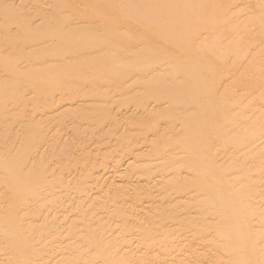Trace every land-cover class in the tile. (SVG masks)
Segmentation results:
<instances>
[{
    "label": "rangeland",
    "instance_id": "374dc122",
    "mask_svg": "<svg viewBox=\"0 0 264 264\" xmlns=\"http://www.w3.org/2000/svg\"><path fill=\"white\" fill-rule=\"evenodd\" d=\"M45 1H47V2H45ZM83 1L85 2V1H87V0H60V1H58V0H0V53H1V57H2V53H4L5 51H7V49H6V47L8 48V50L10 51V50H13V51H10V52H12L13 54H9L8 52H7V54H6V52H5V55L7 56L8 55V57H7V59L3 62V58L5 57L6 58V56L4 55V57H2V58H0V60H1V62H0V94H2V95H0V110L2 111H0V160H1V158H3V161H4V159L6 158V165H5V167H3L4 165H3V161L1 162L0 161V167L2 168H0V194H1V192H2V194L0 195V208L1 209H3V211L0 209V217L2 218V220H4V221H2L1 219H0V223H2L3 225L1 226L0 225V233H1V237L2 238H0V243L2 244H0L1 246H0V249L3 251V254L7 251V253H5L4 255L5 256H7V257H5V258H3L2 256H4V255H2V254H0V256L3 258H1L0 260V262L2 263V264H20L21 262L23 263V261H22V258H23V256H24V258H26L27 259V262H28V260L30 261V264H32L31 262H33L32 260L34 259L35 261H37V262H33V264L34 263H39V264H60L61 262H63V259H64V262H63V264H109V262L111 261V262H114V264L116 263V264H119L120 262V264H152V262H153V264H161L162 262H163V264H171V262L170 261H172V264H181V263H183V261H185V263L184 264H207V262H208V264L210 263V264H214L216 261V263L217 264H222L224 261H222L223 259V257H224V259H226V260H228V258H230V254H229V256H227L226 257V255L225 254H223L224 252V250L226 249L225 247H227L228 249H229V244H228V242H225V241H228V238L229 237H226V239L225 240H223V238H222V243H220V246L219 245H216V244H214L213 242L215 241L216 242V240H217V243L219 244V240L218 239H220L221 238V236L218 238V235H214V229H216V228H218V227H220L221 228V223H219L218 222V220H220L219 219V217L217 216V215H215L216 216V218H215V216H213V214L211 215L210 214V216H212V218H210V217H207L205 214L203 215V213L204 212H202V210L204 209V208H202V206H204V207H206V206H208V204L206 203V202H204V203H206L207 205L205 206V205H203V203H200V202H198L199 200L198 199H200L199 197L197 198V199H188V197L190 196V194L187 192L189 189L191 190V186H194L195 187V183H196V180L197 181H199L200 180V177H199V175H198V178H197V171H196V169H193V168H190V167H192V165L190 164L191 163V161H192V163H193V160H191V159H193V157H197L198 155H194L193 154V151L192 150H190V149H188V148H186V146L184 147L183 146V148L181 149L182 150V154L184 155V151H185V149H187V151H188V153L186 152L185 153V155H187L188 156V160H191L190 161V163H189V161H187V157L186 156H183L184 157V159H181L182 157L180 156V148L179 147H181L182 145H183V143H182V145H181V143L180 142H178L179 144H177V142H176V140H178L177 138H181V136L184 138V139H186V140H188V142H189V140H190V142H191V144L192 145H198L199 144V142L198 143H196L197 142V140H199V137H200V146L202 147V143L204 142V147L206 148V150L205 151H208V150H210V149H212V150H214V151H212L213 153H215V156H217L218 154V156H217V158L218 157H220V159L219 160H217V158L215 159V157H210V155L208 156V153H209V151H208V153H207V156L209 157V159L210 158H213V159H211V160H213V161H211V164H210V161L208 162L207 161V159H208V157H206V152L205 151H203V153L204 154H202V155H205V158H204V156H202L201 154V156H202V158H201V160L199 161L200 163L202 162V165H204L205 164V167H207V165L209 164L210 166L209 167H207V168H209V170L211 171V173L212 174H210V175H212L211 176V178H207L208 180H212V177H214V175L213 174H215L216 172H217V170H218V168L217 167H215V166H213L214 164H216L218 161V163H217V165L216 166H220L219 167V170H220V168L221 167H223V168H221V170H222V172H221V170L219 171V172H217V174H215L216 175V177L217 176H219L218 175V173L222 176V177H226V178H224V182H222V184L224 183L225 185H227V183H228V180H229V184L227 185V186H225V185H222L224 188H226V187H230V188H233L231 185H233L234 186V189H231L232 190V193H233V191H235V187H237V189L238 190H240L241 191V189L243 190V189H247V192L248 191H250V192H245V190H243V191H241V192H239L237 189V191H235L236 192V195L238 194V192L241 194V197H240V194H238V196H236L234 193H233V196H232V194H229V195H231V197L233 198H241L240 199V201L242 200V199H244L243 197H246V198H248L249 197V193H251L252 191V194H250V197H252L251 199L250 198H248L247 200H249L250 199V201L249 202H251L252 200L254 201V203H256V204H254V203H249V202H247V201H245L246 200V198L243 200V201H239V203L238 204H240V206H241V203H243L244 202V205L246 204L245 202H247V203H249L248 205H251V204H253V205H255V207L253 206V205H251V207L250 206H247V204L245 205V207H247L248 208V210L250 209V208H253V210L254 209H257L256 207H259L260 206V208H258L257 210H255L254 212H256V213H258V214H256L254 217H255V219L253 218V216H252V221H250L251 219V217H250V215L249 214H252V212H253V210L251 209V213L249 212L248 213V211L246 210V208L244 209L243 207H241L242 209H243V211H245L246 212V214H248L249 216V221L247 220L248 219V217L246 216V214H244L245 216H244V221H246V223H244V221H242L245 225H247V223H248V226H249V232L251 233H249L248 232V238H247V240L249 241V242H254L255 243V245H256V247H255V245H251L248 241H247V243L248 244H250V247H252V246H254L255 247V250H257V249H259L258 248V245H260L259 247H260V249L264 246V224L263 223H261V222H263L264 221V206H263V204H264V178H261V177H263L264 176V173H263V170H264V150H262V148H261V143L262 142H264V141H262V140H264L263 138H262V135L264 136V134H262L263 132H264V112L262 113V111H264V96H259V94L261 95V93H262V91L264 92V50H263V48H264V32H262V31H264V22H263V20H264V0H235V2H233L234 4H232V2H229L228 0L226 1V3H230V6H233V7H231V8H229V10L231 9V11H229L228 10V8H227V11H228V13L229 14H227L226 15V17H223L224 19H222V17H221V19H220V16H221V9L219 8V6H217L216 4H215V6L213 7L211 4H212V2H211V4L209 3V2H207L208 0H194V1H196V2H194V5L192 6L191 4H193V0H182V1H184V2H182L181 0H179V3L177 2L178 0H170V1H172L171 3H169L170 1L169 0H164V2H163V0H160V2L158 3V1L159 0H152V4H150L149 3V5H150V7L148 6V2H151V1H149V0H144V2L142 1L141 2V0L138 2L137 0H135L134 1V5H133V0H114V5L112 4L111 5V2H113V1H111V0H109L110 2V4L109 3H106V1L105 0H97L98 2H100V3H102V4H98V7H99V9H97L96 7V5L94 4V2H96V0H94V2L93 3H91V5H89V4H86V2L85 3H83ZM91 0H89V2H90ZM119 2V4L117 3L116 4V2ZM121 1H122V3H121ZM124 1V2H123ZM138 2L140 5H141V9L139 8L140 7V5H138V3H136L137 5H135V2ZM154 1V2H153ZM224 2H225V0H223ZM232 1V0H231ZM234 1V0H233ZM89 2H87V3H89ZM92 2V1H91ZM107 2H108V0H107ZM147 2V3H146ZM169 4H168V3ZM175 2V3H174ZM187 2V3H186ZM198 2V3H197ZM62 3V4H61ZM147 5H146V4ZM155 3H158V4H155ZM164 4V7H162L163 6V4ZM166 3V4H165ZM176 3H177V5H176ZM188 3H190V4H188ZM195 3H197L198 4V6L195 4ZM203 3V4H202ZM206 5H205V4ZM208 3H209V6L210 7H212V8H209V7H206L207 5H208ZM80 4H82V6H80ZM86 4V5H85ZM94 4V5H93ZM120 4H122L121 5V7H120ZM145 4V5H144ZM162 6H161V5ZM171 4H172V7H171ZM180 4H182V5H180ZM185 4V5H184ZM262 4V5H261ZM87 5H89V6H87ZM92 5H93V8H94V6H96L94 9L92 8ZM101 6V8L103 9H101L100 8V6ZM154 5H156L155 7H154ZM158 5H159V7H158ZM165 5H167L166 7H165ZM169 5V6H168ZM189 5H191V7L189 6ZM205 5V7H204V9H203V6ZM234 5H235V8H234ZM261 5V6H260ZM87 6V7H86ZM108 6H112V7H108ZM138 7V9H136V7ZM145 6V7H144ZM148 6V7H147ZM153 6V7H152ZM200 6V7H199ZM88 7H91V8H88ZM115 7V8H114ZM134 7V8H133ZM151 7H152V10H151ZM168 7H170V9L168 8ZM179 7V8H178ZM182 7V8H181ZM184 7V8H183ZM190 7V8H189ZM193 7H197V8H194L195 10H193L192 12H191V10L193 9ZM104 8H106V10H104ZM109 8H112L110 11H109ZM144 8V9H143ZM145 8H147V9H145ZM156 8V9H155ZM158 8V9H157ZM163 8V9H162ZM169 10H168V9ZM181 8V9H180ZM188 10H187V9ZM192 8V9H191ZM207 8H209V9H207ZM219 8V9H218ZM260 8V9H259ZM150 9V10H149ZM161 9V10H160ZM177 9V10H176ZM185 11H183V10ZM190 9V10H189ZM202 10L203 11V13L200 11V10ZM207 11H206V10ZM215 9V10H214ZM253 9H256L257 11H253ZM260 11H259V10ZM32 10V11H31ZM85 10H86V12H90V13H85ZM162 10H164V11H168V12H164V11H162ZM199 10V11H198ZM220 10V11H219ZM234 10V11H233ZM263 10V11H262ZM83 11H84V13L85 14H83ZM117 11V12H116ZM170 11V12H169ZM173 11V12H172ZM178 11H179V13H178ZM180 11H181V13H180ZM191 13H190V12ZM195 11V12H194ZM206 11V12H205ZM211 11V12H210ZM214 11V12H213ZM121 12V13H120ZM188 12V13H187ZM194 12V13H193ZM196 12H198V14H199V16H198V14L196 13ZM205 12V13H204ZM213 12V13H212ZM220 12V13H219ZM231 12V13H230ZM169 13V15L167 16V14ZM170 13H172V14H170ZM179 15H178V14ZM193 13V14H192ZM253 13H254V15H253ZM255 13H257V14H255ZM260 13V14H259ZM162 14H163V16H162ZM183 14H185V15H183ZM240 14V15H239ZM262 14V15H261ZM103 15L105 16V18L106 17H109V20H108V23H109V25H107V20H105V18H103ZM122 15V16H121ZM123 15H125V16H123ZM181 15L183 16V17H181ZM188 15V16H187ZM191 15V16H190ZM202 15V16H201ZM233 15H234V17H233ZM257 16V17H254L253 18V16ZM121 16V17H120ZM172 16V17H171ZM186 16V17H185ZM229 16H231V18L229 17ZM240 16V17H239ZM263 16V17H262ZM102 17V18H101ZM174 17H176V18H174ZM194 17V18H193ZM202 18V20H201V18L200 19H198V18ZM227 17H228V19H227ZM259 17V18H258ZM262 17V18H261ZM191 18V19H190ZM225 18H226V20H225ZM257 18V19H256ZM87 19V20H86ZM91 19V20H90ZM100 19V20H99ZM107 19V18H106ZM180 19H183V20H180ZM195 19H197V20H195ZM24 20V21H23ZM39 20V21H38ZM95 20V21H94ZM103 21V23H97V22H99V21ZM161 20V21H160ZM166 20V21H165ZM167 20H171V23H169ZM174 22H173V21ZM178 22H177V21ZM188 20V21H187ZM198 20H201V21H199V22H197L196 23V21H198ZM210 20V21H209ZM216 20V21H215ZM260 20V21H259ZM22 21V22H21ZM80 21V22H79ZM111 21V22H110ZM180 21H181V23H180ZM19 22V23H18ZM177 22V23H176ZM190 22H191V24H190ZM195 22V23H194ZM202 22V23H201ZM212 24H211V23ZM6 23V24H5ZM18 23V24H17ZM21 23V24H20ZM26 23V24H25ZM31 23H33V24H35V25H33V24H31ZM39 25H38V24ZM46 23V24H45ZM85 25H84V24ZM95 23V24H94ZM165 23H167V24H165ZM189 25H188V24ZM194 23V24H193ZM263 23V24H262ZM7 24H11V25H13V24H15V25H13L14 26V28H13V26H9V25H7ZM22 24H25V25H22ZM31 26H30V25ZM44 25L43 27L41 26V25ZM75 24V25H74ZM93 24V25H92ZM104 24H106V25H104ZM111 24V25H110ZM168 24L170 25V26H168ZM198 24V25H197ZM202 24V25H201ZM206 24H207V26H206ZM211 24V25H210ZM215 26H214V25ZM19 25V26H18ZM80 25H81V27H80ZM82 25L84 26V28L82 27ZM97 25V26H96ZM171 25H172V27H173V25L174 26H176L175 27V29L173 28V30H172V28H171ZM196 25V26H195ZM22 26H24V27H26L25 29H24V27H22ZM40 26H41V28H40ZM49 26V27H48ZM74 26V27H73ZM76 26H79V27H76ZM86 26V27H85ZM88 26V27H87ZM105 26H106V28H105ZM114 26V27H113ZM213 26H214V28H213ZM243 26V27H242ZM17 27V28H16ZM28 27V28H27ZM29 27L31 28L30 30H29ZM48 27V28H47ZM57 28V29H55V28ZM112 27V28H111ZM177 27H179L178 29H177ZM212 27V28H211ZM240 27H242L241 29H240ZM248 28V29H246L247 31H246V33H244L245 32V30H244V28ZM263 27V28H262ZM8 28H9V31H11L10 33L8 32ZM22 28V29H21ZM44 28V29H43ZM58 28H60V29H58ZM92 28H93V30H92ZM169 28V29H168ZM11 29V30H10ZM18 29H19V31H18ZM24 29V30H23ZM27 29H28V31H27ZM33 29V30H32ZM38 30V31H36V30ZM46 29H47V31H46ZM55 29V30H54ZM66 29V30H65ZM70 29V30H69ZM89 29H91V30H89ZM105 29H107V30H105ZM158 29V30H157ZM195 29V30H194ZM243 29V30H242ZM13 30V31H12ZM22 30V31H21ZM35 30V31H34ZM40 30V31H39ZM53 30V31H52ZM61 30H63V31H61ZM71 30H72V32H71ZM79 30V31H78ZM84 30V31H83ZM102 30V31H101ZM165 30H167L166 32H165ZM176 32H175V31ZM209 30H211V31H209ZM234 30V31H233ZM235 30L238 32V31H240V33H239V35H238V33L237 32H235ZM242 30V31H241ZM26 31V32H25ZM46 31V32H45ZM70 31V32H69ZM156 31H158V32H156ZM162 32V33H160V32ZM164 31V32H163ZM206 31V33H207V35H206V33H204ZM207 31H209V32H207ZM215 31V32H214ZM244 31V32H243ZM251 31V32H250ZM3 32V33H2ZM16 32H18V33H16ZM25 32V33H24ZM43 32V33H42ZM59 32V33H58ZM76 32V33H75ZM78 32V33H77ZM111 32H113V33H111ZM115 32V33H114ZM155 32V33H154ZM170 32H172V33H170ZM175 32V33H174ZM194 32V33H193ZM237 33V34H232V33ZM243 32V33H242ZM260 32H261V35H260ZM12 33V34H11ZM47 33H48V36H47ZM68 33V35L66 36V34ZM74 33V34H73ZM137 33H139V35L137 34ZM153 33V34H152ZM160 33V34H159ZM170 33V34H169ZM174 33V34H173ZM231 33V34H230ZM247 33H249L250 34V36H249V34H247ZM254 33H255V35H254ZM63 34H65V35H63ZM70 34H72V35H70ZM80 34H82V36L80 35ZM111 34H112V36H111ZM158 34V35H157ZM216 34L218 35V36H216ZM246 36H244V35ZM252 34L254 35L253 37H252ZM50 35V36H49ZM55 35H56V37H55ZM70 35V36H69ZM74 35H76V36H74ZM84 35V36H83ZM108 35V36H107ZM113 35H114V37H113ZM164 35V36H163ZM171 36V38H170V36ZM223 35V36H222ZM232 35V36H231ZM248 35V36H247ZM29 36V37H28ZM32 36V37H31ZM45 36V37H44ZM52 36V37H51ZM59 36V37H58ZM72 36V37H71ZM79 36H81V38L79 37ZM97 36H99V37H97ZM118 36V37H117ZM137 36V37H136ZM142 38H141V37ZM160 36V37H159ZM162 36H163V40L161 39L162 38ZM231 36V37H230ZM43 37V38H42ZM48 37H49V39H48ZM61 37V38H60ZM83 37V38H82ZM89 37V38H88ZM95 37H96V39H95ZM105 37V38H104ZM108 37V38H107ZM117 37V38H116ZM122 38V39H120V38ZM191 37H192V39H191ZM238 37V39H236ZM252 37V38H251ZM38 38V39H37ZM55 38V39H54ZM57 38H60V39H57ZM72 38V39H71ZM75 38V39H74ZM78 40H77V39ZM100 38H101V40H100ZM112 38V39H111ZM159 38V39H158ZM172 38H174V39H172ZM204 38V39H203ZM250 38V39H249ZM29 39V40H28ZM35 39V41H33ZM43 39H44V41L45 42H48V44H49V42L51 43L50 45H46L47 43H45V42H42V44L44 45L43 47H46V48H43L42 47V44H41V41H43ZM47 41H46V40ZM51 39V41L53 42H51V41H49ZM53 39V40H52ZM66 39V40H65ZM87 39V40H86ZM111 39V40H110ZM119 39V40H118ZM132 39H133V41H132ZM134 39H136V40H134ZM198 41H197V40ZM3 40V41H2ZM25 40V41H24ZM27 40H28V42H27ZM38 40H40L39 42H38ZM56 40V41H55ZM58 40V41H57ZM65 40V41H64ZM69 40H71V41H69ZM75 40V41H74ZM81 40V41H80ZM91 42H90V41ZM107 40V41H106ZM166 40V41H165ZM262 41V43H261V41ZM12 41H13V43H12ZM62 41V42H61ZM87 41H88V43H87ZM93 41V42H92ZM98 41V42H97ZM111 41V42H110ZM112 41H113V44H112ZM120 41V42H119ZM203 41V42H202ZM5 42V43H4ZM10 44H8V43ZM11 42V43H10ZM17 42V43H16ZM27 42V43H26ZM31 42V43H30ZM35 42V43H34ZM38 42V43H37ZM56 42V43H55ZM60 42V43H59ZM65 42V43H64ZM104 44H103V43ZM107 42V43H106ZM164 42V43H163ZM197 42H199V43H197ZM257 42V43H256ZM19 43V44H18ZM45 43V44H44ZM67 43V44H66ZM71 43V44H70ZM73 43V44H72ZM87 43V44H86ZM91 43V47L92 48H87V46H89V44ZM130 43V44H129ZM146 43V44H145ZM147 43H150V44H148L147 45ZM153 43V44H152ZM216 43V44H215ZM255 43V44H254ZM261 43V44H260ZM3 44V45H2ZM6 44V45H5ZM28 44V45H27ZM30 44H33V46L32 45H30ZM41 44V45H40ZM100 44L102 45L101 47H100ZM107 44H109V46L106 45ZM145 46V47H148L149 48V46L152 44V45H154V48H153V46L151 45L150 46V48H149V50L147 49H145V48H143V46ZM199 46H198V45ZM263 44V45H262ZM8 45V46H7ZM18 45H20V47L18 46ZM23 47H22V46ZM30 45V46H29ZM35 45H36V47H35ZM54 45V46H53ZM60 45V47H58ZM64 45V46H63ZM65 45H67V47L65 46ZM87 45V46H86ZM92 45H95V47L94 46H92ZM110 45H112V46H110ZM114 45L116 46H118V45H120L119 46V48L116 46V48L114 47ZM129 45L131 46V50H129L130 49V47H129ZM135 47H137V48H135ZM137 45V46H136ZM141 45V46H140ZM205 45V46H204ZM258 45V46H257ZM2 46H3V50H2ZM5 46V47H4ZM25 46H27V47H25ZM28 46L30 47V48H28ZM76 46H77V48H76ZM104 46L106 47L105 49H106V51L108 52H105V50L103 49L104 48ZM140 46V47H139ZM200 46H203V48H201ZM214 46V47H213ZM257 46V47H256ZM263 48H262V47ZM22 47V48H21ZM38 47H39V50H37L38 49ZM49 49H48V48ZM74 47V48H73ZM85 47V48H84ZM101 49H100V48ZM103 47V48H102ZM111 47V48H110ZM123 48V50H122V48ZM129 49H128V48ZM194 48V50L196 51V53H198L199 54V52H200V54L197 56V54H195V52L194 53H192V51H193V48ZM200 49H199V48ZM14 48L19 52H17V51H15L14 50ZM19 48V49H18ZM21 48V49H20ZM23 48H24V50H23ZM37 48V49H36ZM76 48V49H75ZM108 48H110V49H108ZM133 48V49H132ZM135 48V49H134ZM142 48L143 49H145V50H142ZM29 49H30V51H29ZM34 49H35V51H34ZM43 49V50H42ZM46 49V50H45ZM53 49V50H52ZM71 49V50H70ZM73 49V50H72ZM80 49V50H79ZM87 49V50H86ZM92 49H94V51H96L97 49V51L96 52H94V51H92ZM125 49H128L129 50V52H127L128 50H126V51H124ZM138 49V53L140 52V49H141V53H142V55H140L139 57H137L138 56V53H137V56L135 55V54H133L132 53V51L133 52H137L136 50ZM198 49V50H197ZM40 50H42V51H40ZM49 51V52H46V51ZM67 50V52H64V51H66ZM90 52H89V51ZM101 50H104L103 51V53H102V51ZM156 50V51H155ZM210 50V51H209ZM14 51H15V53H14ZM33 51V52H32ZM40 51V52H39ZM61 51V52H60ZM73 51V52H72ZM80 51H82V52H80ZM86 51V52H85ZM87 51L89 52L88 54H87ZM112 51V52H111ZM116 51H118V52H116ZM130 51H131V53H130ZM147 51V52H146ZM149 51V52H148ZM214 51V52H213ZM22 52V53H21ZM24 52V53H23ZM26 52V53H25ZM30 52V53H29ZM35 52V53H34ZM44 52V53H43ZM57 52L59 53V54H57ZM64 52V53H63ZM94 52V53H93ZM122 52V53H121ZM143 52H146L145 54H147L146 56L143 54ZM151 52V53H150ZM41 53H42V56H41ZM69 53V54H68ZM84 53V54H83ZM94 54V56H96V57H98V58H100V59H97L96 57H94L93 56V54ZM99 53V54H98ZM100 53H102L103 54V57L100 55ZM107 55H106V54ZM111 53V54H110ZM121 53V54H120ZM150 53V54H149ZM23 54V55H22ZM37 54H39V56H37ZM52 54V55H51ZM63 54V55H62ZM70 54H72V55H70ZM87 54V55H86ZM114 54V55H113ZM123 54V55H122ZM131 54V56H129ZM133 54V55H132ZM140 54V53H139ZM191 54H193V56L195 57H193ZM195 54V55H194ZM215 54V55H214ZM12 57H10V56ZM14 55V56H13ZM49 56V58H51V59H49V58H46V57H48ZM54 55V56H53ZM62 55V56H61ZM67 55V56H66ZM74 55H76V56H74ZM109 55V56H108ZM117 55H118V57H117ZM120 55H122V57L120 56ZM127 55V56H126ZM244 55H246V57L244 56ZM254 55V56H253ZM256 55V56H255ZM31 59V63H28V61L30 60L28 57ZM33 56H34V58H33ZM46 56V57H45ZM61 56V57H60ZM72 56H74V57H72ZM93 56V57H92ZM130 58H129V57ZM134 56V57H133ZM167 56H169V58L168 59H170L169 61L171 62L172 61V63H173V60H176V59H174V57L173 56H177V57H175V58H178L179 60H182V61H175L174 63H173V65H174V67H173V65H172V63H169V65L170 66H167L166 64H163V65H161L162 63H167ZM171 56V57H170ZM179 56V57H178ZM216 56V57H215ZM222 56V57H221ZM227 56V57H226ZM253 56V57H252ZM36 57H39V58H36ZM44 57V58H43ZM63 57V58H62ZM91 57V59H89V58ZM123 57H125L126 59H127V57L129 58V59H127V61H126V59H123L122 61L123 62H121V60L120 59H122ZM137 58V60H136V58ZM173 57V58H172ZM191 57V58H190ZM242 57V58H241ZM26 58V59H25ZM43 59L44 61L47 59L48 60V63H47V65H49V66H47L46 65V67H43V66H45V62L47 61H45V62H42L43 63V65H41L40 64V62L42 61L41 59ZM56 59V61L55 60H53V59ZM85 58V59H84ZM97 59V61H96V59ZM108 58V59H107ZM112 58V59H111ZM115 58V61H112L113 59ZM131 58H133V59H131ZM135 58V59H134ZM139 58H141V59H139ZM146 58V59H145ZM193 58V59H192ZM197 58V59H196ZM225 58V59H224ZM226 58H228V59H226ZM243 58H247V59H243ZM252 58V59H251ZM263 58V59H262ZM12 59V60H11ZM35 59V60H34ZM38 61H37V60ZM77 59V60H76ZM95 59V60H94ZM107 59V60H106ZM109 59H111V60H109ZM131 59V60H130ZM249 59H250V61H249ZM27 60V63L26 62H24V61H26ZM34 60V61H33ZM41 60V61H40ZM63 60H65L64 62H61V61H63ZM70 60H72L71 62H70ZM76 60V61H75ZM92 60V61H91ZM98 60L100 61V63L98 62ZM101 60H103V61H101ZM120 60V61H119ZM141 60V61H140ZM145 60V61H144ZM223 60H226V61H223ZM246 60H248V61H246ZM35 61H37L36 62V64H38L37 66H36V64H35V66H36V69L34 68L35 66H33V64L35 63ZM52 61V62H51ZM54 61V62H53ZM76 62V64L75 65H77V67L76 68H78L79 69V67L80 68H82V70H78V69H75V71L77 72H73L74 71V68H73V66H72V64L70 65L72 68H73V71H69L68 70V68L69 67H66V66H69V64L70 63H73V62ZM78 61V62H77ZM82 61V62H81ZM87 61H90V62H87ZM118 61V62H117ZM125 61V62H124ZM130 61V62H129ZM212 61V62H211ZM10 62V63H9ZM30 62V61H29ZM67 62V63H66ZM80 62L82 63V65H83V67H85V68H83L82 67V65L80 64ZM92 62V63H91ZM114 64H113V63ZM138 62V63H137ZM247 62H249L250 63V66H249V63L247 64ZM33 63V64H32ZM52 63H54V64H52ZM84 63V64H83ZM89 63V64H88ZM96 63V64H95ZM102 63H104L103 65H102ZM108 63H109V65H111V66H113L114 68H112L111 66H109L108 65ZM118 63V64H117ZM128 63V64H127ZM167 63V64H168ZM179 65H178V64ZM192 63V64H191ZM211 63L213 64V65H211ZM254 63V64H253ZM41 66H40V65ZM61 64V65H60ZM62 64H64V65H62ZM68 64V65H67ZM74 64V63H73ZM80 64V65H79ZM86 64V65H85ZM93 64V65H92ZM123 64V65H122ZM130 64V65H129ZM131 64H133L132 65V67H129V66H131ZM137 64H139L138 66H137ZM158 64V65H157ZM219 64V66H217ZM223 64H224V66H223ZM252 64V65H251ZM5 65V66H4ZM21 65H23V66H21ZM26 65H28V66H26ZM90 65V66H89ZM105 65H106V67H105ZM108 65V66H107ZM126 65H128V66H126ZM155 65V66H154ZM254 65V66H253ZM25 66V67H24ZM33 68L32 70H31V68ZM40 66V67H39ZM63 66V67H62ZM65 66V67H64ZM79 66V67H78ZM93 66H95V67H93ZM101 66V67H100ZM104 66V67H103ZM116 66V67H115ZM136 66V67H135ZM156 67V69L157 70H154L153 69V71L155 72H157V73H154V75H158V76H156V78H151V79H148L149 81H153L154 83H152V86H151V84H150V88L149 89H146V88H144V85H143V82H139V80H137V79H139V78H141V76H139V72L138 71H140V72H142V71H144L143 69H147V70H145V71H150V73L151 72H153V71H151L152 69H151V67ZM163 66H165V67H163V71L161 70V68ZM210 66H211V68H216V69H211L210 68ZM215 66V67H214ZM243 66H245V67H243ZM248 66V67H247ZM253 66V67H252ZM25 69H24V68ZM26 67H29V68H27L26 69ZM43 67V68H42ZM50 67V68H49ZM87 67H89V68H87ZM103 67V68H102ZM110 67V68H109ZM124 67V68H123ZM133 67H135V68H133ZM161 67V68H160ZM227 67H228V69H227ZM240 67V68H239ZM5 68V69H4ZM41 68V69H40ZM62 68V69H61ZM109 68V69H108ZM127 68H128V70H127ZM137 68H139V69H141V70H139V69H137ZM149 68L151 69V70H149ZM164 68H165V70H164ZM174 68V69H173ZM221 68V69H220ZM238 68V69H237ZM243 68V69H242ZM9 69V70H8ZM29 69V70H28ZM38 69V70H37ZM69 69H71V68H69ZM88 71H87V70ZM91 69V70H90ZM95 69V70H94ZM97 69V70H96ZM101 69H104L103 71H101ZM111 69V71L112 72H116V73H114L115 75L114 76H116V77H118V79L116 78V80L117 81H120V82H117L116 80H115V78L113 79L112 78V76H110V70ZM113 69V70H112ZM124 71H123V70ZM133 69H135V70H133ZM219 69V70H218ZM224 69V70H223ZM6 70H8V71H6ZM44 70V71H43ZM66 70H68V72L66 73ZM85 70V71H84ZM90 70V71H89ZM99 70V71H98ZM127 70V71H126ZM130 70V71H129ZM138 70V71H137ZM159 70V71H158ZM172 70V71H171ZM223 70V71H222ZM239 70H241L240 72L243 74H241L240 72H239ZM33 71V72H32ZM41 71V72H40ZM82 71H84L85 72V74L86 75H82V74H80ZM88 72V76H89V78H88V82L90 83V84H88V82H87V72ZM120 71H122V73H120ZM133 71H137V78H135V74L134 73H136V72H133ZM189 71V72H188ZM210 71V72H209ZM211 71H215V73L217 72V74H215L214 72H211ZM243 71V72H242ZM8 72V73H7ZM38 72H40V73H38ZM45 72V73H44ZM72 72V73H71ZM92 72V73H91ZM97 72V73H96ZM99 72H100V74H101V76H102V78H100L101 76L99 75ZM103 72V73H102ZM107 73L106 74V76H108V77H111L110 78V81H109V79H104V83L102 82L103 81V75L105 74V73ZM130 72H132V74H134L133 75V80H131V75H128L127 76V74H131ZM160 72H162V73H160ZM221 72H222V74H221ZM226 72H228L227 74H226ZM235 72V73H234ZM44 73V74H43ZM59 75V76H61V74H71V75H68L67 77H66V75H65V77H66V79H65V77H64V75H62L63 76V78H59V76H57V74ZM83 73V72H82ZM96 73V74H95ZM109 73V74H108ZM125 73V74H124ZM150 73H149V75H150ZM172 73V74H171ZM184 73H187V78H186V80L185 81H188L187 83H189V85L183 80H181L183 77L182 76H184V75H186V74H184ZM210 73V74H209ZM236 73H237V76L236 77H234L235 75H236ZM242 75H240V74ZM79 78V79H82V80H84V78H85V82L84 81H81V80H79L75 75ZM92 74V75H91ZM126 75V76H124V75ZM141 75L143 74V73H140ZM204 74V75H203ZM231 74H232V76H231ZM81 75L84 77V78H80L81 77ZM94 75H96L95 77H94ZM98 75L100 76L99 77V79H98ZM111 75H113V74H111ZM196 77H195V76ZM209 75V76H208ZM223 75V76H222ZM230 77H229V76ZM234 75V76H233ZM70 76H71V78H70ZM73 76L75 77V79H73ZM86 76V77H85ZM91 76H93V77H91ZM123 76V77H122ZM151 76V75H150ZM227 76V77H226ZM56 77V78H55ZM58 77V78H57ZM120 77H122V79L123 78H129V80L128 79H124L125 81H126V83L125 82H123L124 80H120ZM171 77V78H170ZM179 78V79H177V78ZM182 77V78H181ZM57 79V84L55 83V79ZM67 78H69V79H67ZM91 78V79H90ZM98 79V80H96V82H94V80L95 79ZM136 80H135V79ZM170 78V79H169ZM199 80H198V79ZM233 78V79H232ZM237 78V79H236ZM241 78V79H240ZM52 79V80H51ZM76 79H77V81H76ZM94 79V80H93ZM111 79H113V81L111 80ZM142 79V78H141ZM169 79V80H168ZM173 79V80H172ZM229 79V80H228ZM235 79V80H234ZM245 79H247V80H245ZM55 80V81H54ZM72 80H73V82H72ZM75 80V81H74ZM78 80H79V82H78ZM90 80V81H89ZM101 82H100V81ZM133 81L134 82V85H136V87H135V91H133L134 90V87H131V91H129L128 89L130 88V86H134V85H132L133 83H130V85L127 83L128 81ZM147 80V81H148ZM159 80H161V81H159ZM191 80V81H190ZM193 80H194V82H193ZM222 80V81H221ZM231 80V81H230ZM246 82H245V81ZM91 81L93 82V85H97L98 83V87L97 86H95V88H93L92 86V84H91ZM107 81H109V82H111V85L110 86H108L110 83L108 82L107 83ZM114 81H115V83H114ZM143 81V80H142ZM148 81V82H149ZM156 81V82H155ZM159 81V83H157ZM165 81V83L163 84L162 82H164ZM178 81V82H177ZM180 81V82H179ZM190 81V82H189ZM197 81V82H196ZM198 81H199V83H198ZM221 81V82H220ZM236 81V82H235ZM240 81V82H239ZM253 81V82H252ZM77 84H76V83ZM83 82H84V84H83ZM121 82L123 83V85H125V88H126V86L128 87V89H125L124 88V86H122V84H121ZM137 82V83H136ZM160 82L162 83V85L160 84ZM170 82V83H169ZM173 82V83H172ZM212 82H213V84H212ZM217 82V84H215ZM224 82V83H223ZM229 82V83H228ZM230 82H232V83H230ZM238 82V83H237ZM245 82V83H244ZM81 83H82V85H81ZM85 83H87L86 84V86H88V87H86L85 86ZM96 83V84H95ZM101 83V84H100ZM104 85H103V84ZM117 83H120L121 84V86L120 85H116ZM172 83V84H171ZM175 83V84H174ZM184 83H186V84H184ZM198 83V84H197ZM207 83H209V87L207 86L206 87V85H208ZM222 83V84H221ZM69 84V85H68ZM72 85V87H69V86H71ZM74 84H76L75 85V87H74ZM113 84V85H112ZM114 84H115V87H114ZM141 85V86H143V87H141V86H139V85ZM153 84H155V85H153ZM156 84H158V85H156ZM167 84V85H166ZM170 84V85H169ZM175 86H174V85ZM179 84V85H178ZM181 84V85H180ZM192 84V85H191ZM200 84H201V86H200ZM221 86H220V85ZM227 84H229L228 86H226ZM236 84V85H235ZM68 85V86H67ZM79 85H81V86H83V88H85V89H83L82 88V90H81V86H79ZM100 85V86H99ZM129 85V86H128ZM173 85V86H172ZM177 85V86H176ZM186 85V86H185ZM211 85V86H210ZM214 85V87H212ZM233 85V86H232ZM241 85V86H240ZM104 86V87H103ZM117 86V87H116ZM149 86V85H148ZM159 87V88H155V87ZM161 86H164L163 88L161 87ZM181 86H182V88H181ZM185 86V87H184ZM188 86V87H187ZM190 86V87H189ZM193 86V87H192ZM200 88V92H199V88ZM216 86V87H215ZM223 86V87H222ZM68 87H69V89H68ZM90 87V88H89ZM100 87V88H99ZM106 87V88H105ZM108 87H109V89H108ZM114 87V88H113ZM119 87H121L122 89L124 88V92L122 91L121 92V88L119 89ZM141 87V88H140ZM167 87V88H166ZM176 87H178V89L176 88ZM203 89H202V88ZM225 87V88H224ZM231 87V88H230ZM252 87V88H251ZM259 87V88H258ZM263 87V88H262ZM64 88V89H63ZM77 88H80V92L77 90ZM88 88V89H87ZM98 88V89H97ZM103 88V89H102ZM106 90H105V89ZM117 90H116V89ZM132 88H133V90H132ZM136 88L138 89V91L136 90ZM179 88H181V89H179ZM196 88H198V89H196ZM205 88V89H204ZM214 88H215V90H214ZM223 88V89H222ZM233 88H234V90H233ZM56 89V90H55ZM58 89V90H57ZM60 89H62V90H60ZM73 89V90H72ZM95 89V90H94ZM97 89V90H96ZM103 90V94H102V90ZM163 89V90H162ZM169 89V90H168ZM171 89V90H170ZM178 90V92L177 91H175V90ZM209 91H208V90ZM213 89V90H212ZM241 89V90H240ZM245 89H248V90H245ZM251 89V90H250ZM257 89H258V91H257ZM55 90V91H54ZM76 90V92H74ZM89 90H91V91H89ZM94 90V91H93ZM100 90V93L101 94H99V91ZM129 91V92H127V91ZM167 90H168V92L169 91H172V92H170V94L171 95H169V93H167V95L165 94L166 92H167ZM173 90L175 91V92H173ZM218 90V91H217ZM225 90H226V92H225ZM240 90V91H239ZM244 90V93L245 94H243L241 91H243ZM254 90V91H253ZM34 91V92H33ZM59 91V92H58ZM91 92V93H87V92ZM96 91V92H95ZM214 91H216V92H214ZM223 91V92H222ZM236 91V92H235ZM2 92V93H1ZM37 92V93H36ZM79 92V93H78ZM83 92V93H82ZM118 92H121V93H118ZM127 92V93H126ZM132 92V93H131ZM135 92H136V95H135ZM163 92V93H162ZM206 92H210V94H206ZM214 92V93H213ZM238 92V93H237ZM253 92V93H252ZM256 92V93H255ZM261 92V93H260ZM24 93V94H23ZM26 93V94H25ZM30 93V94H29ZM57 93V94H56ZM76 93H78V94H76ZM117 93V94H116ZM174 93H177V94H174ZM211 93H212V95H211ZM242 93V94H241ZM248 95H247V94ZM22 94V95H21ZM55 94H56V96H55ZM85 94H89V96H87V97H85V99H87L86 100V102H84L85 100L83 99V101L82 100H80V101H78L79 99L77 98L78 96H81L80 97V99H82V98H84V95ZM96 94H99V95H96ZM110 94V95H109ZM114 94V95H113ZM118 94H120V95H118ZM127 94V96H125ZM131 95V97H130V95ZM134 94V95H133ZM218 94H219V96H218ZM226 94V95H225ZM234 94H235V96H234ZM263 94V93H262ZM4 95V96H3ZM51 95V96H50ZM90 95H92V96H90ZM112 95H113V97H112ZM115 95H117V96H115ZM174 95V97H172ZM216 95V96H215ZM221 95V96H220ZM246 95L247 96H249V97H246ZM264 95V94H263ZM2 96V97H1ZM14 96L15 97H17V98H14ZM22 96V97H21ZM26 96V97H25ZM29 96V97H28ZM50 96V97H49ZM62 96V97H61ZM101 96H103L102 98H101ZM107 98H106V97ZM112 98H111V97ZM130 98H129V97ZM168 96V97H167ZM214 96V97H213ZM242 96V97H241ZM49 97V98H48ZM54 97V98H53ZM78 99V100H76V98ZM88 97H90V99L92 98L93 100H91L90 101V99L88 98ZM97 97V98H96ZM100 97V98H99ZM118 97V98H117ZM123 97V99H121L120 100V98H122ZM126 97V98H125ZM129 99H128V98ZM178 97H180V99H181V97H182V100H181V102H180V99L178 98ZM219 97V98H218ZM226 97H230L229 99L228 98H226ZM238 97V98H237ZM245 97H246V99H245ZM261 97V98H260ZM2 98V99H1ZM46 98V99H45ZM66 98H67V100H66ZM134 98V99H133ZM162 98L166 101L167 100V102H169L172 98H174L173 100H171L170 102H169V104L167 103V102H163L162 101ZM167 98V99H166ZM170 98V99H169ZM206 98H210V99H206ZM222 98H224V100H222ZM234 98H236V99H234ZM242 99L243 100V102H240V101H242V100H240V99ZM263 98V99H262ZM65 99V100H64ZM72 99H75L74 101L72 100ZM96 99V100H95ZM98 99V100H97ZM112 99V100H111ZM168 99H169V101H168ZM220 99V100H219ZM228 99V100H227ZM238 99H239V101H238ZM246 100V102H244L245 100ZM252 99V100H251ZM260 99H262V101L260 100ZM4 100V101H3ZM53 100V101H52ZM63 100V101H62ZM69 100V101H68ZM115 100V101H114ZM156 100V101H155ZM161 102H160V101ZM206 100V101H205ZM227 100V101H226ZM19 101V102H18ZM54 101H55V103H57V104H55L54 103ZM66 101H68V102H66ZM70 101H72L71 103H70ZM82 101V102H81ZM92 101H94V103L92 102ZM111 101H112V103H111ZM127 101V102H126ZM134 101V102H133ZM151 103H150V102ZM159 101V102H158ZM220 101V102H219ZM221 101H223V102H221ZM233 101V102H232ZM3 102H5V103H3ZM20 102H21V104H20ZM26 102H28V104L26 103ZM36 102V103H35ZM62 102V103H61ZM64 102V103H63ZM85 103V105H84V103ZM87 102H89L88 104H87ZM121 102V103H120ZM133 102V103H132ZM149 104H151V105H149V107H148V103ZM155 104H157V103H159V104H157V105H155ZM174 102V103H173ZM226 102V103H225ZM235 102V105H233V103ZM237 102V103H236ZM18 103V104H17ZM25 103V104H24ZM39 105H38V104ZM49 103H50V107H51V109L49 110ZM60 103V104H59ZM68 103V104H67ZM81 103H83V104H81ZM98 103V104H97ZM101 103L103 104V106L101 105ZM110 103V104H109ZM123 103V104H122ZM127 104V105H125V104ZM129 103V104H128ZM131 103V104H130ZM155 105V106H158V105H160L159 107H160V114H162V113H165L166 111H167V115H168V113H169V115H168V117L169 116H172V114L171 113H174V115H175V113L177 112V111H182L181 110V108H183V107H181V106H184V104H185V106H186V108L184 107V111H186L187 110V108H189L188 109V111H186L187 112V115L188 116H190L191 115V117H188L191 121H194V119L195 118H197L198 120H196L195 121V123H193L192 124V127H197L198 126V121L200 122V124L202 125V124H205V123H207L208 121H206V120H208V118L210 117H208V115L207 114H211V113H213L214 114V118H213V123L214 124H211V123H209V124H211V126L210 125H207V124H205V125H202V126H204L203 128H207V127H209V128H212L213 129V131H212V129H210V130H208V133H206L207 131L206 130H204L202 127H201V129H203L202 131L204 132L205 131V133H202L201 132V129L199 128V126H201V125H199L197 128H199V129H196V130H199V131H196V133H195V130L191 127V125H189V124H191L189 121V119L187 118V116H185L186 118H184L183 116V114H185V113H182V112H177V114H179V113H182L181 114V116L183 117H181L182 119H180L178 116H176V117H178V118H171V121L172 120H176V121H174V125H175V127L173 126V124H172V127H171V124L169 123V119L170 118H168L167 117V115H165V117H164V115H161V118H160V120L159 119H157L158 117H156V115L157 114H159V113H157L156 112V107L153 105V104ZM181 103V104H180ZM208 103V104H207ZM215 103V104H214ZM219 103V104H218ZM222 103H223V105H222ZM240 103H241V105H240ZM256 103V104H255ZM1 104H3V105H1ZM27 104V105H26ZM42 104H43V106H42ZM55 105V106H53V105ZM62 104H64V105H62ZM86 104H87V106H86ZM90 104V105H89ZM92 104H94L95 106H98V108H95L94 107V105L92 106ZM107 106H106V105ZM137 104V105H136ZM144 104H147V107H146V105H144ZM163 104H165L164 105V107H163ZM172 104H174L175 105V108L173 107L174 105H172ZM194 104H197V105H195V108H194ZM198 104H199V106L201 105L202 107H199L198 106ZM205 104V105H204ZM232 104V105H231ZM238 106H237V105ZM254 104L255 105H257V106H254ZM24 105H26V106H24ZM39 106V108H38V106ZM44 105H45V107H46V109H45V107H44ZM48 107H47V106ZM90 107H89V106ZM101 105V106H100ZM106 106V108H108V109H106V110H104V108H105V106ZM121 105V106H120ZM129 105V106H128ZM138 105H140V107L143 105L144 107L142 108H139V110L140 111H138ZM171 105H172V108H171ZM214 105H215V107H214ZM226 106V109H225V106ZM232 107H231V106ZM240 105V106H239ZM252 105V106H251ZM8 106V107H7ZM10 106V107H9ZM15 106V107H14ZM17 106H19V107H17ZM32 106V107H31ZM33 106H34V108H33ZM36 106H37V108H36ZM109 106V107H108ZM123 106V107H122ZM132 107V109H131V107ZM138 106V107H137ZM151 106V107H150ZM154 106V109L152 108ZM187 106H189V107H187ZM191 106V107H190ZM208 106V107H207ZM219 106V107H218ZM221 106V107H220ZM223 106V107H222ZM228 106H229V108H228ZM22 107V108H21ZM28 107V108H27ZM42 107H44V108H42ZM94 107V108H93ZM104 107V108H103ZM111 107H113V108H111ZM118 107V108H117ZM124 108V107H127V108H124L123 110H122V108ZM130 107V108H129ZM158 107V108H159ZM166 107H170V109H165ZM176 107H178V108H176ZM199 107V108H198ZM210 107V108H209ZM255 107H256V110H255ZM30 108H33V110L31 109V110H28V109H30ZM36 108V110H34ZM42 110H41V109ZM112 110L113 109V111H111L110 109ZM117 108V109H116ZM163 108V109H162ZM194 108V109H193ZM203 108V109H202ZM223 108H224V110H223ZM233 108V109H232ZM24 109H25V111H24ZM27 109V110H26ZM41 111H40V110ZM43 109H44V111H43ZM103 109V110H102ZM121 109V110H120ZM126 109V110H125ZM146 109H147V111L149 112H147L146 111ZM150 109V110H149ZM165 109V110H164ZM176 110V109H178V110H176V111H173V110ZM198 109H200V110H204V112H205V114H204V112H202V111H200V110H198ZM207 109V110H206ZM235 109V110H234ZM253 109V110H252ZM261 109V112L260 113H258L259 112V110ZM19 110V111H18ZM68 110V111H67ZM108 110H110L109 112H108ZM115 110V111H114ZM117 110V111H116ZM130 110V111H129ZM137 110V111H136ZM145 110V112H143ZM154 110V111H153ZM161 110H163V111H165V112H161ZM170 110V111H169ZM193 110H195V111H193ZM21 111V112H20ZM30 111V112H29ZM35 111V112H34ZM36 111H38V112H36ZM47 111V112H46ZM128 113V112H131V113H129V114H125L126 112ZM151 111L154 113H151ZM173 111V112H172ZM183 111V112H184ZM190 111L191 112H194V113H198L199 111V116L197 115L196 117H195V114L194 113H190ZM198 111V112H197ZM212 111V112H211ZM224 111V112H223ZM7 112V113H6ZM15 112H16V114H15ZM19 114H18V113ZM24 112V113H23ZM34 114H32V113ZM40 112V113H39ZM43 112H45V114L43 113ZM107 112V113H106ZM112 112V113H111ZM115 112V113H114ZM118 112V113H117ZM120 112H123V113H120ZM134 112V113H133ZM135 112H136V114H135ZM140 112V113H139ZM252 112V113H251ZM20 113H21V115H20ZM35 113H37V116H35ZM43 113V114H42ZM145 113H148V116H149V114H151V116L153 115V117L151 118V117H149L148 118V116H146L147 114H145ZM189 113H190V115H189ZM255 113V114H254ZM262 113V114H261ZM23 114V115H22ZM24 114H26V115H24ZM28 114H29V116H31L30 118H29V116H28ZM31 114V115H30ZM40 114V115H39ZM107 114H109V116L107 115ZM115 114H116V116H115ZM125 114V115H124ZM140 115V116H138V115ZM176 114V115H177ZM192 114H194L193 116L195 117L193 120H192V118H193V116H192ZM227 114V116H225ZM228 114H230V115H228ZM231 114H232V116H231ZM16 115V116H15ZM72 115V116H71ZM113 116L112 117V119H113V121L116 123H114V122H112V120L110 121V116ZM122 115V116H121ZM129 115V116H128ZM180 115V114H179ZM186 115V114H185ZM202 115H204L205 117H206V115H207V119L204 121L205 123H203V117H202ZM246 115V116H245ZM253 117H252V116ZM259 115H261V116H259ZM8 116V117H7ZM20 116V117H19ZM27 118H26V117ZM83 116V117H82ZM104 116V117H103ZM106 116H107V118H108V120H107V118H106ZM120 116V117H119ZM124 116V117H123ZM126 116H128L127 117V119L125 118ZM137 116V117H136ZM143 116V117H142ZM162 116L164 117V119L162 118ZM222 116V117H221ZM229 116H231V117H229ZM10 117H12L11 119H10ZM123 117V118H122ZM134 117L135 119L136 118H138V120L136 119V120H133L132 118ZM142 117V120H141V122L142 123H138V122H136V121H139V118H141ZM156 117V118H155ZM172 117H175V116H172ZM203 119H202V118ZM224 117H227L228 119L226 120V118H224ZM242 117H243V119H242ZM246 117V118H245ZM250 117L252 118V119H250ZM76 118V119H75ZM106 118V119H105ZM122 118V119H121ZM130 118H131V120H130ZM145 118H147V119H149V121H151L150 123H149V121H147L146 122V120L147 119H145ZM200 118V119H199ZM220 118H222V119H220ZM259 118H261V119H259ZM29 119V120H28ZM62 119H64V122H63V120ZM81 119V120H80ZM116 119H118L117 121L120 123V124H118L117 122H116ZM119 119H121V120H119ZM150 119H152V120H150ZM153 119H154V121H153ZM158 120V122H160L159 124H160V126H161V129H163V131L165 132H162L161 133V129H159V131H158V129L156 130V128L158 127V123H156V121ZM162 119L164 120V121H166V120H168V122L166 121V123L168 124L169 123V125H170V127H168V125H166V123L163 121V123L166 125H164L163 123H162ZM186 119V120H185ZM202 119V120H201ZM210 119V118H209ZM211 119H212V116H211ZM211 119H210V121H211ZM225 119V120H224ZM245 119H247V123L245 122ZM248 119H250V122H249V120ZM259 119V120H258ZM16 120V121H15ZM19 120V121H18ZM24 120H25V122H24ZM70 120L72 121V123H70ZM75 120H76V123H75ZM97 120H98V122H97ZM103 120V121H102ZM105 120V121H104ZM106 120H107V122L110 124L111 122H112V124L109 126L108 124H105L104 125V122L106 123ZM124 120V121H123ZM126 120H128V122L126 121ZM145 120V121H144ZM179 120H185V121H187L189 124V126H190V128H189V130H187V128L189 127L188 125V127L186 126H184L185 127V129L183 130V126L180 124L179 125V123H182L183 125H186V122L184 123V121L182 122H180ZM237 120V121H236ZM256 120V121H255ZM2 121V122H1ZM7 121V122H6ZM59 122V123H63V125H64V129L63 128H61V126L60 125H57V124H59V123H57V124H55L56 122ZM73 121H74V123L76 124V125H74V123H73ZM78 121V122H77ZM80 121H82V122H80ZM85 121V122H84ZM110 121V122H109ZM132 121V122H131ZM144 121V122H143ZM226 121H227V123H226ZM18 122V123H17ZM87 122V123H86ZM100 122V123H99ZM101 122H103L102 124L104 125H100L101 124ZM133 122H134V124H133ZM140 122V121H139ZM153 122V123H152ZM173 122V121H172ZM171 122V123H172ZM197 122V123H196ZM202 122V123H201ZM223 122V123H222ZM225 122V123H224ZM229 122H230V124H229ZM236 122V123H235ZM13 123V124H12ZM48 123V125H49V127H47L48 125H46ZM64 123H69V126L67 127L66 125L67 124H64ZM79 123V124H78ZM123 123V125H124V123H126L124 126L125 127H127V128H125V127H123L122 128V124ZM136 123H138L139 124V126H143V125H141V124H145L146 125V123H149V125L147 126H144V127H142L143 128V131H144V129L146 128V127H149L150 126V124L152 123V125L149 127V128H147V130H149L150 132H151V134L150 133H147L148 135H147V137H148V140H146V138H143V134H145V131H144V133H143V131H141V127L140 128H138L139 126H137L136 125ZM176 123H177V125H178V127L179 126H181V128L179 127H176L177 125H176ZM10 124V125H9ZM16 124H18V125H16ZM21 124H23V125H21ZM99 124V125H98ZM114 124V125H113ZM157 124V125H156ZM194 124H197V126L196 125H194ZM223 124V125H222ZM226 124V125H225ZM229 124V125H228ZM234 124H236V125H234ZM14 125V126H13ZM44 125H46V127H47V129L49 130H47L45 127H44ZM53 127H52V126ZM56 127H55V126ZM62 125V124H61ZM108 125V126H107ZM120 125V126H119ZM128 125V126H127ZM135 125H136V128H133V127H135ZM157 126V127H155V126ZM163 125V126H162ZM194 125V126H193ZM213 125V126H212ZM218 125L220 126L221 125V128H223V132L220 130V127L218 128ZM232 125V126H231ZM10 128H9V127ZM29 126H32L31 128L29 127ZM34 126H35V128L36 127H38V128H36L37 129V132H35V133H33L34 132V130H35V128H34ZM51 126V127H50ZM70 126H72V128L75 130H73L72 128V130L70 129ZM78 126V127H77ZM101 126V127H100ZM133 126V127H132ZM155 128H154V127ZM164 126H165V128H164ZM207 126V127H206ZM224 126V127H223ZM80 127H81V129H80ZM99 127V128H98ZM105 127V128H104ZM120 127V128H119ZM154 128V130H155V132L153 131V128ZM163 127V128H162ZM169 129H168V128ZM174 127V128H173ZM262 127V128H261ZM13 128V129H12ZM23 128V129H22ZM29 128V129H28ZM45 130H44V129ZM50 128H51V130H50ZM67 128V129H66ZM69 128V129H68ZM79 128V130H77ZM90 128H92V129H90ZM96 129V131H95V129ZM107 128V129H106ZM116 128V129H115ZM132 128L134 129V131L132 130ZM160 128V127H159ZM170 128H173L174 130H175V128H177L175 131L172 129V131L170 130ZM193 130H192V129ZM208 128V129H209ZM25 129V130H24ZM32 129V131H28V130H31ZM59 129H61V130H63V131H61V130H59ZM83 129H85L84 131H83ZM88 129V130H87ZM98 129H99V131H98ZM104 129V130H103ZM118 129V130H117ZM136 129L138 130V132H140L141 131V134L140 133H137V131H136ZM150 129H152V130H150ZM164 129H166V130H164ZM170 130L169 132H172V134L171 135H169L171 138H173V139H171L170 137L168 138V139H170V140H168V141H172V140H175V138L174 137H176V140L174 141V142H171V143H175L176 142V144H177V148H179V150L175 147L176 146V144H174L175 146L173 147V144H168V142L166 143L165 142V140H166V135L169 133L168 132V130ZM181 129V130H180ZM4 130V131H3ZM13 130V131H12ZM21 130V131H20ZM24 130V131H23ZM27 130V132L25 133V131ZM44 130V131H43ZM53 130V131H52ZM55 130H57V131H55ZM67 130V131H66ZM89 130H93V131H89ZM109 130H111V131H109ZM116 130V131H115ZM146 130V131H147ZM178 130H180V131H178ZM262 130H263V132H262ZM23 131V132H22ZM36 131V130H35ZM43 131V132H42ZM59 131H61V132H59ZM108 131V132H107ZM114 131V132H113ZM156 131H158V132H156ZM211 133H210V132ZM32 132V134H30ZM41 132V133H40ZM53 132L55 133V134H58V136L59 137H57V135L55 136L54 134H53ZM94 132V133H93ZM107 132V133H106ZM111 132V133H110ZM181 132L184 134V135H182L181 134ZM190 132H193V133H190ZM202 134H205V135H200L201 133ZM10 133V134H9ZM29 133V134H28ZM44 133V134H43ZM46 133V134H45ZM49 133V134H48ZM52 133V134H51ZM61 133V134H60ZM108 133H109V135H108ZM117 133V134H116ZM135 133H137L138 134V137H140L141 135V137L142 138H139V140H138V137L135 135V136H131L132 134H135ZM155 135H154V134ZM160 133V134H159ZM199 133V134H198ZM21 134V135H20ZM42 134H43V137H41L42 136ZM51 134V135H50ZM94 134V135H93ZM112 135V137H111V135ZM150 134V135H149ZM156 134H157V136H156ZM164 136H162V135ZM180 135L179 137L178 136H176V135ZM196 134V135H195ZM17 135V136H16ZM27 135H29V136H27V139L25 138ZM30 135L32 136V137H30ZM33 135H35V136H33ZM41 135V136H40ZM45 135H47V136H45ZM53 135L56 137H54L53 138ZM125 135V136H124ZM131 136V143L129 142L128 143V141H130V137L129 136ZM140 135V136H139ZM161 135V136H160ZM173 135H175L174 137H173ZM191 136V137H193L194 136V138H189V136ZM193 135V136H192ZM197 135L199 136V137H197ZM25 136V137H24ZM45 136V137H44ZM60 136H62V137H60ZM105 136V137H104ZM145 136H146V134H145ZM150 136H155V137H158V139L157 138H155V137H153V138H155V139H153V141L152 140H150L149 139V137ZM187 136H188V138H187ZM212 136V137H211ZM261 136V137H260ZM8 137V138H7ZM30 137V138H29ZM38 137V138H37ZM50 137H52L51 139H55L56 140V142L53 140V144L51 145V144H47L49 141L51 142L52 140L50 139V140H45V138H47V139H49ZM127 137H128V141H126L127 140ZM136 137V138H135ZM164 139H163V138ZM201 137H205L206 139H201ZM210 137H211V139H210ZM23 138V139H22ZM36 138V139H35ZM44 138V139H43ZM86 138V139H85ZM135 138V139H134ZM151 138V137H150ZM162 140L163 139V141H164V144L166 143V144H168V145H170L169 147H171V148H167V151L165 150L166 149V147L168 146H166V145H164L163 144V141H161L160 139ZM258 139V141L256 140V139ZM259 138H262V140H261V142L259 141ZM2 139V140H1ZM43 139V140H42ZM58 139V140H57ZM64 139V140H63ZM152 139V138H151ZM191 139H192V141H191ZM251 139V140H250ZM9 140V141H8ZM13 140H14V142H13ZM20 140V141H19ZM48 141L46 144H44L43 142H41V141ZM71 140V141H70ZM81 140V141H80ZM90 140V141H89ZM123 140H125L124 141V143H123ZM142 140V141H141ZM143 140H145V141H152L151 142V144H150V142H148V143H144V141ZM156 140H157V142H158V140H159V143L160 144H158L157 145V148H156V146H155V144H152L153 142H156ZM182 140V139H181ZM180 140V141H181ZM194 140H195V144H194ZM250 140V141H249ZM38 141V142H37ZM58 141V142H57ZM137 143H136V142ZM209 141V142H208ZM257 142L258 144L260 143V145H259V147L261 148H257L256 146L258 145L257 143H253L254 144V146L252 147V145L250 144V147H252L253 148V151H254V149H255V147H256V149H255V151L256 152H254V153H252V154H254V155H250L251 154V151H252V149H250V147L248 148V146L247 145H249V143L250 142ZM11 142V143H10ZM40 142V144L41 145H43V147L42 146H40L39 145V147H42L41 149L37 146L38 145V143ZM49 142V143H50ZM90 142V143H89ZM111 142V143H110ZM134 142V143H133ZM161 142H162V145H161ZM182 142V141H181ZM189 142V143H190ZM202 142V143H201ZM207 142H208V144H209V146H210V148L207 146L208 144H207ZM251 142V143H252ZM13 143H14V148H12V146H11V144L13 145ZM62 143V144H61ZM84 143V144H83ZM97 143V144H96ZM136 143V144H135ZM247 143V144H246ZM10 145L9 147H10V150L9 149H6L5 147H8V145ZM99 144V145H98ZM111 146V148H110V146ZM135 144V145H134ZM137 144H141V145H137ZM255 144H257V145H255ZM6 145V146H5ZM19 145V146H18ZM34 145V146H33ZM50 148H48L47 146ZM72 145V146H71ZM108 147H107V146ZM123 145V146H122ZM129 145V146H128ZM130 145H132V146H130ZM142 145H144L143 146V149H141L143 152H142V155H144V152H145V155L144 156H146L145 158H144V156H141V150H138V148L137 147H142ZM148 145V146H147ZM152 145H154V146H152ZM159 145H161V146H159ZM164 145V146H163ZM178 145H179V147H178ZM35 146H37V147H35ZM46 146V147H45ZM51 146H54L53 148L51 147ZM100 146V147H99ZM101 146H103V147H101ZM119 146V147H118ZM122 146V147H121ZM128 146V147H127ZM151 146V147H150ZM244 146V147H243ZM5 148V150H4V148ZM33 147H34V149H33ZM45 147V148H44ZM113 147V148H112ZM134 147H135V149H134ZM147 149H146V148ZM149 147V148H148ZM160 147H165V149H161V150H164L163 152H161V150L159 149ZM173 147V148H172ZM191 147V146H190ZM212 147V148H211ZM237 147H238V149H240L241 147V149L239 150V151H235V148H236V150H238L237 149ZM263 147V149H264V146H262ZM12 148V149H11ZM27 148V149H26ZM37 148V150L34 152V150ZM104 150H103V149ZM120 148V149H119ZM132 148V149H131ZM153 148V149H152ZM176 149L178 152H176V154L177 155H175V158H176V161H177V163H179V167H178V164H172V161H174L175 163H176V161L175 160H173V158L171 159L172 161H170V159H168L167 157H170V154L171 155H173V153H170L168 156L167 155H165V156H162L161 155V153L163 154V153H165L166 154V152H168V151H171V150H173V149ZM204 148V149H205ZM246 148V149H245ZM32 149V150H31ZM40 149V150H39ZM43 149V150H42ZM73 149V150H72ZM96 149V150H95ZM101 149V150H100ZM106 149V150H105ZM109 149V150H108ZM112 149H114L113 151H112ZM116 149H119V150H117L118 151V154H120V153H127V151L129 152V153H131L132 151H135V152H137V151H139L140 152V156H141V158H140V156L138 157V156H134V154H135V152H134V154L133 153H131V156H132V160L133 159H136L137 160V163H135L134 165H133V168H132V166H130V167H125L124 165L125 164H123V165H121L120 167H118L117 169H115L116 170V174L115 173H113V172H111V173H103V171L102 170H97V168L98 167H102L104 164H106V161H107V159L106 158H109L111 155H118L117 154V152H116ZM134 149V150H133ZM155 149H159L160 150V154H159V151L157 150V152H158V154L159 155H161V158L159 157V156H157L158 154L157 153H153V157H149V155L151 154V151L153 150H155ZM174 149V150H175ZM249 149L251 150L250 151V153L248 154V152H249ZM4 152H7V150H9V152L10 153H12L11 155H9V156H6V154L8 153H3V151ZM12 150H13V152H12ZM41 150L42 151H44V153L43 152H41ZM51 150H53V151H51ZM59 150V151H58ZM62 150V151H61ZM103 150V151H102ZM127 150V151H126ZM149 150V151H148ZM173 150V151H174ZM175 150V151H176ZM17 151V152H16ZM26 151V152H25ZM31 151V152H30ZM39 152V154H38V152ZM78 151V152H77ZM105 151H107V152H105ZM109 151H111V152H109ZM122 151V152H121ZM152 151V152H153ZM156 151V150H155ZM192 151V158H189V156H190V152ZM247 151V152H246ZM35 153V155H34V153ZM71 152V153H70ZM104 152V153H103ZM113 152V154H111ZM149 152H150V154H149ZM172 152V151H171ZM184 152V153H183ZM211 152V151H210ZM227 152H230L229 154H227V156H229V157H227L226 156V153ZM37 153V154H36ZM103 153V154H102ZM107 153V154H106ZM108 153H110V154H108ZM114 153H116V154H114ZM169 153V152H168ZM202 153V152H201ZM212 153V154H213ZM16 154V155H15ZM19 156H18V155ZM45 154V155H44ZM65 154V155H64ZM85 154H87L86 156H85ZM147 154V155H146ZM149 154V155H148ZM157 154V155H156ZM175 154V153H174ZM249 155V157H248V155ZM2 155H3V157H2ZM22 155V156H21ZM33 155H34V157L36 158V160H35V158L33 157ZM58 155V156H57ZM108 155H110V156H108ZM135 155H139L138 153H136ZM155 155V156H154ZM164 155V154H163ZM194 155V156H193ZM199 155V157H197L196 159L198 160V158H200L201 156ZM221 155V156H220ZM223 155H225V156H223ZM6 156V157H5ZM12 156V157H11ZM38 156V157H37ZM41 156V157H40ZM147 156L149 157L148 159H147ZM151 156V155H150ZM174 156V155H173ZM173 156H171V157H173ZM211 156H214V155H211ZM222 156H223V158H222ZM8 157V158H7ZM26 157V158H25ZM32 158V159H34L35 161H37L35 164H33V162H34V160L32 161L31 159H30V162H28L27 160H29V159H27V158ZM57 157L60 159V161H59V159H57ZM105 157V158H104ZM137 157V158H136ZM154 157H156V158H154ZM163 157H166V158H164V160H163ZM179 157H181L180 159L184 162V160H186L187 161V165H188V163L191 165V166H186V167H189L190 169H192L191 171H190V169L189 170H186L187 168H185L184 167V169H183V167H182V165H183V163H182V161L180 162L177 158H179ZM186 157V158H185ZM224 157H226V158H224ZM247 157V158H246ZM14 158V159H13ZM44 158V159H43ZM138 158L140 159V160H138ZM159 158V159H158ZM19 159V160H18ZM21 159V160H20ZM38 159V160H37ZM54 161H53V160ZM56 159V160H55ZM141 159H143V160H141ZM144 159H146V160H144ZM151 159H153V161L154 160H159V162L161 161V164H162V162H163V164H164V166H163V164L161 165V164H159V166L158 165H156L154 162H156V161H154L153 163H151ZM160 159H162V160H160ZM171 162H168V163H166V161H168V160ZM204 159V160H203ZM205 159H206V161H205ZM208 159V160H209ZM13 160V161H12ZM43 160V161H42ZM49 160H50V162H49ZM58 160V161H57ZM105 160V161H104ZM166 160V161H165ZM215 160H217V162L215 161ZM19 161V162H18ZM21 161V162H20ZM24 161H27V163L28 164H26V162L24 163ZM32 161V162H31ZM42 161V162H41ZM56 165H54L52 162ZM139 161L141 162V164L139 163ZM142 161H144V163H147V161H148V163H149V166L151 167V166H154V164H155V172L157 171V174L159 175V176H157L156 175V173L154 172H152L151 174H152V176H150V172H151V170L152 171H154L153 170V167L149 170V166L146 164H143V162ZM165 161V162H164ZM179 161V162H178ZM186 161L184 162V166H185V164H186ZM205 161V162H204ZM9 162H11V163H9ZM13 162H15V163H13ZM49 162V163H48ZM61 162V163H60ZM158 162V161H157ZM156 162V163H157ZM195 162V161H194ZM204 162V163H203ZM206 162H207V164H206ZM21 163V164H20ZM32 163V164H31ZM57 163V164H56ZM90 163V164H89ZM101 163H102V165H101ZM165 163L166 164H172V165H175V166H169V165H167V168H166V165H165ZM212 163H213V165H212ZM26 164V165H25ZM31 165V167H33L32 169H34L35 168V170H33L34 172L33 173H29V172H32V169H31V167L30 168H28V166H30ZM66 164V165H65ZM152 164V165H151ZM158 164V163H157ZM221 164V165H220ZM14 165V166H13ZM19 165V166H18ZM33 165H35V167L33 166ZM37 165V166H36ZM54 165V166H53ZM145 165V166H144ZM177 165V166H176ZM180 165H181V171H179V172H182V174H183V176H184V178L186 177V175H187V177H188V175L190 174V172H191V174L189 175V176H191L190 178H185L184 180H186V181H184V180H179V179H182L183 177L181 176V175H179V172H178V168H179V170H180ZM211 165L213 166L212 167V169H210L211 168ZM8 166V167H7ZM22 166V167H21ZM75 166V167H74ZM86 166H87V168H86ZM142 166H144V167H146V170L149 172H145L144 171V173H143V171H142V173H141V171L139 170V169H141L142 168ZM148 166V167H147ZM229 166H231V167H229ZM11 169H10V168ZM68 169H67V168ZM96 167V168H95ZM160 167H162V168H160ZM170 167V168H169ZM173 169H172V168ZM175 167H177V173L175 172L176 171V169H175ZM234 167V168H233ZM4 168V169H3ZM21 168V169H20ZM23 168H25V169H23ZM46 168V169H45ZM80 168V169H79ZM92 168H94V169H92ZM135 168H137V169H135ZM157 168L158 169H161V170H163V173H162V171L161 170H157ZM166 169V171H164L165 169ZM217 168V169H216ZM230 168V169H229ZM232 168V169H231ZM10 169V170H9ZM20 169V170H19ZM26 169H31V170H26ZM120 169V170H119ZM129 169V170H128ZM143 170H145L144 168H142ZM171 169L172 170H174V172H172L171 171ZM213 169H216V172L213 170ZM229 169V170H228ZM263 169V170H262ZM8 170V172L6 173V171ZM23 170H25V171H23ZM38 170H40L41 172H39ZM44 170V171H43ZM66 170H68V171H66ZM77 170L78 171H80V172H77ZM82 170V171H81ZM91 170V171H90ZM136 170H138V172L136 171ZM170 171V172H168V171ZM185 170H186V172H185ZM212 170L214 171V172H212ZM223 170H224V173H223ZM225 170H227L226 172H225ZM254 170V171H253ZM262 170V171H261ZM12 171L13 172H15V173H13L14 175H16V173H17V171H18V173L19 174H22V175H24V178H25V185H23V187L21 186V187H17V186H11L12 184H10L9 183V181L12 179V178H14L15 176L12 174ZM70 171V172H69ZM98 171V172H97ZM160 171H161V173H162V175L161 174H159L160 173ZM187 171H190V172H187ZM194 171H196V173L194 172V174H193V172ZM4 172V173H3ZM10 172V173H9ZM51 172V173H50ZM74 173V172H77V174L78 175H72V176H74V178L76 177L77 179H73V177L71 176V175H69L70 173ZM159 172V173H158ZM262 172V176L259 174V173H261ZM94 173V174H93ZM145 173H146V175L147 176H150V177H147L146 175H145ZM167 174V175H164V174ZM170 173V174H169ZM173 173V174H172ZM176 173V174H175ZM184 173H186L185 175H184ZM189 173V174H188ZM221 173H223V174H221ZM29 174V175H28ZM38 174V175H37ZM46 174V175H45ZM52 174V175H51ZM57 174V175H56ZM83 174V175H82ZM128 174V175H127ZM136 174H138L139 176H141V174H144V176L146 177V178H149V179H146L143 175H142V178L143 179H146L147 180V182H146V180L144 181L141 177H138ZM178 174V175H177ZM181 174V173H180ZM9 175V176H8ZM28 175V176H27ZM36 175V176H35ZM49 175V176H48ZM56 175V176H55ZM64 175V176H63ZM134 175H136V178H137V181L136 180H133L134 181V183H132L133 181H131L130 179H127V178H130L131 176H134ZM153 175H155V176H153ZM171 175H173V176H171ZM14 176V177H13ZM26 176V177H25ZM42 176H44V178L42 177ZM61 178H59V177ZM89 176V177H88ZM90 176H96L97 178H99L100 180L101 179H104L103 181L101 180V181H99L98 183V188H99V190L96 192H94V193H92V194H89L87 191L85 192L84 191V188H85V186H86V184H85V182L86 181H88V178H90ZM104 176V177H103ZM120 176H122V178L120 177ZM160 176H161V179H160ZM168 176H169V179L171 178V177H173L174 179H172L171 178V180H172V182H170V180L168 179ZM175 176H177V177H180V178H176ZM195 176H196V178L197 179H195ZM259 176V177H258ZM8 177V178H7ZM35 177V178H34ZM47 177V179H45ZM54 177H56L57 178V180L54 178ZM135 177V176H134ZM153 177V178H152ZM155 177L157 178L158 177V179H155ZM164 177L165 178H167V179H165L166 180V183H167V185H166V183H165V181H164ZM182 177V178H181ZM9 178H10V180H9ZM33 178V179H32ZM37 178V179H36ZM51 178V179H50ZM54 178V179H53ZM59 178V179H58ZM63 178H65V179H63ZM68 178V179H67ZM163 178V179H162ZM215 178V177H214ZM213 178V179H214ZM228 178V179H227ZM254 178V179H253ZM29 179V180H28ZM30 179H31V181H30ZM38 179H41L42 180V182H41V180H40V182H38L39 183V185H40V183H45V185L43 186L42 184V186H38L36 189H34V191L32 192V190H33V183L36 181V180H38ZM108 179V180H107ZM153 179H155V180H153ZM226 179V180H225ZM253 179V180H252ZM263 181H262V180ZM51 180V181H50ZM59 180H61V181H63L64 183V185H62V186H65L66 187V185H67V187H72L73 188V186H76V188H75V190H77L78 188V190L79 191H84L83 192V194H82V197L81 198H77L76 200H74L75 198H73L72 196H67L65 193H62V195L61 194H56V193H58V192H56V191H54V190H56L57 189V187L58 188H60V187H62L61 186V184H62V182L60 181L59 183H57ZM79 180V181H78ZM83 180V181H82ZM141 180V181H140ZM161 180H163L162 182H161ZM176 180H178V181H180L179 182V184H178V181H176ZM187 180H188V184H189V182L190 183H192V184H195V185H189L188 187H185V189L186 188H189V189H181L182 187H184V185L186 186V185H188L186 182H187ZM192 180H193V182H192ZM249 180H251V181H249ZM257 180L259 181V183L257 182ZM30 181V182H29ZM34 181V182H33ZM47 181V182H46ZM53 181V182H52ZM66 181V182H65ZM85 181V182H84ZM131 181V182H130ZM143 181V182H142ZM159 181V182H158ZM168 181L170 182V183H168ZM184 181V182H183ZM201 181V180H200ZM199 181V182H200ZM210 181H208V183H211ZM227 181V182H226ZM256 181V182H255ZM262 183H261V182ZM11 182V181H10ZM49 182V183H48ZM79 182V183H78ZM138 182V183H137ZM141 183V185H139L140 183ZM146 184H145V183ZM156 182H158V183H156ZM198 182V183H199ZM252 182V183H251ZM12 183V182H11ZM28 183H29V185H28ZM31 183V184H30ZM48 183V184H47ZM53 183V184H52ZM54 183H57L58 185H57V187H54L56 184H54ZM61 183V184H60ZM66 183V184H65ZM142 183H143V187H140V186H142ZM151 183V184H150ZM162 184V187H163V185H166V186H164V187H166V188H164V190L165 189H169V190H166V191H163L162 190V188H161V186H160V188H161V190L159 189V187L157 188V186H159V185H161ZM165 183V184H164ZM172 183V184H171ZM173 183H174V185L177 183V185H179V186H181V184H183L182 185V187L180 188V190H183L182 192V194H180V193H178V192H180V191H178V189H177V185H175V186H172L173 185ZM206 183H207V181H206ZM7 184H8V187H7ZM47 184V185H46ZM129 184V185H128ZM154 184V187L155 188H153L152 187V185ZM157 184H159V185H157ZM30 185H32V187L30 186ZM53 186V188H51L52 186ZM60 185V186H59ZM78 185V186H77ZM85 185V186H84ZM131 185H132V187H131ZM151 185V186H150ZM170 185H171V187H173V188H171L170 187ZM198 185L199 184H197L196 186L197 187H195L196 189L198 188ZM209 185V184H208ZM251 185V186H250ZM27 186V187H26ZM81 186V187H80ZM84 186V187H83ZM210 186V185H209ZM218 186V185H217ZM263 186V187H262ZM16 189H15V188ZM26 187V188H25ZM45 187V189H50L49 191L47 190V191H45V193H44V191H42L43 190V188ZM46 187H48V188H46ZM50 187V188H49ZM64 187V188H65ZM108 189V191H107V189ZM129 187V188H128ZM138 187H140L139 189H140V191H138V197L140 198H138L137 197V195L135 194V192L138 190ZM144 187H148V190L146 189V192H144V196L142 195L143 193H142V191H145L144 189ZM150 187V188H149ZM194 187H192V189L194 188ZM219 187L221 188V191H220V189H219ZM248 187V188H247ZM250 187V188H249ZM13 188V189H12ZM18 188V189H17ZM38 188H39V190H38ZM54 188H56V189H54ZM64 188H62V189H64ZM153 189V191L155 192H153L152 190H149V189ZM157 188V189H156ZM174 188H175V191H174ZM193 189V193H197L198 192V189H197V191H196V189ZM215 189H216V191H215V189L213 190V192H212V197H215L214 199H216V200H222L223 198L222 197H220V195L221 196H223V194H224V196H226V195H228L227 193L225 194V189L224 188H222L221 187V185H219L217 188L216 187H214ZM228 188H226L227 189V192L230 190H228ZM14 189H15V191H14ZM44 189V190H45ZM51 189H53V194L51 195L49 192L51 191ZM105 189H106V192H105ZM126 189H128L129 190V193L132 195V194H134V195H132L133 197L135 196L136 197V200H135V197L133 198H128L127 196L128 195H126V194H129V193H126L128 190H126ZM130 189H132V191L130 190ZM142 189V190H141ZM154 189H156V190H154ZM171 189L173 190V191H171ZM217 189H219V190H217ZM249 189V190H248ZM10 190V191H9ZM17 190V191H16ZM71 190H74V188L73 189H71ZM86 190V189H85ZM104 192H103V191ZM112 190V191H111ZM121 190V191H120ZM136 190V191H135ZM176 190H177V192H176ZM184 190H185V192H186V194L188 195L189 194V196H187L186 194H185V192H184ZM222 190H224V193L222 192ZM231 190H230V192H231ZM5 191V192H4ZM40 191H42L43 193H44V195H41V196H43L42 198H41V196H39L40 197V202H41V200H42V203L44 202V204H42V203H40L39 201H38V198H37V196H38V194L40 193ZM123 191V193H120V192H122ZM131 191V192H130ZM147 191H148V194L149 193H152V194H149V196L151 195V197L149 198H147ZM150 191V192H149ZM161 191H163V192H161ZM168 191H170V192H168ZM195 191V192H194ZM222 192L223 194H216L217 192ZM14 192H16V193H14ZM41 192V193H42ZM46 192H48V194H46ZM56 192V193H55ZM102 192V193H101ZM115 192H116V194H115ZM119 192V193H118ZM124 192L126 193L125 195H124ZM133 192V193H132ZM140 192V193H139ZM157 192H159V193H157ZM161 192V193H160ZM164 192H166L165 194H164ZM171 192H172V195H171ZM174 192V193H173ZM201 192V191H200ZM230 192H228V193H230ZM31 193H33V194H31ZM36 193H37V196L35 197L34 196V194L36 195ZM42 193V194H43ZM101 193V194H100ZM110 195H109V194ZM113 193V194H112ZM142 193V194H141ZM159 194V195H157V194ZM168 193H170V194H168ZM176 193H178L179 195H182L181 197H182V199L180 198V196L178 195V194H176ZM191 193H192V190H191ZM256 193V194H255ZM258 193V194H257ZM10 194V195H9ZM14 194H15V196H14ZM17 194L19 195V198L17 197ZM31 194V195H30ZM56 196H55V195ZM96 196H95V195ZM97 194H99V195H97ZM103 194V195H102ZM118 194L120 195V196H118ZM121 194H122V196H121ZM129 194V195H130ZM153 194H155L154 195V197L152 198V195ZM168 194V195H167ZM174 194V195H173ZM184 194H185V196H184ZM217 196H216V195ZM263 196H262V195ZM3 195V196H2ZM8 195V196H7ZM47 195H48V197H47ZM59 195V196H58ZM65 195V196H64ZM95 197H94V196ZM107 195H108V197H107ZM115 195V196H114ZM166 195V196H165ZM209 195V194H208ZM208 195H206V196H204V197H202V195H200L202 198H201V202L203 201L202 199L203 198H211V194H210V196L208 197ZM248 195V196H247ZM257 195L258 197H255V196ZM263 197H261V196ZM14 196V197H13ZM32 196V197H31ZM46 196V197H45ZM53 196V197H52ZM55 196V197H54ZM62 196V197H61ZM67 196V197H66ZM86 196V197H85ZM93 196V197H92ZM102 196V197H101ZM123 196H125V197H127V198H125V197H123ZM159 196H162V197H159ZM171 196V197H170ZM174 196V197H173ZM223 196V197H224ZM254 196V197H253ZM261 198H260V197ZM4 197V198H3ZM61 197V198H60ZM121 197V198H120ZM141 197H143L144 199H147V200H144V199H141ZM158 197H159V199H158ZM218 197H220V199H218ZM230 197V198H231ZM3 198V199H2ZM9 198V199H8ZM14 198H16V200L14 199V203H13V199ZM33 198V199H32ZM36 198V199H35ZM52 198V199H51ZM55 198V199H54ZM68 198H71V199H68ZM92 198H93V200H92ZM94 198H96V199H94ZM162 198H165V200L164 199H162ZM176 198H178L177 200H176ZM185 198L187 199V200H185ZM225 198H228L227 196L225 197ZM231 198V199H232ZM257 199V200H255V199ZM260 200H259V199ZM6 199V200H5ZM17 199H18V201H17ZM29 200L31 203H32V205H31V203L30 202H27V200ZM60 199V200H59ZM117 199V200H116ZM123 199V200H122ZM133 199V200H132ZM138 199V200H137ZM149 199H151V200H149ZM153 199H157V200H159V201H157V200H153ZM180 199V200H179ZM213 199V200H214ZM2 200V201H1ZM9 200H12V202H10ZM25 200V201H24ZM36 200H37V202H36ZM47 200H48V202H50V203H48L47 202ZM50 200H52V201H50ZM79 200V201H78ZM89 200V201H88ZM96 200V201H95ZM125 200V201H124ZM130 200H132V201H134L133 202V204L136 206V208H134V205L131 203L132 201H130ZM205 200V199H204ZM210 200H212V198L210 199ZM215 200V201H216ZM5 201H6V203H5ZM24 201V202H23ZM34 201L36 202V203H34ZM65 201H66V203H68V205H67V207H68V209H67V207L65 206ZM69 201V202H68ZM99 203H98V202ZM101 201V202H100ZM118 201V202H117ZM129 203H128V202ZM143 201H146L147 202V206H146V203L145 202H143ZM154 201H156V202H158V203H156V202H154ZM163 201H164V203H163ZM192 203H191V202ZM259 201V202H258ZM262 201V202H261ZM26 202V206L24 205V203ZM40 204H39V203ZM54 202V203H53ZM62 202H64L63 204H62ZM116 202V203H115ZM121 203V205H120V203ZM140 202V203H139ZM152 202V204H150ZM173 202V203H172ZM177 202V203H176ZM189 202H190V204H194V205H197L196 203L198 202V205L197 206H200L199 208H197L196 206H192V205H190V207H189V209H188V206H189ZM196 202V203H195ZM13 203V204H12ZM22 203H23V205H22ZM28 203H30L28 206H27V204ZM76 204V207H74L73 208V206ZM104 203V204H103ZM108 203V204H107ZM144 203V204H143ZM150 204V206H149V204ZM156 205V206H154V208H153V206L152 205H154V204ZM5 206H4V205ZM7 204V205H6ZM10 204V205H9ZM39 204V206H37ZM42 204V205H41ZM47 205V207H46V205ZM54 204V205H53ZM55 204H57L58 206H56ZM84 204H86V205H84ZM107 204V205H106ZM120 206H122V207H125V208H122V207H120ZM129 204V207H127L126 205H128ZM201 204H202V206H201ZM260 204H262V205H260ZM15 205V206H14ZM22 205V206H21ZM35 206L36 205V207H38V212L39 213H42L44 210H46L47 212H44L45 214L47 213L49 216H47V214H46V217H44L45 216V214L44 213H42V215H44V216H42L43 218H40L41 216L40 215H38L37 213H33V212H30L31 211V209H33L32 211H36V209L37 208H31L30 209V207L31 206ZM43 205H44V207H43ZM71 205V206H70ZM103 205V206H102ZM132 205H133V207H132ZM159 205V206H158ZM188 205V206H187ZM211 205V204H210ZM209 205V206H210ZM213 205V204H212ZM259 205V206H258ZM8 206V207H7ZM10 206H12V207H10ZM17 206V207H16ZM23 206H25V207H27V209H28V211H27V209L25 208L24 209V207ZM30 206V207H29ZM48 206L50 207V209H48ZM107 206H109V207H107ZM137 206H139V207H137ZM142 206H143V208H142ZM145 206V207H144ZM149 206V207H148ZM179 206V207H178ZM216 205H213V208H215L216 209V207H215ZM243 206V205H242ZM4 207V208H3ZM15 208V210H14V208ZM19 207V208H18ZM46 207V208H45ZM56 207H57V209H56ZM61 207V208H60ZM62 207H63V209H67V210H64L63 211V209H62ZM131 207V208H130ZM146 207H148V208H146ZM152 207V208H151ZM159 207V208H158ZM162 207V208H161ZM170 207V208H169ZM194 207V208H193ZM212 206H210V208H211ZM12 210H11V209ZM18 210H17V209ZM43 208H45V209H43ZM55 210H54V209ZM59 208V209H58ZM110 208V209H109ZM112 208V209H111ZM137 208H139V209H137ZM146 208V209H145ZM172 208V209H171ZM200 208H202V210H199ZM206 208H208V207H206ZM205 208V209H206ZM208 208V211L209 210H214L213 208ZM218 208V207H217ZM21 209V210H20ZM30 209V210H29ZM35 209V210H34ZM43 209V210H42ZM52 209V210H51ZM73 209V210H72ZM77 209V210H76ZM119 209V210H118ZM123 209V210H122ZM124 209H126V210H124ZM129 209H131V210H133V211H128ZM138 210V211H136V210ZM147 209H150V210H152V211H147ZM153 209H155L154 211H153ZM160 209V210H159ZM185 209H186V211H185ZM193 209H194V211H193ZM204 209V210H205ZM18 212H17V211ZM27 211V212H25L27 215H28V218L26 217L27 215H25L24 214V212L23 211ZM51 210V211H50ZM62 211V216H61V214L59 215V216H61V218H59V216L58 215H54L53 217H52V213L53 212H57V211ZM76 210V211H75ZM91 210V211H90ZM109 210V211H108ZM148 212H146V211ZM174 210V211H173ZM184 210V211H183ZM192 210V211H191ZM198 210V211H197ZM4 211H5V213H4ZM11 211H12V213H11ZM13 211H15V212H13ZM42 211V212H41ZM49 211V212H48ZM70 211H71V214H70ZM86 211V212H85ZM101 211H102V213H105V214H102L101 213ZM104 211V212H103ZM116 211V212H115ZM125 211V212H124ZM159 211V213H165L166 214V218H167V215H168V218H169V216H171L173 219H174V221L172 220H170V219H172L171 217L169 218V221L167 220V223H166V218L164 217L165 216V214L163 215L162 214V216H163V218L165 219H163L162 218V220L160 219L161 217H160V215H159V213H157ZM174 212V214H173V212ZM179 211H180V213H179ZM182 211V212H181ZM201 211V212H200ZM207 211V209L205 210V212ZM215 211H217V209L215 210ZM21 212H23L22 213V215H21ZM76 212V213H75ZM127 212H128V214H127ZM142 212H144V213H142ZM149 212H152V213H149ZM179 214H178V213ZM185 212V213H184ZM189 212H190V214H189ZM192 212H193V214H192ZM197 212L201 215V216H199V214H197ZM210 213H212L211 211H209ZM209 212H208V214H209ZM219 212H220V210H219ZM2 213V214H1ZM10 213V214H9ZM31 213V214H30ZM52 215H51V214ZM64 213H66V214H64ZM69 213V214H68ZM97 213V214H96ZM131 213V214H130ZM136 213V214H135ZM156 214V218L159 220V223L157 222L158 220H155L156 218H155V216L153 217V215H155ZM170 213H172V214H170ZM175 213H177L178 215H179V218H178V215L176 214V216L174 217V215H175ZM188 213V214H187ZM214 213H216V212H214ZM14 214H16V216L19 214L20 215V217H19V215L16 217ZM23 214L25 215V216H23ZM34 214H37L36 215V218H33L35 215ZM63 214L65 215L64 217H63ZM99 214L101 215V216H99ZM132 215V216H130V215ZM143 214H144V216H143ZM148 214V215H147ZM151 214H153L152 215V219L150 218L151 217ZM170 214V215H169ZM180 214H181V216H180ZM185 214V215H184ZM207 214V213H206ZM255 214V213H254ZM32 215V216H31ZM68 215V216H67ZM77 215H79V216H77ZM98 215V216H97ZM124 215V216H123ZM140 215V216H139ZM189 215V216H188ZM191 215V216H190ZM195 215H196V217L198 218V217H204V216H206V220H207V218L209 219V221L211 222V220H212V223L214 224L216 221L219 223H215L214 224V229H213V231H210L211 233H213V234H211L210 232V234L211 235H214V236H210L211 238L213 237H215L216 238V236H217V239L215 240V239H211L212 240V243L211 242H207L206 241V245L205 244H203V242H202V238L204 237V235L203 236H201V241H200V236H198V235H196V233L199 231V229L201 230L202 228H204V226H206V225H208V224H210V222L209 221H207L208 223L206 224V225H203V223H202V220H201V218H198L199 220H201V221H199V220H197V221H195L194 222V220H195ZM203 215V216H202ZM257 215H258V217L260 218H262L261 219V222L260 221H258V220H260L259 218H257ZM7 216L9 217V218H7ZM11 216V217H10ZM15 216V217H14ZM32 217L31 219H34L33 221L32 220H30V217ZM40 216V217H39ZM70 216V217H69ZM73 216V217H72ZM88 216V217H87ZM94 216H95V218H94ZM111 216V217H110ZM143 216V217H142ZM188 216V217H187ZM4 217H6V219H8V220H6ZM21 217H24L23 219L21 218ZM37 217H38V219H39V221H37L38 219H37ZM50 217H52V218H50ZM62 217H63V219H62ZM106 217V218H105ZM115 217V218H114ZM128 217H130L131 218V220H130V218H128ZM138 217V218H137ZM139 217H140V219L141 218H145V220L143 219V221H141V223H140V219H139ZM147 217V218H146ZM159 217V218H158ZM181 217L182 218H184L185 219V217H186V220L184 221V219L183 220H181V222L182 221H184V222H188L189 221V224H190V220H192L193 221V223L194 224H190V226H192V230H190L191 229V227H190V229H187L188 227H186V226H188L189 224L187 223H185L186 225H184V222L182 223V224H180L181 222H179V221H177V220H179V219H181ZM192 217H193V219H192ZM195 217V218H194ZM216 219H214V218ZM4 218V219H3ZM15 218H17V220L19 221H17V220H15ZM20 218V219H19ZM54 218V219H53ZM57 218H59V219H57ZM74 218V219H73ZM76 218V219H75ZM80 218V219H79ZM88 218V219H87ZM91 218V219H90ZM105 220H103V219ZM118 218V219H117ZM167 218V219H168ZM178 218V219H177ZM13 219H14V221H13ZM28 219H29V221H28ZM36 219V220H35ZM47 219V220H46ZM49 219V220H48ZM51 219H53V220H51ZM68 219H69V221H68ZM70 219H71V221H70ZM86 219V220H85ZM128 219L130 220V222H129V224H128ZM134 219H136V220H134ZM139 219V220H138ZM147 219V220H146ZM151 219V220H150ZM188 219V220H187ZM190 219V220H189ZM203 219V218H202ZM10 220V221H9ZM21 220V221H20ZM41 220V221H40ZM67 220V221H66ZM100 220H102V221H100ZM142 220V219H141ZM161 220V221H160ZM165 222H164V221ZM205 220V219H204ZM206 220H205V222H206ZM214 220V221H213ZM254 220V221H253ZM5 221H9V222H11V226H13V227H10V226H8L10 223H8V224H6V223H4ZM17 221V222H16ZM23 221V222H22ZM32 221V222H31ZM56 221H57V224H56ZM88 221V222H87ZM114 221V222H113ZM119 221V222H118ZM121 221H123V222H127L126 224L125 223H123V222H121ZM133 221V222H132ZM145 221H147V222H145ZM171 221V222H170ZM177 221V222H176ZM200 222L201 223V225L199 224V226H200V228H198V226L197 225H195V224H197L196 222ZM256 221L258 222V224L256 223ZM12 222H14V223H12ZM22 222V223H21ZM31 222V223H30ZM34 222V223H33ZM35 222L36 223H40V224H35ZM51 222H53V224L51 223ZM63 224H62V223ZM70 223V225H69V223ZM90 222V223H89ZM101 222V223H100ZM117 224H116V223ZM120 222H121V224H120ZM143 222V223H142ZM155 222L156 223H158V224H161L160 226L159 225H157V224H155ZM161 222V223H160ZM164 222V223H163ZM174 222L176 223V226L174 227V228H178V226L179 227H181L182 225V228H184L185 227V230H184V233H186V231H187V234H184L183 233V229L181 230L182 231V233H181V236H183V235H186V237L185 236H183V237H185V239L183 238V237H181L180 236V233L178 232V230H180L181 228H179L178 230L177 229H174L173 228V226L175 225L174 224ZM253 224H252V223ZM255 222V223H254ZM21 224L22 226H23V232L22 233H20V231H22V229L21 228H18V227H20L21 225H19V224ZM109 223V224H108ZM114 223V224H113ZM133 223V224H132ZM136 223H138L137 225H136ZM145 223H147L146 225H145ZM152 223V224H151ZM192 223V222H191ZM262 224L261 226L259 225V224ZM5 224H6V226H5ZM13 224V225H12ZM16 224H18V225H16ZM24 224V225H23ZM27 224V225H26ZM33 224H35V227L33 226ZM50 224V226H48ZM81 224V225H80ZM116 224V225H115ZM140 224V225H139ZM155 224V225H154ZM167 224V225H166ZM178 224V225H177ZM218 224V225H217ZM227 224V223H226ZM257 224V225H256ZM14 225H16V226H14ZM55 225L57 226V227H55ZM62 225H63V227H62ZM67 225H69L68 227H67ZM92 225V226H91ZM141 225H142V227L143 228H141ZM163 225H166V226H163ZM168 225H170V226H172V227H170V226H168ZM193 225H195V226H197V228L195 227V226H193ZM216 225V226H215ZM253 226V228H250V227H252ZM254 225H256V226H254ZM4 226V227H3ZM21 226V227H22ZM25 226V227H24ZM38 226V227H37ZM43 228H42V227ZM60 226V227H59ZM74 226V227H73ZM88 226V227H87ZM90 226V227H89ZM93 226H94V228H93ZM113 226V227H112ZM150 226V227H149ZM203 226V227H202ZM209 226V225H208ZM208 226H206L205 228H207ZM226 226H228V225H226ZM7 227H9V229H7ZM32 227H33V229H32ZM51 229H50V228ZM54 227V228H53ZM60 229H59V228ZM110 229H109V228ZM131 227V228H130ZM134 227V228H133ZM136 227V228H135ZM147 229H146V228ZM148 227L150 228V229H148ZM164 227H166V228H164ZM168 227V228H167ZM170 227V228H169ZM195 227V228H194ZM223 227V226H222ZM257 227V229H255ZM261 227V228H260ZM6 228V229H5ZM11 228H13V229H11ZM16 228H18V230L16 229ZM29 228V229H28ZM56 228V229H55ZM64 228V229H63ZM66 228V229H65ZM92 230H91V229ZM137 228H139V229H142V230H137ZM145 228V229H144ZM159 228H162V229H160L162 232L160 233L159 231ZM193 228L196 230L195 232H194V230H193ZM204 228V229H205ZM209 228H213L212 227V225H210L209 226ZM208 228V229H209ZM4 229V230H3ZM30 229H31V231H33V233L30 231ZM39 229V230H38ZM76 229V230H75ZM107 229V230H106ZM134 229V230H133ZM156 229V230H155ZM172 229H174V230H177L176 232H178L177 234H176V232H174ZM187 229V230H186ZM223 229V228H222ZM233 229H235V227H234V225H233ZM251 229L253 230V231H251ZM258 229H260V230H258ZM16 230V231H15ZM117 230H119V231H117ZM131 230V231H130ZM152 230V231H151ZM170 230V232L168 233V231ZM188 230H190L191 232H192V234L188 231ZM210 230V229H209ZM212 230V229H211ZM217 230H219V228L217 229ZM256 230H258L259 231V234H261V235H258L257 233L258 232H256ZM263 230V231H262ZM32 233H30V232ZM41 231H42V233L44 234H42L41 233ZM46 231V232H45ZM50 231H52V232H50ZM56 231V232H55ZM58 231H60V232H58ZM111 231V232H110ZM125 231V232H124ZM165 231V232H164ZM174 232L173 234L171 233V232ZM16 232V233H15ZM19 232V233H18ZM25 232V234L27 235V234H29V235H27L26 236V239H25V237H23V233ZM37 232V233H36ZM54 232V233H53ZM68 232V233H67ZM78 232V233H77ZM118 234V236L116 235V233ZM122 232V233H121ZM134 232V233H133ZM136 232V233H135ZM153 232V233H152ZM157 232V233H156ZM164 232V233H163ZM203 232V233H202ZM202 234H204V231L202 230ZM5 233V234H4ZM18 233V234H17ZM36 235H35V234ZM47 233V234H46ZM50 233H51V235H53V236H51L50 235ZM58 233V234H57ZM112 233V234H111ZM113 233H115V234H113ZM145 233H148V234H150L151 233V235H146ZM160 233V234H159ZM168 235H167V234ZM194 233V234H193ZM200 232L199 233H197V234H201ZM209 233L208 232H206V234H208L209 235ZM253 233V234H252ZM21 234V235H20ZM40 234H42V235H40ZM92 234H93V236H92ZM134 234H135V236H134ZM141 234H142V236H141ZM153 234V235H152ZM162 234V235H161ZM189 234L190 235H194V236H196L195 238H197V239H199V241H197V240H194L193 241V243L196 245V241H197V246L199 247V249H200V251H198L199 249L198 248H196L195 246H193L194 244L192 243V238H194V237H191L190 238V240H189ZM201 234V235H202ZM252 235L253 237H254V235H255V237H254V239H256L258 236V242L256 241V240H254L253 239V237L252 236H250V235ZM256 234L258 235L257 237H256ZM4 237H3V236ZM20 235V236H19ZM32 235V236H31ZM34 235V236H33ZM39 237H38V236ZM48 235V236H47ZM113 235V236H112ZM133 235V236H132ZM154 235H155V239H154ZM160 235H161V237H160ZM174 235H175V238H174ZM221 235V234H220ZM228 235V234H227ZM25 236V235H24ZM30 236V237H29ZM60 236H62V237H60ZM116 236V237H115ZM130 238H129V237ZM158 236L161 238V239H159L158 238ZM167 236V237H166ZM171 236H173V237H171ZM198 236V237H197ZM225 236V235H224ZM39 239H38V238ZM44 239H43V238ZM111 237V238H110ZM132 237V238H131ZM166 237V238H165ZM171 237V238H170ZM182 238L183 239V241L181 242H179L177 239L178 238ZM208 239L210 238L209 236H206ZM223 237V236H222ZM263 237V238H262ZM3 238H7L6 240H8L7 242H4V240L3 241H1V239H3ZM11 238H12V240H11ZM21 238V239H20ZM31 238V239H30ZM109 238V239H108ZM140 238V239H139ZM164 238V239H163ZM171 239L173 242H174V244L173 243H169L168 241H166L167 239ZM206 238V239H207ZM252 238V239H251ZM262 239L261 241H260V239ZM10 239V240H9ZM14 239V240H13ZM23 239V240H22ZM30 239L31 240V242L32 243H36L35 244V247H34V245L30 242V240L28 241V240ZM34 239V240H33ZM57 239V240H56ZM97 239V240H96ZM168 239V240H169ZM249 239H251V240H249ZM5 240V241H6ZM26 240V241H25ZM57 242H56V241ZM59 240V241H58ZM66 240H68V241H66ZM129 240V241H128ZM139 240V241H138ZM149 240H152V241H149ZM155 240V241H154ZM164 240V241H163ZM176 242H175V241ZM203 240H205V238H203ZM221 240V239H220ZM19 241V242H18ZM21 241H23L22 243H20ZM34 241V242H33ZM39 241H41V243L39 242ZM45 241V242H44ZM48 241H50V242H48ZM144 241V242H143ZM156 241H157V243H156ZM162 241H163V244H162ZM185 241H187V242H185ZM4 242V243H3ZM10 242V243H9ZM12 242H14V243H12ZM18 244H17V243ZM28 242V243H27ZM52 242V243H51ZM63 242V243H62ZM65 242H66V244H65ZM98 242V244H100V245H96V243ZM134 244H133V243ZM164 242H166V244L168 243L169 244V246L170 245H172V247H171V249L172 250H170L169 248V246L168 245H165V247H164ZM184 242V243H183ZM189 242V243H188ZM205 242V241H204ZM261 242V243H260ZM6 243V244H5ZM12 243V244H11ZM16 243V244H15ZM25 243V244H24ZM28 245H27V244ZM32 244V245H30V244ZM47 245H46V244ZM54 243V244H53ZM136 243V244H135ZM145 243V244H144ZM155 243V244H154ZM191 243V244H190ZM200 243V244H199ZM208 243H210V247H211V249L209 248V244ZM225 243V246L224 247H222L221 246V244L223 245ZM228 245H227V244ZM263 243V244H262ZM3 244H5V245H3ZM12 246H11V245ZM21 244H24V245H26V246H24V245H21ZM41 244V245H40ZM49 244H50V246H49ZM58 244V245H57ZM157 244H159L158 246H159V248H157L158 246H157ZM180 245V246H182V244L183 245H185V246H182V247H179V246H176V245ZM188 244V245H187ZM190 244V245H189ZM203 244V245H202ZM8 245V246H7ZM11 247H10V246ZM16 245V246H15ZM43 245V246H42ZM53 246V248H52V246ZM61 245H63V246H61ZM85 245V246H84ZM112 245V246H111ZM147 245H148V247H147ZM157 246V247H152V246ZM213 245H214V247H213ZM6 247V248H8V247H10V248H8V250L5 248V252H4V247ZM15 248H14V247ZM18 246H20V247H18ZM28 246V247H27ZM31 246V247H30ZM56 246H57V248H56ZM61 246V247H60ZM125 246V247H124ZM127 246V247H126ZM164 248H163V247ZM169 248H168V247ZM176 246V247H175ZM193 246V247H192ZM202 246V247H201ZM204 246V247H203ZM206 246V247H205ZM215 246L218 248V250L216 251V249L217 248H215ZM262 246V247H261ZM13 247V249H11ZM25 247V248H24ZM34 249H33V248ZM39 247H40V249H39ZM46 247V248H45ZM50 247V248H49ZM66 247V248H65ZM76 247V248H75ZM98 247V248H97ZM101 247V248H100ZM134 247V248H133ZM140 247V248H139ZM142 247V248H141ZM173 247H174V249H173ZM178 247L180 248V249H178ZM189 247V248H188ZM212 247H213V249H212ZM221 247V248H220ZM250 247H247V250H248V248H250ZM17 248H21V249H17ZM22 248H24V250L22 249ZM27 248H28V251H27ZM30 248V249H29ZM36 248V249H35ZM42 248H43V251H42ZM104 248V249H103ZM126 248V249H125ZM132 248V249H131ZM136 248H138L137 250H136ZM166 248V249H165ZM185 248V249H184ZM194 248V249H193ZM206 248V249H205ZM220 248V249H219ZM257 248V249H256ZM14 249H15V252H14ZM16 249L18 250V252H16ZM33 249V250H32ZM49 249H50V251H49ZM66 249V250H65ZM121 249H123V250H121ZM149 249V250H148ZM156 251H155V250ZM160 249V250H159ZM188 249V250H187ZM193 249V250H192ZM202 249V250H201ZM211 250V252H210V250ZM224 249V250H223ZM228 249H226V250H228ZM250 249H252V248H250ZM0 250V253L2 252ZM10 250V251H9ZM23 250V251H22ZM26 250V252L27 253H31L30 254V256L29 255H27V253H25L24 251ZM40 252H39V251ZM45 250V251H44ZM54 250V251H53ZM60 250V251H59ZM72 250V251H71ZM119 250V251H118ZM142 250H144V251H142ZM152 250L156 253L157 252V254L156 255H154L153 254V252H152ZM164 250V251H163ZM170 250V251H169ZM177 250H178V253H177ZM184 250H186L187 251V253H185V252H183ZM194 250H195V252H194ZM207 250V251H206ZM209 250V251H208ZM212 250H213V253H214V251H215V253L217 252V254H218V252H220L221 250H223V251H221L222 252V255H220V254H215L214 253V255L213 254H211L212 253ZM220 250V251H219ZM245 250H246V247H245ZM262 250V252L264 253V251H263V249H261ZM48 251V252H47ZM122 251V253H120ZM129 251V252H128ZM147 251V252H146ZM163 251V252H162ZM172 251V253L174 254H172V253H167V252H171ZM179 251H180V254H179ZM181 251H182V253H184V254H182L181 253ZM202 251H204V252H202ZM258 252L256 253V255L257 256H259V254L260 255H264V254H261V251L260 250H257ZM260 251V252H259ZM12 252V253H11ZM14 252V253H13ZM36 252V253H35ZM39 252V253H38ZM50 252H52V253H50ZM82 252V253H81ZM100 252H102V253H100ZM130 252L132 253V254H130ZM138 252V253H137ZM159 252H161V253H159ZM176 252V253H175ZM188 252H191L192 254H190L191 256H189V253ZM227 252V251H226ZM225 252V253H226ZM11 253V254H10ZM22 253H25V254H23L22 255ZM42 253H44V254H42ZM48 253V254H47ZM55 253H59L58 255L59 256H56V254ZM129 253V254H128ZM142 253V254H141ZM167 253V254H166ZM198 253H201V254H199L198 255ZM208 253V254H207ZM228 253V252H227ZM226 253V254H227ZM9 254V255H8ZM16 254H17V256H16ZM41 254V255H40ZM64 254H66V255H64ZM100 254V255H99ZM124 254H126L125 256H123ZM133 254H135V255H133ZM150 254V255H149ZM159 254V255H158ZM170 254V255H169ZM183 256H182V255ZM204 254V255H203ZM22 255V256H21ZM32 255H34V256H32ZM43 255V256H42ZM60 255H62V256H60ZM85 255V256H84ZM101 255L102 256H104V258H102L101 257ZM131 255V256H130ZM141 257H140V256ZM144 255L146 256L147 255V257H144ZM161 255H164V256H161ZM168 255V256H167ZM172 255V256H171ZM178 255L180 256V257H182L181 258V260L179 259V257H178ZM210 257H209V256ZM220 255V257L221 258H219V259H221V262H220V260H214L213 261V259H216V256H219ZM254 255H255V253H254ZM255 255V256H256ZM37 256V257H36ZM44 256H46V258L44 257ZM83 256H84V258H83ZM107 256V257H106ZM126 256L128 257V258H126ZM134 256V257H133ZM150 256L151 257H153V259L152 258H150ZM171 256V257H170ZM189 256V258H187ZM202 256V257H201ZM207 256H208V258H210L209 260H211V262L209 261V260H207L208 258H207ZM214 256V257H213ZM249 256L250 255H247L246 257L247 258H249ZM254 256V257H255ZM255 257V260H258V261H255V262H257V263H255V264H258V262L260 261L259 259H261L260 257L261 256H259V259H258V257ZM40 257H42V258H40ZM94 257V258H93ZM106 257V258H105ZM122 257H124V258H122ZM139 257V258H138ZM149 257V258H148ZM155 257V258H154ZM160 257V258H159ZM175 257V258H174ZM177 257V258H176ZM183 257H184V259H186V260H183ZM198 257V258H197ZM204 257H205V259H204ZM226 257V258H225ZM264 257V256H263ZM9 258V259H8ZM30 258V259H29ZM52 258V259H51ZM54 258H56L55 260H54ZM68 258V259H67ZM122 258V260L124 261H120V259ZM171 258V259H170ZM193 258V261L191 260ZM195 258V259H194ZM212 258V259H211ZM257 258V259H256ZM6 261H5V260ZM32 259V260H31ZM38 259H41V260H39L38 261ZM47 261H46V260ZM58 259V260H57ZM62 259V260H61ZM102 261H101V260ZM107 259V260H106ZM142 259V260H141ZM160 259H161V262H160ZM173 259V260H172ZM175 259H177V260H175ZM202 259H204L203 260V262H202ZM10 260H11V262H10ZM16 260V261H15ZM19 260V261H18ZM49 260H51V261H49ZM128 260V261H127ZM139 260H141V261H139ZM144 260V261H143ZM150 260H152V261H150ZM179 260V261H178ZM199 260V261H198ZM201 260V261H200ZM264 260V259H263ZM263 260H261L262 261V263L264 262ZM3 261H5V262H3ZM8 261V262H7ZM103 261H105V262H103ZM107 261V262H106ZM127 261V262H126ZM132 261H133V263H132ZM135 261V262H134ZM197 261V262H196ZM218 261H219V263H218ZM229 261H230V259H229ZM231 261H232V259H231ZM230 261V262H231ZM254 261H252L253 263L252 264H254ZM15 262V263H14ZM25 262V261H24ZM49 262V263H48ZM58 262V263H57ZM111 262H110V264H111ZM168 262V263H167ZM174 262H176V263H174ZM187 262V263H186ZM192 262V263H191ZM195 262V263H194ZM199 262V263H198ZM201 262V263H200ZM225 262H227L228 264H230L228 261H225ZM224 262V263H225ZM233 263H234V261H232ZM215 263V264H216ZM251 263V262H250ZM29 264V263H28Z\"/></svg>",
    "mask_w": 264,
    "mask_h": 264
},
{
    "label": "bare ground",
    "instance_id": "6f19581e",
    "mask_svg": "<svg viewBox=\"0 0 264 264\" xmlns=\"http://www.w3.org/2000/svg\"><path fill=\"white\" fill-rule=\"evenodd\" d=\"M58 1H60V0H58ZM76 1H77V0H76ZM91 1H92V2H91ZM91 1L89 2V0H87V1H85V2H86V4L91 5V3L94 2V0H91ZM101 1H102V0H101ZM105 1H106V3H109V2H110L109 0H108V2H107V0H105ZM111 1H113V2H111V5H112V4L114 3V0H111ZM117 1H118V0H117ZM134 1H135V0H133V5H134ZM137 1H138V0H137ZM137 1L135 2V5H137L136 3H138L140 0H139L138 2H137ZM142 1L144 2V0H141V2H142ZM145 1H146V0H145ZM149 1H151V2H148V6L150 7L149 3L152 4V0H149ZM156 1H157V0H156ZM166 1H167V0H166ZM169 1H170V0H169ZM175 1H176V0H175ZM181 1H182V0H181ZM184 1H185V0H184ZM184 1H182V2H184ZM186 1H187V0H186ZM188 1H189V0H188ZM188 1H187V2H188ZM190 1H191V0H190ZM190 1H189V2H190ZM199 1H200V0H199ZM226 1H227V0H225V2H224L223 0H208L207 2H209L210 4H211V2H212V4H211L212 6H213V5L215 6V4H216L217 6H219V8L221 9V12H222V13H221V16H220V19H221V17H222V19H224L223 17H226V15L229 14L228 11H227V8H228V7H229V8L233 7V6H230V3H226ZM228 1H229V0H228ZM45 2H47V1H45ZM85 2L83 1V3H85ZM87 2H89V3H87ZM115 2H116V1H115ZM123 2H124V1H123ZM153 2H154V1H153ZM159 2H160V0L158 1V3H159ZM163 2H164V0H163ZM171 2H172V1H170L169 3H171ZM177 2L179 3V0H178ZM187 2H186V3H187ZM194 2H196V1L193 0V4H191L192 6L194 5ZM229 2H232V4H234L233 2H235V0H234V1H233V0L231 1V0H230ZM117 3L119 4V2H116V4H117ZM121 3H122V1H121ZM146 3H147V2H146ZM146 3H145V4H146ZM158 3H155V4H158ZM167 3H168V2H167ZM169 3H168V4H169ZM174 3H175V2H174ZM197 3H198V2H197ZM197 3H195V4L198 6ZM209 3H208V5H207L206 7L212 8V7L209 6ZM61 4H62V3H61ZM86 4H85V5H86ZM94 4H95V5L97 4V5H96L97 7L94 6V8L96 7L97 9H99L98 4H102V3H100V2H98V1L96 0V2H94ZM94 4H93V5H94ZM109 4H110V3H109ZM114 4H115V3H114ZM114 4H113V5H114ZM145 4H144V5H145ZM162 4H163V3H162ZM165 4H166V3H165ZM188 4H190V3H188ZM202 4H203V3H202ZM204 4H205V3H204ZM89 5H87V6H89ZM93 5H92V8H93ZM121 5H122V4H120V7H121ZM138 5H140V4L138 3ZM138 5H137V6H138ZM146 5H147V4H146ZM152 5H153V4H152ZM160 5H161V4H160ZM176 5H177V3H176ZM180 5H182V4H180ZM184 5H185V4H184ZM191 5H189V6L191 7ZM205 5H206V4H205ZM205 5L203 6V9H204ZM261 5H262V4H261ZM261 5H260V6H261ZM80 6H82V4H80ZM87 6H86V7H87ZM99 6H100V5H99ZM101 6H102V5H101ZM101 6H100V8H101ZM148 6H147V7H148ZM155 6H156V5H154V7H155ZM161 6H162V5H161ZM166 6H167V5H165V7H166ZM168 6H169V5H168ZM214 6H213V7H214ZM108 7H112V6H108ZM135 7H136V6H135ZM138 7H139V6H138ZM138 7H136V9H138ZM144 7H145V6H144ZM152 7H153V6H152ZM152 7H151V10H152ZM158 7H159V5H158ZM162 7H164V4H163ZM171 7H172V4H171ZM190 7H189V8H190ZM199 7H200V6H199ZM206 7H205V8H206ZM215 7H216V6H215ZM88 8H91V7H88ZM94 8H93V9H94ZM96 8H95V9H96ZM112 8H113V7H112ZM112 8H109V11H110ZM114 8H115V7H114ZM133 8H134V7H133ZM139 8L141 9V5H140ZM168 8L170 9V7H168ZM168 8H167V9H168ZM178 8H179V7H178ZM181 8H182V7H181ZM181 8H180V9H181ZM183 8H184V7H183ZM194 8H197V7H193V9L191 8V9H192L191 12H192L193 10H195ZM209 8H207V9H209ZM219 8H218V9H219ZM229 8H228V10H229ZM234 8H235V5H234ZM101 9H102V8H101ZM143 9H144V8H143ZM145 9H147V8H145ZM155 9H156V8H155ZM157 9H158V8H157ZM162 9H163V8H162ZM169 9H168V10H169ZM186 9H187V8H186ZM197 9H198V8H197ZM212 9H213V8H212ZM235 9H236V8H235ZM259 9H260V8H259ZM259 9H258V10H259ZM99 10H100V9H99ZM102 10H103V9H102ZM104 10H106V8H104ZM149 10H150V9H149ZM160 10H161V9H160ZM176 10H177V9H176ZM182 10H183V9H182ZM187 10H188V9H187ZM189 10H190V9H189ZM199 10H200V9H199ZM199 10H198V11H199ZM205 10H206V9H205ZM214 10H215V9H214ZM254 10L257 11L256 9H253V11H254ZM31 11H32V10H31ZM162 11H164V10H162ZM183 11H184V10H183ZM185 11H186V10H185ZM185 11H184V12H185ZM200 11L203 13L202 10H200ZM206 11H207V10H206ZM206 11H205V12H206ZM219 11H220V10H219ZM229 11H231V9H230ZM233 11H234V10H233ZM259 11H260V10H259ZM262 11H263V10H262ZM116 12H117V11H116ZM164 12L166 13V12H168V11H164ZM169 12H170V11H169ZM172 12H173V11H172ZM189 12H190V11H189ZM191 12H190V13H191ZM194 12H195V11H194ZM194 12H193V13H194ZM205 12H204V13H205ZM210 12H211V11H210ZM213 12H214V11H213ZM213 12H212V13H213ZM257 12H258V11H257ZM85 13L87 14V13H90V12H86V10H85ZM85 13H84V11H83V14H85ZM120 13H121V12H120ZM178 13H179V11H178ZM178 13H177V14H178ZM180 13H181V11H180ZM187 13H188V12H187ZM193 13H192V14H193ZM196 13L198 14V12H196ZM219 13H220V12H219ZM230 13H231V12H230ZM170 14H172V13H170ZM199 14H200V13H199ZM199 14H198V16H199ZM255 14H257V13H255ZM259 14H260V13H259ZM168 15H169V13L167 14V16H168ZM178 15H179V14H178ZM183 15H185V14H183ZM239 15H240V14H239ZM253 15H254V13H253ZM261 15H262V14H261ZM121 16H122V15H121ZM121 16H120V17H121ZM123 16H125V15H123ZM162 16H163V14H162ZM187 16H188V15H187ZM190 16H191V15H190ZM201 16H202V15H201ZM171 17H172V16H171ZM181 17H183V16L181 15ZM185 17H186V16H185ZM229 17L231 18V16H229ZM233 17H234V15H233ZM239 17H240V16H239ZM254 17H257V16L255 15V16H253V18H254ZM262 17H263V16H262ZM262 17H261V18H262ZM101 18H102V17H101ZM103 18H105L104 15H103ZM106 18H107V19H106ZM106 18H105V20H107V21H106V22H107V25H109V23H108L109 17H106ZM174 18H176V17H174ZM193 18H194V17H193ZM197 18H198V17H197ZM200 18H201V17H200ZM200 18H198V19H200ZM258 18H259V17H258ZM190 19H191V18H190ZM227 19H228V17H227ZM256 19H257V18H256ZM86 20H87V19H86ZM90 20H91V19H90ZM99 20H100V19H99ZM180 20H183V19H180ZM195 20H197V19H195ZM201 20H202V18H201ZM201 20L196 21V23L199 22V21H201ZM225 20H226V18H225ZM23 21H24V20H23ZM38 21H39V20H38ZM94 21H95V20H94ZM160 21H161V20H160ZM165 21H166V20H165ZM167 21H168L169 23H171V20H170V21L167 20ZM172 21H173V20H172ZM174 21H175V20H174ZM174 21H173V22H174ZM176 21H177V20H176ZM178 21H179V20H178ZM178 21H177V22H178ZM187 21H188V20H187ZM209 21H210V20H209ZM215 21H216V20H215ZM259 21H260V20H259ZM21 22H22V21H21ZM79 22H80V21H79ZM110 22H111V21H110ZM177 22H176V23H177ZM263 22H264V20H263ZM18 23H19V22H18ZM18 23H17V24H18ZM97 23H103V21L101 20V21H99V22H97ZM180 23H181V21H180ZM194 23H195V22H194ZM194 23H193V24H194ZM201 23H202V22H201ZM210 23H211V22H210ZM5 24H6V23H5ZM20 24H21V23H20ZM25 24H26V23H25ZM25 24H22V25H25ZM31 24H33V23H31ZM35 24H36V23H35ZM35 24H33V25H35ZM37 24H38V23H37ZM45 24H46V23H45ZM45 24H44V25H45ZM83 24H84V23H83ZM94 24H95V23H94ZM165 24H167V23H165ZM187 24H188V23H187ZM190 24H191V22H190ZM211 24H212V23H211ZM211 24H210V25H211ZM262 24H263V23H262ZM7 25H9V24H7ZM10 25H11V24H10ZM10 25H9V26H10ZM13 25H15V24H13ZM13 25H11V26H13ZM29 25H30V24H29ZM38 25H39V24H38ZM44 25L42 24L41 26L43 27ZM74 25H75V24H74ZM84 25H85V24H84ZM92 25H93V24H92ZM104 25H106V24H104ZM107 25H106V26H107ZM110 25H111V24H110ZM188 25H189V24H188ZM197 25H198V24H197ZM201 25H202V24H201ZM213 25H214V24H213ZM215 25H216V24H215ZM215 25H214V26H215ZM15 26H16V25H15ZM18 26H19V25H18ZM30 26H31V25H30ZM41 26H40V28H41ZM96 26H97V25H96ZM106 26H105V28H106ZM168 26H170V25L168 24ZM195 26H196V25H195ZM206 26H207V24H206ZM214 26H213V28H214ZM22 27H24V26H22ZM48 27H49V26H48ZM48 27H47V28H48ZM73 27H74V26H73ZM76 27H79V26H76ZM80 27H81V25H80ZM82 27L84 28L83 25H82ZM85 27H86V26H85ZM87 27H88V26H87ZM107 27H108V26H107ZM113 27H114V26H113ZM175 27H176V26L173 25V27H172V25H171L172 30H173V28L175 29ZM242 27H243V26H242ZM242 27H240V29H241ZM263 27H264V26H263ZM263 27H262V28H263ZM13 28H14V26H13ZM16 28H17V27H16ZM25 28H26V27H24V29H25ZM27 28H28V27H27ZM54 28H55V27H54ZM111 28H112V27H111ZM178 28H179V27H177V29H178ZM211 28H212V27H211ZM0 29H1V28H0ZM21 29H22V28H21ZM24 29H23V30H24ZM30 29H31V28L29 27V30H30ZM43 29H44V28H43ZM55 29H57V28H55ZM55 29H54V30H55ZM58 29H60V28H58ZM168 29H169V28H168ZM214 29H215V28H214ZM246 29H248V28H247V27L244 28V30H245V32L243 31L244 33H246V31H247ZM10 30H11V29H10ZM25 30H26V29H25ZM32 30H33V29H32ZM35 30H36V29H35ZM35 30H34V31H35ZM65 30H66V29H65ZM69 30H70V29H69ZM89 30H91V29H89ZM92 30H93V28H92ZM105 30H107V29H105ZM157 30H158V29H157ZM194 30H195V29H194ZM242 30H243V29H242ZM242 30H241V31H242ZM12 31H13V30H12ZM18 31H19V29H18ZM21 31H22V30H21ZM27 31H28V29H27ZM36 31H38V30H36ZM39 31H40V30H39ZM46 31H47V29H46ZM46 31H45V32H46ZM52 31H53V30H52ZM61 31H63V30H61ZM78 31H79V30H78ZM83 31H84V30H83ZM101 31H102V30H101ZM166 31H167V30H165V32H166ZM174 31H175V30H174ZM209 31H211V30H209ZM209 31H207V32H209ZM233 31H234V30H233ZM8 32H9V33L11 32V31H9V28H8ZM25 32H26V31H25ZM25 32H24V33H25ZM69 32H70V31H69ZM71 32H72V30H71ZM156 32H158V31H156ZM159 32H160V31H159ZM163 32H164V31H163ZM175 32H176V31H175ZM175 32H174V33H175ZM214 32H215V31H214ZM235 32H237V31L235 30ZM235 32L232 33V34L234 35V34H237L238 32L240 33V31H238L237 33H235ZM243 32H242V33H243ZM247 32H248V31H247ZM250 32H251V31H250ZM262 32H264V31H262ZM2 33H3V32H2ZM16 33H18V32H16ZM42 33H43V32H42ZM58 33H59V32H58ZM75 33H76V32H75ZM77 33H78V32H77ZM111 33H113V32H111ZM114 33H115V32H114ZM154 33H155V32H154ZM160 33H162V32H160ZM160 33H159V34H160ZM166 33H167V32H166ZM170 33H172V32H170ZM170 33H169V34H170ZM174 33H173V34H174ZM193 33H194V32H193ZM204 33H206V31H205ZM239 33H238V35H239ZM11 34H12V33H11ZM73 34H74V33H73ZM137 34L139 35V33H137ZM152 34H153V33H152ZM162 34H163V33H162ZM230 34H231V33H230ZM247 34H249V33H247ZM63 35H65V34H63ZM67 35H68V33L66 34V36H67ZM70 35H72V34H70ZM70 35H69V36H70ZM80 35L82 36V34H80ZM157 35H158V34H157ZM206 35H207V33H206ZM243 35H244V34H243ZM254 35H255V33H254ZM254 35L252 34V37H253ZM260 35H261V32H260ZM263 35H264V34H263ZM47 36H48V33H47ZM49 36H50V35H49ZM74 36H76V35H74ZM81 36H79V37L81 38ZM83 36H84V35H83ZM107 36H108V35H107ZM111 36H112V34H111ZM163 36H164V35H163ZM163 36H162V38H161L162 40H163ZM169 36H170V35H169ZM216 36H218V35L216 34ZM222 36H223V35H222ZM231 36H232V35H231ZM231 36H230V37H231ZM244 36H245V35H244ZM247 36H248V35H247ZM249 36H250V34H249ZM28 37H29V36H28ZM31 37H32V36H31ZM44 37H45V36H44ZM51 37H52V36H51ZM55 37H56V35H55ZM58 37H59V36H58ZM71 37H72V36H71ZM97 37H99V36H97ZM113 37H114V35H113ZM117 37H118V36H117ZM117 37H116V38H117ZM136 37H137V36H136ZM140 37H141V36H140ZM159 37H160V36H159ZM245 37H246V36H245ZM252 37H251V38H252ZM42 38H43V37H42ZM60 38H61V37H60ZM60 38H57V39H60ZM82 38H83V37H82ZM88 38H89V37H88ZM104 38H105V37H104ZM107 38H108V37H107ZM119 38H120V37H119ZM141 38H142V37H141ZM170 38H171V36H170ZM0 39H1V38H0ZM37 39H38V38H37ZM48 39H49V37H48ZM54 39H55V38H54ZM71 39H72V38H71ZM74 39H75V38H74ZM76 39H77V38H76ZM95 39H96V37H95ZM111 39H112V38H111ZM111 39H110V40H111ZM120 39H122V38H120ZM158 39H159V38H158ZM172 39H174V38H172ZM191 39H192V37H191ZM203 39H204V38H203ZM236 39H238V37H237ZM249 39H250V38H249ZM28 40H29V39H28ZM28 40H27V42H28ZM45 40H46V39H45ZM52 40H53V39H52ZM65 40H66V39H65ZM65 40H64V41H65ZM77 40H78V39H77ZM86 40H87V39H86ZM100 40H101V38H100ZM118 40H119V39H118ZM134 40H136V39H134ZM196 40H197V39H196ZM2 41H3V40H2ZM24 41H25V40H24ZM33 41H35V39H34ZM39 41H40V40H38V42H39ZM46 41H47V40H46ZM49 41H51V39H50ZM55 41H56V40H55ZM57 41H58V40H57ZM69 41H71V40H69ZM74 41H75V40H74ZM80 41H81V40H80ZM89 41H90V40H89ZM106 41H107V40H106ZM132 41H133V39H132ZM136 41H137V40H136ZM165 41H166V40H165ZM197 41H198V40H197ZM260 41H261V40H260ZM262 41H263V40H262ZM262 41H261V43H262ZM27 42H26V43H27ZM38 42H37V43H38ZM42 42H45L44 39H43V41H41V44H42ZM51 42H52V41H51ZM61 42H62V41H61ZM71 42H72V41H71ZM90 42H91V41H90ZM92 42H93V41H92ZM97 42H98V41H97ZM110 42H111V41H110ZM119 42H120V41H119ZM202 42H203V41H202ZM263 42H264V41H263ZM4 43H5V42H4ZM7 43H8V42H7ZM10 43H11V42H10ZM12 43H13V41H12ZM16 43H17V42H16ZM30 43H31V42H30ZM34 43H35V42H34ZM45 43H47L46 45H50V44H51L50 42H49V44H48V42H45ZM45 43H44V44H45ZM52 43H53V42H52ZM55 43H56V42H55ZM59 43H60V42H59ZM64 43H65V42H64ZM87 43H88V41H87ZM87 43H86V44H87ZM102 43H103V42H102ZM104 43H105V42H104ZM104 43H103V44H104ZM106 43H107V42H106ZM163 43H164V42H163ZM197 43H199V42H197ZM256 43H257V42H256ZM261 43H260V44H261ZM8 44H9V43H8ZM18 44H19V43H18ZM41 44H40V45H41ZM66 44H67V43H66ZM70 44H71V43H70ZM72 44H73V43H72ZM112 44H113V41H112ZM129 44H130V43H129ZM145 44H146V43H145ZM148 44H150V43H147V45H148ZM152 44H153V43H152ZM152 44H151V45H152ZM215 44H216V43H215ZM254 44H255V43H254ZM2 45H3V44H2ZM5 45H6V44H5ZM9 45H10V44H9ZM27 45H28V44H27ZM30 45L33 46V44H30ZM30 45H29V46H30ZM90 45H91V43L89 44V46L86 45L87 48H88V47H89V48H92ZM105 45H106V44H105ZM107 45L109 46V44H107ZM107 45H106V46H107ZM141 45H142V44H141ZM141 45H140V46H141ZM151 45H150V46H151ZM197 45H198V44H197ZM262 45H263V44H262ZM7 46H8V45H7ZM18 46L20 47V45H18ZM21 46H22V45H21ZM23 46H24V45H23ZM23 46H22V47H23ZM29 46H28V48H30ZM43 46H44V45L42 44V47H43ZM53 46H54V45H53ZM63 46H64V45H63ZM65 46L67 47V45H65ZM92 46L95 47V45H92ZM101 46H102V45L100 44V47H101ZM110 46H112V45H110ZM116 46H117V45H116ZM116 46L114 45L115 48H116ZM119 46H120V45H118L117 47L119 48ZM131 46H132V45H131ZM131 46L129 45L130 49H129L128 47H127V48H128L129 50H131ZM133 46H134V45H133ZM136 46H137V45H136ZM140 46H139V47H140ZM142 46H143V45H142ZM145 46H146V45H145ZM145 46H143V48H145V49L147 48V49L149 50L150 46H149V48H148V47H145ZM152 46H153V48H154V45H152ZM198 46H199V45H198ZM204 46H205V45H204ZM257 46H258V45H257ZM257 46H256V47H257ZM4 47H5V46H4ZM22 47H21V48H22ZM25 47H27V46H25ZM33 47H34V46H33ZM35 47H36V45H35ZM58 47H60V45H59ZM100 47H99V48H100ZM134 47H135V46H134ZM200 47L203 48V46H200ZM213 47H214V46H213ZM261 47H262V46H261ZM21 48H20V49H21ZM43 48H46V47H43ZM47 48H48V47H47ZM67 48H68V47H67ZM73 48H74V47H73ZM76 48H77V46H76ZM76 48H75V49H76ZM84 48H85V47H84ZM102 48H103V47H102ZM105 48H106V47L104 46L103 49L105 50V52H107ZM110 48H111V47H110ZM110 48H108V49H110ZM121 48H122V47H121ZM123 48H124V47H123ZM123 48H122V50H123ZM135 48H137V47H135ZM135 48H134V49H135ZM143 48H142V50H145V49H143ZM192 48H193V47H192ZM194 48H195V47H194ZM194 48H193L192 53L195 52V54H197V56H198V55L200 54V52H199V54L196 53V51L194 50ZM198 48H199V47H198ZM262 48H263V47H262ZM6 49H7V51H5L6 54H7V52H8L9 54H10V53L13 54L12 52H10V51H13V50H10V51H9L7 47H6ZM18 49H19V48H18ZM36 49H37V48H36ZM48 49H49V48H48ZM100 49H101V48H100ZM128 49H125L124 51H126V50H128ZM132 49H133V48H132ZM147 49H146V50H147ZM199 49H200V48H199ZM2 50H3V46H2ZM14 50L17 51L15 48H14ZM23 50H24V48H23ZM37 50H39V47H38ZM42 50H43V49H42ZM42 50H40V51H42ZM45 50H46V49H45ZM52 50H53V49H52ZM70 50H71V49H70ZM72 50H73V49H72ZM79 50H80V49H79ZM86 50H87V49H86ZM97 50H98V49H97ZM97 50H96V51H97ZM104 50H101L102 53H103ZM129 50H128L127 52H129ZM197 50H198V49H197ZM263 50H264V48H263ZM15 51H14V53H15ZM29 51H30V49H29ZM34 51H35V49H34ZM40 51H39V52H40ZM88 51H89V50H88ZM88 51H87V54L90 52V51H89V52H88ZM92 51H94V49H92ZM96 51H94V52H96ZM136 51H137V52H133V51H132V53L135 54V55L137 56L138 49H137ZM155 51H156V50H155ZM209 51H210V50H209ZM5 52L2 53V57H4ZM17 52H18V51H17ZM30 52H31V51H30ZM30 52H29V53H30ZM32 52H33V51H32ZM46 52H49V51L47 50ZM60 52H61V51H60ZM64 52H67V50L64 51ZM64 52H63V53H64ZM72 52H73V51H72ZM80 52H82V51H80ZM85 52H86V51H85ZM94 52H93V53H94ZM111 52H112V51H111ZM116 52H118V51H116ZM146 52H147V51H146ZM146 52H143V54H144L145 56L147 55V54H145ZM148 52H149V51H148ZM213 52H214V51H213ZM18 53H19V52H18ZM21 53H22V52H21ZM23 53H24V52H23ZM25 53H26V52H25ZM34 53H35V52H34ZM43 53H44V52H43ZM49 53H50V52H49ZM93 53H92V54H93ZM102 53H100V55H101ZM107 53H108V52H107ZM121 53H122V52H121ZM121 53H120V54H121ZM130 53H131V51H130ZM139 53H140V54H139ZM139 53H138V56H137V57H139L140 55H142V53H141V49H140V52H139ZM150 53H151V52H150ZM150 53H149V54H150ZM3 54H4V55H3ZM15 54H16V53H15ZM57 54H59V53L57 52ZM68 54H69V53H68ZM83 54H84V53H83ZM87 54H86V55H87ZM98 54H99V53H98ZM105 54H106V53H105ZM110 54H111V53H110ZM133 54H132V55H133ZM195 54H194V55H195ZM22 55H23V54H22ZM51 55H52V54H51ZM62 55H63V54H62ZM62 55H61V56H62ZM70 55H72V54H70ZM106 55H107V54H106ZM113 55H114V54H113ZM122 55H123V54H122ZM122 55H120V56L122 57ZM191 55L193 56V54H191ZM214 55H215V54H214ZM5 56H6V55H5ZM9 56H10V55H9ZM13 56H14V55H13ZM37 56H39V54H37ZM41 56H42V53H41ZM47 56H48V55H47ZM53 56H54V55H53ZM61 56H60V57H61ZM66 56H67V55H66ZM74 56H76V55H74ZM74 56H72V57H74ZM93 56H94V54H93ZM93 56H92V57H93ZM96 56H97V55H96ZM96 56H94V57H96ZM101 56L103 57V54H102ZM108 56H109V55H108ZM126 56H127V55H126ZM129 56H131V54H130ZM129 56H128V57H129ZM244 56L246 57V55H244ZM253 56H254V55H253ZM253 56H252V57H253ZM255 56H256V55H255ZM2 57H1V53H0V58H2ZM7 57H8V55L6 56V58H5V57L3 58V59H4L3 62L7 59ZM10 57H11V56H10ZM27 57H28V56H27ZM29 57H30V56H29ZM29 57H28V58H29ZM45 57H46V56H45ZM117 57H118V55H117ZM128 57H127V59L130 58V57H129V58H128ZM133 57H134V56H133ZM140 57H141V56H140ZM146 57H147V56H146ZM170 57H171V56H170ZM173 57H174V59H176V60L178 59V58H175V57H177V56H173ZM173 57H172V58H173ZM178 57H179V56H178ZM193 57H194V56H193ZM215 57H216V56H215ZM221 57H222V56H221ZM226 57H227V56H226ZM11 58H12V57H11ZM33 58H34V56H33ZM36 58H39V57H36ZM43 58H44V57H43ZM46 58H49V56L46 57ZM62 58H63V57H62ZM88 58H89V57H88ZM96 58H97V59H100V58H98V57H96ZM96 58H95V59H96ZM103 58H104V57H103ZM135 58H136V57H135ZM135 58H134V59H135ZM168 58H169V56H167V58H166V59H167V63H168V62H169V63H172V61H171V62L169 61L171 58H170V59H168ZM190 58H191V57H190ZM194 58H195V57H194ZM241 58H242V57H241ZM25 59H26V58H25ZM29 59H30V58H29ZM40 59H41V58H40ZM49 59H51V58H49ZM52 59H53V58H52ZM84 59H85V58H84ZM89 59H91V57H90ZM95 59H94V60H95ZM97 59H96V61H97ZM107 59H108V58H107ZM107 59H106V60H107ZM111 59H112V58H111ZM111 59H109V60H111ZM123 59H126V58L123 57L122 59H120L121 62H123V61H122ZM127 59H126V61H127ZM131 59H133V58H131ZM131 59H130V60H131ZM139 59H141V58H139ZM145 59H146V58H145ZM192 59H193V58H192ZM196 59H197V58H196ZM224 59H225V58H224ZM226 59H228V58H226ZM243 59H247V58H243ZM251 59H252V58H251ZM262 59H263V58H262ZM1 60H2V59H1ZM1 60H0V62H1ZM11 60H12V59H11ZM34 60H35V59H34ZM34 60H33V61H34ZM36 60H37V59H36ZM41 60H42V61H41ZM41 60H40V61H41L40 64H41L42 62H45L47 59H46L45 61H44L43 59H41ZM53 60L56 61V59H53ZM76 60H77V59H76ZM76 60H75V61H76ZM120 60H119V61H120ZM136 60H137V58H136ZM171 60H172V59H171ZM176 60H173V63H174ZM29 61H30V62H29ZM29 61H28V63H31V62H32L31 59H30ZM37 61H38V60H37ZM37 61H35L34 64L32 63L33 66H35V64H36ZM64 61H65V60H63V61H61V62H64ZM71 61H72V60H70V62H71ZM75 61L73 62L74 64H73V63H70L69 66H66V67L71 68V69L68 68L69 71H70V70L73 71V68H74V71H73V72H76L75 69H78V68H76L78 64L75 65V64H76ZM91 61H92V60H91ZM101 61H103V60H101ZM112 61H115V58H114ZM140 61H141V60H140ZM144 61H145V60H144ZM177 61H182V60H179V59H178ZM177 61H176V62H177ZM223 61H226V60H223ZM246 61H248V60H246ZM249 61H250V59H249ZM24 62L27 63V60L24 61ZM51 62H52V61H51ZM53 62H54V61H53ZM56 62H57V61H56ZM77 62H78V61H77ZM81 62H82V61H81ZM81 62H80V64L82 65ZM87 62H90V61H87ZM98 62L100 63L99 60H98ZM117 62H118V61H117ZM124 62H125V61H124ZM129 62H130V61H129ZM211 62H212V61H211ZM4 63H5V62H4ZM9 63H10V62H9ZM28 63H27V64H28ZM37 63H38V62H37ZM47 63H48V60L44 63L45 66H43V67H46ZM64 63H65V62H64ZM66 63H67V62H66ZM91 63H92V62H91ZM112 63H113V62H112ZM137 63H138V62H137ZM167 63L164 62V63H162L161 65H163V64H166L167 66H170V65H171V64L169 65V63H168V64H167ZM173 63H172V65H173ZM248 63H249V62H247V64H248ZM40 64H39V65H40ZM52 64H54V63H52ZM71 64H72V66L74 65L73 68L70 66ZM80 64H79V65H80ZM83 64H84V63H83ZM88 64H89V63H88ZM95 64H96V63H95ZM103 64H104V63H102V65H103ZM113 64H114V63H113ZM117 64H118V63H117ZM127 64H128V63H127ZM177 64H178V63H177ZM191 64H192V63H191ZM213 64H214V63H213ZM213 64L211 63V65H213ZM253 64H254V63H253ZM37 65H38V64H36V66H37ZM41 65H43V63H42ZM41 65H40V66H41ZM60 65H61V64H60ZM62 65H64V64H62ZM67 65H68V64H67ZM85 65H86V64H85ZM92 65H93V64H92ZM108 65H109V63H108ZM108 65H107V66H108ZM111 65H112V64H111ZM111 65H109V66H111ZM122 65H123V64H122ZM129 65H130V64H129ZM132 65H133V64H131V66H129V67H132ZM138 65H139V64H137V66H138ZM157 65H158V64H157ZM178 65H179V64H178ZM251 65H252V64H251ZM4 66H5V65H4ZM21 66H23V65H21ZM26 66H28V65H26ZM36 66L34 67L35 69H36ZM40 66H39V67H40ZM47 66H49V65H47ZM75 66H76V67H75ZM89 66H90V65H89ZM126 66H128V65H126ZM154 66H155V65H154ZM154 66L151 67L152 70H151L150 68H149V70H151V71H153V69H154V70H157L156 67H154ZM217 66H219V64H218ZM223 66H224V64H223ZM249 66H250V63H249ZM253 66H254V65H253ZM253 66H252V67H253ZM24 67H25V66H24ZM24 67H23V68H24ZM29 67H30V66H29ZM29 67H26V69L29 68ZM43 67H42V68H43ZM62 67H63V66H62ZM64 67H65V66H64ZM78 67H79V66H78ZM82 67H83V65H82ZM93 67H95V66H93ZM100 67H101V66H100ZM103 67H104V66H103ZM103 67H102V68H103ZM105 67H106V65H105ZM111 67L114 68L113 66H111ZM115 67H116V66H115ZM135 67H136V66H135ZM135 67H133V68H135ZM138 67H139V66H138ZM161 67H162V66H161ZM161 67H160V68H161ZM163 67H165V66H163ZM163 67L161 68V70L163 69ZM173 67H174V65H173ZM214 67H215V66H214ZM243 67H245V66H243ZM247 67H248V66H247ZM30 68H31V67H30ZM30 68H29V69H30ZM49 68H50V67H49ZM83 68H85V67H83ZM87 68H89V67H87ZM106 68H107V67H106ZM109 68H110V67H109ZM109 68H108V69H109ZM123 68H124V67H123ZM174 68H175V67H174ZM174 68H173V69H174ZM210 68H211V66H210ZM239 68H240V67H239ZM4 69H5V68H4ZM24 69H25V68H24ZM29 69H28V70H29ZM32 69H33V68H31V70H32ZM40 69H41V68H40ZM61 69H62V68H61ZM79 69L82 70V68H80V67H79ZM79 69H78V70H79ZM137 69H139V68H137ZM211 69H216V68H211ZM220 69H221V68H220ZM227 69H228V67H227ZM237 69H238V68H237ZM242 69H243V68H242ZM8 70H9V69H8ZM8 70H6V71H8ZM37 70H38V69H37ZM68 70H66V73L68 72ZM86 70H87V69H86ZM90 70H91V69H90ZM90 70H89V71H90ZM94 70H95V69H94ZM96 70H97V69H96ZM103 70H104V69H101V71H103ZM112 70H113V69H112ZM122 70H123V69H122ZM127 70H128V68H127ZM127 70H126V71H127ZM133 70H135V69H133ZM139 70H141V69H139ZM143 70H144V71H142V72H140V71L137 70V71L139 72V76H141V78H142V79L139 78V79H137V80H139V82H140V81L143 82L144 88L149 89V88L152 86V83H154V82H153V81L151 82V81H149L148 79H151V78L154 79V78H156V76H158V75H154V73H157L156 71H155V72L153 71V72L150 73V71H149V72H148V71H145V70H147V69H143ZM164 70H165V68H164ZM216 70H217V69H216ZM218 70H219V69H218ZM223 70H224V69H223ZM223 70H222V71H223ZM43 71H44V70H43ZM84 71H85V70H84ZM84 71H82L83 73L81 72L80 74H82V75H83V74L86 75ZM87 71H88V70H87ZM87 71H86V72H87ZM98 71H99V70H98ZM104 71H105V70H104ZM109 71L111 72V73H110V76H112V78H113V77L115 78L116 76H114V75H115L114 73H116V72H112L111 69H110ZM123 71H124V70H123ZM129 71H130V70H129ZM137 71H133V72H136V73H134V74H135V78L138 77V76H137ZM158 71H159V70H158ZM162 71H163V70H162ZM171 71H172V70H171ZM240 71H241V70H239V72H240ZM32 72H33V71H32ZM40 72H41V71H40ZM40 72H38V73H40ZM77 72H78V71H77ZM77 72H76V73H77ZM188 72H189V71H188ZM209 72H210V71H209ZM211 72H214V73H215V71H211ZM242 72H243V71H242ZM7 73H8V72H7ZM44 73H45V72H44ZM44 73H43V74H44ZM71 73H72V72H71ZM78 73H79V72H78ZM91 73H92V72H91ZM96 73H97V72H96ZM96 73H95V74H96ZM102 73H103V72H102ZM104 73H105V72H104ZM120 73H122V71H120ZM130 73H131V74H127V76H128V75H131V76H132V77H131V80H133L132 78H133V75H134V74H132V72H130ZM140 73H143V74L141 75ZM149 73H150L151 76L149 75ZM160 73H162V72H160ZM227 73H228V72H226V74H227ZM234 73H235V72H234ZM240 73H241V72H240ZM240 73H239V74H240ZM56 74H57V73H56ZM106 74H107V73H105V74L103 75V77H104V78H103V81L101 80L103 83H104L107 79H109V81H110V78H111V77H108L109 75L106 76ZM108 74H109V73H108ZM111 74H113V75H111ZM124 74H125V73H124ZM124 74H123V75H124ZM171 74H172V73H171ZM184 74H186V75L182 76L183 78L181 77V78H182V79H181L182 81H183V80L185 81L186 78H187V77H186V76H187V73H184ZM209 74H210V73H209ZM215 74H217V72H216ZM221 74H222V72H221ZM241 74H242V73H241ZM241 74H240V75H241ZM59 75H60V74H59ZM59 75L57 74V76H59ZM62 75H64V74H61V76H59V78H63ZM65 75H66V77H67L68 75H71V74H68V75L65 74ZM65 75H64V77H65ZM74 75H75V74H74ZM82 75H81L80 78H84ZM88 75H89V74H88V72H87V76H88ZM91 75H92V74H91ZM99 75L101 76L100 72H99ZM99 75H98V79H99V77H100ZM203 75H204V74H203ZM242 75H243V74H242ZM242 75H241V76H242ZM75 76H76V75H75ZM95 76H96V75H94V77H95ZM124 76H126V75H124ZM136 76H137V77H136ZM194 76H195V75H194ZM208 76H209V75H208ZM222 76H223V75H222ZM228 76H229V75H228ZM231 76H232V74H231ZM233 76H234V75H233ZM236 76H237V73H236V75H235L234 77H236ZM66 77H65V79H66ZM68 77H69V76H68ZM76 77H77V76H76ZM78 77H79V76H78ZM78 77H77V78H78ZM85 77H86V76H85ZM91 77H93V76H91ZM122 77H123V76H122ZM122 77H120V80L122 79ZM128 77H129V76H128ZM158 77H159V76H158ZM195 77H196V76H195ZM226 77H227V76H226ZM229 77H230V76H229ZM55 78H56V77H55ZM55 78H54V79H55ZM57 78H58V77H57ZM70 78H71V76H70ZM88 78H89V76H88L87 79H86L87 82H88ZM100 78H102V76H101ZM106 78H107V79H106ZM114 78H113V79H114ZM116 78L118 79V77H116ZM116 78H115V80H116ZM125 78H126V77H125ZM125 78H123L122 80H124ZM129 78H130V77H129ZM129 78H126V79L129 80ZM135 78H134V79H135ZM170 78H171V77H170ZM170 78H169V79H170ZM176 78H177V77H176ZM67 79H69V78H67ZM73 79H75L74 76H73ZM78 79H79V78H78ZM90 79H91V78H90ZM98 79L96 78L95 80H94V79H93V80H94V82H96V80H98ZM104 79H106V80L104 81ZM113 79H111V80L113 81ZM169 79H168V80H169ZM177 79H179V78H177ZM197 79H198V78H197ZM232 79H233V78H232ZM236 79H237V78H236ZM240 79H241V78H240ZM51 80H52V79H51ZM55 80H56V81H55ZM55 80H54V81H55V83H56V82H57V79H55ZM69 80H70V79H69ZM79 80L84 81L85 78H84V80H82V79H79ZM79 80H78V82H79ZM86 80H85V81H86ZM122 80H121V81H122ZM128 80H127V81H128ZM135 80H136V79H135ZM142 80H143V81H142ZM147 80H148L149 82H148ZM172 80H173V79H172ZM198 80H199V79H198ZM228 80H229V79H228ZM234 80H235V79H234ZM245 80H247V79H245ZM245 80H244V81H245ZM74 81H75V80H74ZM76 81H77V79H76ZM81 81H80V82H81ZM85 81H84V82H85ZM89 81H90V80H89ZM99 81H100V80H99ZM101 81H100V82H101ZM109 81H107V83H108ZM112 81H111V82H112ZM116 81H117V80H116ZM159 81H161V80H159ZM159 81H158L157 83H159ZM190 81H191V80H190ZM190 81H189V82H190ZM221 81H222V80H221ZM221 81H220V82H221ZM230 81H231V80H230ZM72 82H73V80H72ZM80 82H79V83H80ZM84 82H83V84H84ZM111 82H109L110 84H109L108 86L111 85ZM117 82H120V81H117ZM123 82L126 83L125 80H124ZM129 82H130V81L127 82L129 85H130V83H133L132 85H134V82H133V81H131L130 83H129ZM155 82H156V81H155ZM177 82H178V81H177ZM179 82H180V81H179ZM185 82L187 83L188 81H185ZM193 82H194V80H193ZM196 82H197V81H196ZM235 82H236V81H235ZM239 82H240V81H239ZM245 82H246V81H245ZM245 82H244V83H245ZM252 82H253V81H252ZM75 83H76V82H75ZM103 83H102V84H103ZM114 83H115V81H114ZM136 83H137V82H136ZM162 83L164 84L165 81L162 82ZM162 83L160 82L161 85H162ZM169 83H170V82H169ZM172 83H173V82H172ZM172 83H171V84H172ZM186 83H184V84H186ZM198 83H199V81H198ZM198 83H197V84H198ZM223 83H224V82H223ZM228 83H229V82H228ZM230 83H232V82H230ZM237 83H238V82H237ZM56 84H57V83H56ZM76 84H77V83H76ZM76 84H74V87H75ZM86 84H87V83H85V86H86ZM88 84H90V83L88 82ZM91 84L93 85V82H92V81H91ZM95 84H96V83H95ZM98 84H99V83H98ZM98 84H97V85H93L92 87H93V88H95V86L98 87ZM100 84H101V83H100ZM121 84H122V86H124V88H125V85H123L122 82H121ZM121 84H120V83H117L116 85H120V86H121ZM150 84H151V86H150ZM174 84H175V83H174ZM174 84H173V85H174ZM187 84L189 85V83H187ZM207 84H208V85H206V87H207V86L209 87V83H207ZM212 84H213V82H212ZM215 84H217V82H216ZM221 84H222V83H221ZM68 85H69V84H68ZM68 85H67V86H68ZM70 85H71V84H70ZM81 85H82V83H81ZM81 85H79V86H81ZM103 85H104V84H103ZM112 85H113V84H112ZM129 85H128V86H129ZM136 85H137V84H136ZM136 85H134V86H130L129 89H128V87L126 86L125 89H128L129 91H131V87H134V90H133V88H132V90L135 91V87H136ZM138 85H139V84H138ZM148 85H149V86H148ZM153 85H155V84H153ZM156 85H158V84H156ZM166 85H167V84H166ZM169 85H170V84H169ZM173 85H172V86H173ZM178 85H179V84H178ZM180 85H181V84H180ZM191 85H192V84H191ZM219 85H220V84H219ZM228 85H229V84H227L226 86H228ZM235 85H236V84H235ZM76 86H77V85H76ZM99 86H100V85H99ZM139 86H141V85H139ZM174 86H175V85H174ZM176 86H177V85H176ZM185 86H186V85H185ZM185 86H184V87H185ZM200 86H201V84H200ZM210 86H211V85H210ZM220 86H221V85H220ZM232 86H233V85H232ZM240 86H241V85H240ZM69 87H72V85L69 86ZM69 87H68V89H69ZM86 87H88V86H86ZM103 87H104V86H103ZM114 87H115V84H114ZM114 87H113V88H114ZM116 87H117V86H116ZM141 87H143V86H141ZM141 87H140V88H141ZM152 87H153V86H152ZM154 87H155V86H154ZM159 87H160V86H159ZM159 87H155V88H159ZM161 87L163 88L164 86H161ZM187 87H188V86H187ZM189 87H190V86H189ZM192 87H193V86H192ZM197 87H198V86H197ZM212 87H214V85H213ZM215 87H216V86H215ZM222 87H223V86H222ZM75 88H76V87H75ZM80 88H81V90H82L83 86H81ZM80 88H77V90L79 91ZM89 88H90V87H89ZM99 88H100V87H99ZM105 88H106V87H105ZM105 88H104V89H105ZM120 88H121V87H119V89H120ZM124 88H123V89L121 88V89H122L121 92L124 90ZM166 88H167V87H166ZM176 88L178 89V87H176ZM181 88H182V86H181ZM181 88H179V89H181ZM198 88H199V87H198ZM198 88H196V89H198ZM201 88H202V87H201ZM224 88H225V87H224ZM230 88H231V87H230ZM251 88H252V87H251ZM258 88H259V87H258ZM262 88H263V87H262ZM63 89H64V88H63ZM83 89H85V88H83ZM87 89H88V88H87ZM97 89H98V88H97ZM97 89H96V90H97ZM102 89H103V88H102ZM102 89H101V90H102ZM108 89H109V87H108ZM115 89H116V88H115ZM150 89H151V88H150ZM202 89H203V88H202ZM204 89H205V88H204ZM222 89H223V88H222ZM55 90H56V89H55ZM55 90H54V91H55ZM57 90H58V89H57ZM60 90H62V89H60ZM72 90H73V89H72ZM94 90H95V89H94ZM94 90H93V91H94ZM105 90H106V89H105ZM116 90H117V89H116ZM136 90L138 91L137 88H136ZM162 90H163V89H162ZM168 90H169V89H168ZM168 90H167V92H166L165 94L167 95V93H169V95H171L170 92H172V91H169V92H168ZM170 90H171V89H170ZM174 90H175V89H174ZM174 90H173V92H175V91L178 92V90H175V91H174ZM207 90H208V89H207ZM212 90H213V89H212ZM214 90H215V88H214ZM233 90H234V88H233ZM240 90H241V89H240ZM240 90H239V91H240ZM245 90H248V89H245ZM250 90H251V89H250ZM89 91H91V90H89ZM124 91H125V90H124ZM124 91H123V92H124ZM126 91H127V90H126ZM129 91H127V92H129ZM208 91H209V90H208ZM217 91H218V90H217ZM253 91H254V90H253ZM257 91H258V89H257ZM33 92H34V91H33ZM58 92H59V91H58ZM74 92H76V90H75ZM79 92H80V91H79ZM79 92H78V93H79ZM86 92H87V91H86ZM95 92H96V91H95ZM98 92H99V94H101V93H100V90H99ZM121 92H118V93H121ZM127 92H126V93H127ZM199 92H200V88H199ZM214 92H216V91H214ZM214 92H213V93H214ZM222 92H223V91H222ZM225 92H226V90H225ZM235 92H236V91H235ZM241 92H242L243 94H245V93H244V90L241 91ZM1 93H2V92H1ZM36 93H37V92H36ZM78 93H76V94H78ZM82 93H83V92H82ZM87 93H91V92H87ZM131 93H132V92H131ZM162 93H163V92H162ZM237 93H238V92H237ZM242 93H241V94H242ZM252 93H253V92H252ZM255 93H256V92H255ZM260 93H261V92H260ZM262 93L264 94L263 91H262ZM262 93H261V95L259 94V96H264ZM23 94H24V93H23ZM25 94H26V93H25ZM29 94H30V93H29ZM56 94H57V93H56ZM56 94H55V96H56ZM91 94H92V93H91ZM99 94H96V95H99ZM102 94H103V90H102ZM116 94H117V93H116ZM174 94H177V93H174ZM206 94H210V92H209V93L206 92ZM246 94H247V93H246ZM0 95H2V94H0ZM21 95H22V94H21ZM78 95H79V94H78ZM86 95H87V94H85V95H84V98H82V99H80L81 96H78L77 98H78L79 100H78L76 97H75V98H76V100H78V101H80V100L83 101V99H84V100H85L84 102H86L87 99H85V97L89 96V94H88L87 96H86ZM109 95H110V94H109ZM113 95H114V94H113ZM113 95H112V97H113ZM118 95H120V94H118ZM129 95H130V94H129ZM133 95H134V94H133ZM135 95H136V92H135ZM211 95H212V93H211ZM225 95H226V94H225ZM247 95H248V94H247ZM247 95H246V97H249V96H247ZM3 96H4V95H3ZM50 96H51V95H50ZM50 96H49V97H50ZM90 96H92V95H90ZM115 96H117V95H115ZM125 96H127V94H126ZM215 96H216V95H215ZM218 96H219V94H218ZM220 96H221V95H220ZM234 96H235V94H234ZM1 97H2V96H1ZM21 97H22V96H21ZM25 97H26V96H25ZM28 97H29V96H28ZM49 97H48V98H49ZM61 97H62V96H61ZM102 97H103V96H101V98H102ZM105 97H106V96H105ZM110 97H111V96H110ZM112 97H111V98H112ZM128 97H129V96H128ZM128 97H127V98H128ZM130 97H131V95H130ZM130 97H129V98H130ZM167 97H168V96H167ZM172 97H174V95H173ZM213 97H214V96H213ZM241 97H242V96H241ZM246 97H245V99H246ZM14 98H17V97L14 96ZM53 98H54V97H53ZM88 98L90 99V97H88ZM96 98H97V97H96ZM99 98H100V97H99ZM106 98H107V97H106ZM117 98H118V97H117ZM125 98H126V97H125ZM129 98H128V99H129ZM178 98L180 99V97H178ZM218 98H219V97H218ZM226 98L229 99L230 97H226ZM237 98H238V97H237ZM249 98H250V97H249ZM260 98H261V97H260ZM1 99H2V98H1ZM45 99H46V98H45ZM121 99H123V97L120 98V100H121ZM133 99H134V98H133ZM166 99H167V98H166ZM169 99H170V98H169ZM169 99H168V101H169ZM173 99H174V98H172L171 100H173ZM206 99H210V98H206ZM228 99H227V100H228ZM234 99H236V98H234ZM239 99H240V98H239ZM239 99H238V101H239ZM245 99H244V100H245ZM247 99H248V98H247ZM247 99H246V100H247ZM262 99H263V98H262ZM262 99H260V100L262 101ZM64 100H65V99H64ZM66 100H67V98H66ZM72 100L74 101L75 99H72ZM91 100H93V99L91 98L90 101H91ZM95 100H96V99H95ZM97 100H98V99H97ZM111 100H112V99H111ZM163 100H164V99L162 98V101H163ZM171 100H170V101H171ZM181 100H182V97H181V99H180V102H181ZM219 100H220V99H219ZM222 100H224V98H222ZM227 100H226V101H227ZM240 100H242V99H240ZM246 100H245L244 102H246ZM251 100H252V99H251ZM3 101H4V100H3ZM52 101H53V100H52ZM62 101H63V100H62ZM68 101H69V100H68ZM68 101H66V102H68ZM82 101H81V102H82ZM114 101H115V100H114ZM155 101H156V100H155ZM159 101H160V100H159ZM159 101H158V102H159ZM170 101H169V102H170ZM205 101H206V100H205ZM18 102H19V101H18ZM71 102H72V101H70V103H71ZM84 102H83V103H84ZM92 102L94 103V101H92ZM126 102H127V101H126ZM133 102H134V101H133ZM133 102H132V103H133ZM149 102H150V101H149ZM160 102H161V101H160ZM163 102L165 103V102H167V100H166V101L164 100ZM169 102H167V103L169 104ZM219 102H220V101H219ZM221 102H223V101H221ZM232 102H233V101H232ZM240 102H243V100L240 101ZM3 103H5V102H3ZM26 103L28 104V102H26ZM35 103H36V102H35ZM54 103H55V101H54ZM61 103H62V102H61ZM63 103H64V102H63ZM68 103H69V102H68ZM68 103H67V104H68ZM83 103H81V104H83ZM88 103H89V102H87V104H88ZM111 103H112V101H111ZM120 103H121V102H120ZM147 103H148V102H147ZM150 103H151V102H150ZM153 103H154V102H153ZM153 103H152V104H153ZM173 103H174V102H173ZM181 103H182V102H181ZM181 103H180V104H181ZM225 103H226V102H225ZM236 103H237V102H236ZM5 104H6V103H5ZM17 104H18V103H17ZM20 104H21V102H20ZM24 104H25V103H24ZM27 104H26V105H27ZM37 104H38V103H37ZM55 104H57V103H55ZM59 104H60V103H59ZM87 104H86V106H87ZM94 104H95V103H94ZM94 104H92V106H93ZM97 104H98V103H97ZM103 104H104V103H103ZM103 104L101 103L102 106H103ZM109 104H110V103H109ZM122 104H123V103H122ZM124 104H125V103H124ZM128 104H129V103H128ZM130 104H131V103H130ZM154 104H155V103H154ZM154 104H153V105H154ZM157 104H159V103H157ZM157 104H155V105H157ZM207 104H208V103H207ZM214 104H215V103H214ZM218 104H219V103H218ZM255 104H256V103H255ZM255 104H254V106H257V105H255ZM263 104H264V103H263ZM1 105H3V104H1ZM26 105H24V106H26ZM38 105H39V104H38ZM38 105H37V106H38ZM52 105H53V104H52ZM62 105H64V104H62ZM84 105H85V103H84ZM89 105H90V104H89ZM89 105H88V106H89ZM101 105H100V106H101ZM105 105H106V104H105ZM105 105H104V106H105ZM125 105H127V104H125ZM136 105H137V104H136ZM144 105H146V107H147V104H144ZM149 105H151V104L148 103V107H149ZM155 105H154V106H155ZM164 105H165V104H163V107H164ZM172 105H174V104H172ZM172 105H171V108H172ZM195 105H197V104H194V105H193L194 108H195ZM204 105H205V104H204ZM222 105H223V103H222ZM231 105H232V104H231ZM231 105H230V106H231ZM233 105H235V102L233 103ZM236 105H237V104H236ZM240 105H241V103H240ZM240 105H239V106H240ZM37 106H36V108H37ZM42 106H43V104H42ZM46 106H47V105H46ZM53 106H55V105H53ZM98 106H99V105H98ZM98 106H95V105H94L95 108H98ZM106 106H107V105H106ZM106 106H105V108L103 107L104 110L108 109V108H106ZM120 106H121V105H120ZM128 106H129V105H128ZM138 106H139V107H138ZM138 106H137V107H138V111H140L139 108H141V107L143 108V107H144L143 105H142L141 107H140V105H138ZM154 106L152 107L153 109H154ZM159 106H160V105L155 106V107H156V112L159 113V114L156 115V117H158L157 119L160 120L161 115H164V117H165V115H167V114H166L167 111L165 112V111L161 110V112L163 111V112H165V113L160 114V112H159V111H160V110H159L160 107H159ZM198 106H199V104H198ZM224 106H225V105H224ZM237 106H238V105H237ZM251 106H252V105H251ZM7 107H8V106H7ZM9 107H10V106H9ZM14 107H15V106H14ZM17 107H19V106H17ZM31 107H32V106H31ZM44 107H45V105H44ZM44 107H42V108H44ZM47 107H48V106H47ZM51 107H52V106H51ZM51 107H50V103H49V110L51 109ZM89 107H90V106H89ZM94 107H93V108H94ZM108 107H109V106H108ZM122 107H123V106H122ZM122 107H121V108H122ZM130 107H131V106H130ZM130 107H129V108H130ZM148 107H147V108H148ZM150 107H151V106H150ZM158 107H159V108H158ZM173 107L175 108V105H174ZM181 107H183V108H181V110H182V109H183V110H182V111L179 110V111H177V112L185 113L186 115L183 114V115H184V116H183L184 118H186L185 116H187V118H188V117H191L190 113H194V112H191V111H190V113H189L190 116H188L186 111H188L189 108H187V110L184 111V107L186 108L185 104H184V106H181ZM187 107H189V106H187ZM190 107H191V106H190ZM199 107H202V106L200 105ZM199 107H198V108H199ZM207 107H208V106H207ZM214 107H215V105H214ZM218 107H219V106H218ZM220 107H221V106H220ZM222 107H223V106H222ZM231 107H232V106H231ZM21 108H22V107H21ZM27 108H28V107H27ZM33 108H34V106H33ZM33 108H30V109H28V110H31V109L33 110ZM36 108H35L34 110H36ZM38 108H39V106H38ZM111 108H113V107H111ZM117 108H118V107H117ZM117 108H116V109H117ZM124 108H127V107H124ZM124 108H122V110H123ZM167 108H168V107H166L165 109H167ZM176 108H178V107H176ZM194 108H193V109H194ZM209 108H210V107H209ZM228 108H229V106H228ZM40 109H41V108H40ZM40 109H39V110H40ZM45 109H46V107H45ZM109 109H110V108H109ZM127 109H128V108H127ZM131 109H132V107H131ZM162 109H163V108H162ZM165 109H164V110H165ZM168 109H170V107H169ZM202 109H203V108H202ZM225 109H226V106H225ZM232 109H233V108H232ZM26 110H27V109H26ZM41 110H42V109H41ZM41 110H40V111H41ZM102 110H103V109H102ZM110 110H111V109H110ZM110 110H108V112H109ZM120 110H121V109H120ZM125 110H126V109H125ZM149 110H150V109H149ZM176 110H178V109H176ZM176 110L174 109L173 111H176ZM189 110H190V109H189ZM198 110H200V109H198ZM206 110H207V109H206ZM223 110H224V108H223ZM234 110H235V109H234ZM252 110H253V109H252ZM255 110H256V107H255ZM0 111H1V110H0ZM18 111H19V110H18ZM24 111H25V109H24ZM43 111H44V109H43ZM67 111H68V110H67ZM111 111H113V109H112ZM114 111H115V110H114ZM116 111H117V110H116ZM129 111H130V110H129ZM136 111H137V110H136ZM146 111H147V109H146ZM153 111H154V110H153ZM169 111H170V110H169ZM173 111H172V112H173ZM183 111H184V112H183ZM193 111H195V110H193ZM200 111H202V110H200ZM200 111H199V112H200ZM1 112H2V111H1ZM20 112H21V111H20ZM25 112H26V111H25ZM29 112H30V111H29ZM34 112H35V111H34ZM36 112H38V111H36ZM46 112H47V111H46ZM125 112H126V111H125ZM143 112H145V110H144ZM147 112H148V111H147ZM177 112L175 113V115H174V113H171L172 116H175V117H172V116H169V117H168L169 113H168V115H167V117L170 118V119H169V120H170L169 123L171 124V127H172V124H173V126L175 127V125H174V124H175L174 121L177 120V119H176V120H172V121H173V122H172V121H171V118H172V119H173V118L175 119V118H178V117H179L180 119L183 118V117L181 116L182 113H179V114H180V115H179V114H177ZM197 112H198V111H197ZM199 112H198V113H199ZM202 112H204V110H203ZM205 112H206V111H205ZM205 112H204V114H205ZM211 112H212V111H211ZM223 112H224V111H223ZM260 112H261V109L259 110L258 113H260ZM263 112H264V111H262V113H263ZM6 113H7V112H6ZM17 113H18V112H17ZM23 113H24V112H23ZM31 113H32V112H31ZM39 113H40V112H39ZM43 113L45 114V112H43ZM43 113H42V114H43ZM106 113H107V112H106ZM111 113H112V112H111ZM114 113H115V112H114ZM117 113H118V112H117ZM120 113H123V112H120ZM129 113H131V112H128V113L126 112L125 114H129ZM133 113H134V112H133ZM139 113H140V112H139ZM148 113H149V112H148ZM148 113H145V114H147L146 116H148ZM151 113H153V112L151 111ZM198 113H194V114H195V117H196L197 115L199 116L200 113H199V114H198ZM251 113H252V112H251ZM262 113H261V114H262ZM15 114H16V112H15ZM18 114H19V113H18ZM32 114H33V113H32ZM125 114H124V115H125ZM131 114H132V113H131ZM135 114H136V112H135ZM153 114H154V113H153ZM176 114H177V115H176ZM194 114H192V116H193ZM254 114H255V113H254ZM263 114H264V113H263ZM20 115H21V113H20ZM22 115H23V114H22ZM24 115H26V114H24ZM30 115H31V114H30ZM33 115H34V114H33ZM39 115H40V114H39ZM107 115L109 116V114H107ZM129 115H130V114H129ZM129 115H128V116H129ZM132 115H133V114H132ZM137 115H138V114H137ZM207 115H208V117L210 116V117H209L210 119H211V116H212L211 121H210L209 118H208V120H206V119H207ZM207 115H206V117H205L204 115H202V117H203V118L205 117L206 119H205V118L203 119L202 117H201V118L203 119V123H205L206 121H208V122L205 123V124L211 126V124H214V123H213V121H214V120H213V118H214V114H213V113H211V114L209 113V114H207ZM228 115H230V114H228ZM0 116H1V115H0ZM15 116H16V115H15ZM26 116H27V115H26ZM26 116H25V117H26ZM28 116H29V114H28ZM35 116H37V113H35ZM71 116H72V115H71ZM113 116H114V115H113ZM113 116H112V115L110 116V121L112 120V122H114V121H113L114 118L112 119ZM115 116H116V114H115ZM121 116H122V115H121ZM128 116H126L125 118L127 119ZM130 116H131V115H130ZM138 116H140V115H138ZM176 116H178V117H176ZM180 116H181L182 118H181ZM225 116H227V114H226ZM231 116H232V114H231ZM231 116H229V117H231ZM245 116H246V115H245ZM251 116H252V115H251ZM253 116H254V115H253ZM253 116H252V117H253ZM259 116H261V115H259ZM7 117H8V116H7ZM19 117H20V116H19ZM30 117H31V116H29V118H30ZM82 117H83V116H82ZM103 117H104V116H103ZM119 117H120V116H119ZM123 117H124V116H123ZM123 117H122V118H123ZM136 117H137V116H136ZM142 117H143V116H142ZM142 117L139 118V121H140V122H139V121H136V122H138V123H142V122H141ZM149 117L152 118L153 115L151 116V114H149L148 118H149ZM156 117H155V118H156ZM164 117L162 116L163 119H164ZM195 117L193 116L192 120H193ZM221 117H222V116H221ZM232 117H233V116H232ZM11 118H12V117H10V119H11ZM26 118H27V117H26ZM106 118H107V116H106ZM106 118H105V119H106ZM122 118H121V119H122ZM131 118H132V117H131ZM131 118H130V120H131ZM133 118H134V117H133ZM133 118H132V119H133ZM187 118H186V119H187ZM224 118H226V120L228 119L227 117H224ZM245 118H246V117H245ZM75 119H76V118H75ZM121 119H119V120H121ZM136 119L138 120V118H136ZM136 119L134 118L133 120H136ZM145 119H147V118H145ZM157 119H156V120H157ZM163 119H162V123H163V121L165 120V119H164V120H163ZM186 119H185V120H186ZM188 119H189V118H188ZM188 119H187V120H188ZM195 119L198 120L197 118H195ZM195 119H194V121H191V120L189 119V120H190L189 122H190L191 124H189L187 121L183 120L184 123L186 122V125H183L182 123H179V125L181 124L183 127H184V126L186 127V126L189 124V125H191V127H192V124L195 123V121H196ZM199 119H200V118H199ZM202 119H201V120H202ZM214 119H215V118H214ZM220 119H222V118H220ZM242 119H243V117H242ZM250 119H252V118L250 117ZM250 119H248L249 122H250ZM259 119H261V118H259ZM259 119H258V120H259ZM28 120H29V119H28ZM62 120H63V122H64V119H62ZM80 120H81V119H80ZM107 120H108V118H107ZM107 120H106V123L104 122V125H105V124H108V125L110 126V125L112 124V122L109 124V123L107 122ZM117 120H118V119H116V122H117L118 124H120ZM150 120H152V119H150ZM205 120H206V121H205ZM212 120H213V121H212ZM224 120H225V119H224ZM15 121H16V120H15ZM18 121H19V120H18ZM102 121H103V120H102ZM104 121H105V120H104ZM110 121H109V122H110ZM123 121H124V120H123ZM126 121L128 122V120H126ZM144 121H145V120H144ZM144 121H143V122H144ZM147 121H149V119H147L146 122H147ZM153 121H154V119H153ZM160 121H161V120H160ZM166 121L168 122V120H166ZM166 121H164V122L166 123ZM179 121L181 122L182 120H179ZM183 121H182V122H183ZM199 121H200V120H199ZM199 121H198V126L201 125ZM204 121H205V122H204ZM236 121H237V120H236ZM255 121H256V120H255ZM1 122H2V121H1ZM6 122H7V121H6ZM24 122H25V120H24ZM55 122H56V121H55ZM77 122H78V121H77ZM80 122H82V121H80ZM84 122H85V121H84ZM97 122H98V120H97ZM131 122H132V121H131ZM150 122H151V121H149V123H150ZM171 122H172V123H171ZM245 122H246V123L248 122L247 119H245ZM17 123H18V122H17ZM57 123H59V122H56L55 124H57ZM70 123H72L71 120H70ZM73 123H74V121H73ZM75 123H76V120H75ZM75 123H74V125L77 124V123H76V124H75ZM86 123H87V122H86ZM99 123H100V122H99ZM102 123H103V122H101L100 125H103ZM114 123H115V122H114ZM138 123H136L137 126H139ZM149 123H146V125H147V124L149 125ZM152 123H153V122H152ZM152 123L150 124V126L152 125ZM156 123L159 124L160 122H158V120H157ZM169 123H168V124L166 123V125H168V127H170ZM196 123H197V122H196ZM201 123H202V122H201ZM209 123H211V124H209ZM222 123H223V122H222ZM224 123H225V122H224ZM226 123H227V121H226ZM235 123H236V122H235ZM12 124H13V123H12ZM61 124H62V125H61ZM64 124H67V125H66L67 127L69 126V123H64ZM78 124H79V123H78ZM115 124H116V123H115ZM125 124H126V123H124V125H125ZM133 124H134V122H133ZM163 124H164V123H163ZM205 124H202V125H205ZM229 124H230V122H229ZM229 124H228V125H229ZM9 125H10V124H9ZM16 125H18V124H16ZM21 125H23V124H21ZM46 125H48V123H47ZM46 125H44V127L47 129V127H49L50 124H49L47 127H46ZM57 125H60L61 128L64 129V125H63V123H59V124H57ZM98 125H99V124H98ZM104 125H103V126H104ZM108 125H107V126H108ZM113 125H114V124H113ZM121 125H122V128L125 127V126L123 125V123H122ZM136 125H135V127H133V126H132V127H133V128H136ZM141 125H143V126H139L138 128L141 127V131H143V128H142V127H144V126H146V125H145V124H141ZM148 125H147V126H148ZM156 125H157V124H156ZM164 125H165V124H164ZM166 125H165V126H166ZM176 125H177V123H176ZM189 125H188V126H189ZM194 125L197 126V124H194ZM194 125H193V126H194ZM202 125L199 126L200 129H201V127H202V128L204 127V126H202ZM222 125H223V124H222ZM225 125H226V124H225ZM234 125H236V124H234ZM13 126H14V125H13ZM51 126H52V125H51ZM51 126H50V127H51ZM54 126H55V125H54ZM119 126H120V125H119ZM127 126H128V125H127ZM150 126H149V127H150ZM154 126H155V125H154ZM154 126H153V127H154ZM162 126H163V125H162ZM165 126H164V128H165ZM188 126H187V127H188ZM198 126H197V127H198ZM212 126H213V125H212ZM231 126H232V125H231ZM8 127H9V126H8ZM29 127L31 128L32 126H29ZM52 127H53V126H52ZM55 127H56V126H55ZM74 127H75V126H74ZM74 127H73V128H74ZM77 127H78V126H77ZM100 127H101V126H100ZM149 127H146V128L144 129L146 136H145V134H143V135H144L143 138H146V137H147V135H148L147 133H150V134H151V132H150L149 130H147V128H149ZM153 127H152V128H153ZM155 127H157V126H155ZM155 127H154V128H155ZM159 127H160V128H159ZM168 127H167V128H168ZM174 127H173V128H174ZM176 127H178V125H177ZM179 127L181 128V126H179ZM179 127H178V128H179ZM185 127L183 128V130L185 129ZM197 127H195V126L192 127V128L195 130V133H196V131H199V130H196V129H199V128H197ZM206 127H207V126H206ZM219 127H220V130H221V129L223 130V128H221V125H220V126L218 125V128H219ZM223 127H224V126H223ZM9 128H10V127H9ZM34 128H35V126H34ZM36 128H38V127H36ZM36 128H35L36 131L34 130L33 133L37 132V129H36ZM71 128H72V126H70V129H71ZM73 128H72V129H73ZM98 128H99V127H98ZM104 128H105V127H104ZM119 128H120V127H119ZM125 128H127V127H125ZM133 128H132V130L134 131ZM150 128H151V127H150ZM154 128H153V131L155 132ZM162 128H163V127H162ZM173 128H170V130L172 131ZM189 128H190V126L187 128V130H189ZM192 128H191V129H192ZM208 128H209V127H207L206 129L203 128L204 130L207 131L206 133H208V130L212 129L213 127H212V128H209V129H208ZM261 128H262V127H261ZM12 129H13V128H12ZM22 129H23V128H22ZM28 129H29V128H28ZM38 129H39V128H38ZM43 129H44V128H43ZM48 129H49V128H48ZM48 129H47V130H48ZM66 129H67V128H66ZM68 129H69V128H68ZM72 129H71V130H72ZM74 129H75V128H74ZM74 129H73V130H74ZM80 129H81V127H80ZM90 129H92V128H90ZM94 129H95V128H94ZM106 129H107V128H106ZM115 129H116V128H115ZM123 129H124V128H123ZM157 129H158V131H159V129H161L160 124L158 125V127L156 128V130H157ZM168 129H169V128H168ZM168 129H167V130H168ZM176 129H177V128H175V130H176ZM181 129H182V128H181ZM181 129H180V130H181ZM193 129H192V130H193ZM203 129H201V132H202V133H205V131H204V132L202 131ZM213 129H214V128H213ZM213 129H212V131H213ZM24 130H25V129H24ZM24 130H23V131H24ZM44 130H45V129H44ZM44 130H43V131H44ZM50 130H51V128H50ZM59 130H61V129H59ZM75 130H76V129H75ZM75 130H74V131H75ZM77 130H79V128H78ZM84 130H85V129H83V131H84ZM87 130H88V129H87ZM103 130H104V129H103ZM117 130H118V129H117ZM138 130H139V129H138ZM138 130L136 129L137 133H140V134H141V131L138 132ZM146 130H147V131H146ZM150 130H152V129H150ZM164 130H166V129H164ZM170 130H168V132H169ZM173 130H174V129H173ZM175 130H174V131H175ZM180 130H178V131H180ZM185 130H186V129H185ZM214 130H215V129H214ZM222 130H221V131H222ZM263 130H264V129H263ZM263 130H262V132H263ZM3 131H4V130H3ZM12 131H13V130H12ZM20 131H21V130H20ZM23 131H22V132H23ZM28 131L30 132V131H32V129H31V130H28ZM43 131H42V132H43ZM48 131H49V130H48ZM52 131H53V130H52ZM55 131H57V130H55ZM61 131H63V130H61ZM61 131H59V132H61ZM66 131H67V130H66ZM89 131H93V130H89ZM95 131H96V129H95ZM98 131H99V129H98ZM109 131H111V130H109ZM115 131H116V130H115ZM144 131H143V133H144ZM158 131H156V132H158ZM160 131H161V133L164 132L163 129H161ZM210 131H211V130H210ZM210 131H209V132H210ZM26 132H27V130L25 131V133H26ZM57 132H58V131H57ZM99 132H100V131H99ZM107 132H108V131H107ZM107 132H106V133H107ZM113 132H114V131H113ZM134 132H135V131H134ZM146 132H147V133H146ZM201 132H200V133H201ZM222 132H223V131H222ZM40 133H41V132H40ZM93 133H94V132H93ZM110 133H111V132H110ZM137 133L132 134L131 136L133 137V136H135ZM164 133H165V132H164ZM170 133L172 134V132H169V133L166 135L167 138H166L165 142L167 141L168 144H173V143H171V142H174V141L176 140V137H174L176 134L173 135V137L175 138V140L168 141V140H170V139H168V138L170 137L169 135H171ZM190 133H193V132H190ZM202 133H201L200 135H202V136L205 135V134H202ZM210 133H211V132H210ZM9 134H10V133H9ZM28 134H29V133H28ZM30 134H32V132H31ZM35 134H36V133H35ZM43 134H44V133H43ZM43 134H42V136H41V135H40V136L43 137ZM45 134H46V133H45ZM48 134H49V133H48ZM51 134H52V133H51ZM51 134H50V135H51ZM53 134H54L55 136L57 135V137H59L58 134H55L54 132H53ZM60 134H61V133H60ZM116 134H117V133H116ZM150 134H149V135H150ZM153 134H154V133H153ZM159 134H160V133H159ZM162 134H163V133H162ZM162 134H161V135H162ZM181 134L184 135L185 133L183 134V133L181 132ZM198 134H199V133H198ZM262 134H264V132H263ZM20 135H21V134H20ZM54 135H53V138L55 137ZM93 135H94V134H93ZM108 135H109V133H108ZM110 135H111V134H110ZM154 135H155V134H154ZM161 135H160V136H161ZM195 135H196V134H195ZM200 135H199V136H200ZM16 136H17V135H16ZM25 136H26V135H25ZM25 136H24V137H25ZM27 136H29V135H27ZM27 136L25 137L26 139H27ZM33 136H35V135H33ZM45 136H47V135H45ZM45 136H44V137H45ZM124 136H125V135H124ZM128 136H129V135H128ZM131 136H129V137H130V138H129L130 141H128L129 139H128V137H127V140H126V141H128V143H129V142L131 143V140H132V139H131ZM136 136L138 137V134H137ZM139 136H140V135H139ZM141 136H142V135H141ZM141 136L138 137V140H139V138H142ZM156 136H157V134H156ZM162 136H163V135H162ZM176 136L179 137L180 135H176ZM188 136H189V135H188ZM188 136H187V138H188ZM192 136H193V135H192ZM199 136L197 135V137H199ZM30 137H32V136L30 135ZM30 137H29V138H30ZM60 137H62V136H60ZM104 137H105V136H104ZM111 137H112V135H111ZM150 137H151L152 139H151ZM150 137H149V139L152 140V141H153V139H155V138L158 139V137H155V136H150ZM153 137H155V138H153ZM163 137H164V136H163ZM163 137H162V138H163ZM211 137H212V136H211ZM211 137H210V139H211ZM260 137H261V136H260ZM7 138H8V137H7ZM37 138H38V137H37ZM51 138H52V137H50L49 139L45 138V140H50ZM55 138H56V137H55ZM135 138H136V137H135ZM135 138H134V139H135ZM170 138H171V137H170ZM189 138H194V136H193V137L189 136ZM262 138L264 139V136H263V135H262ZM262 138H259V141H260V142H261ZM22 139H23V138H22ZM35 139H36V138H35ZM43 139H44V138H43ZM43 139H42V140H43ZM85 139H86V138H85ZM159 139H160V138H159ZM163 139H164V138H163ZM163 139H162V140L160 139V140L163 141ZM171 139H173V138H171ZM177 139H178V140H176V142H177V141L180 142L181 145H182V143H183V145H182L181 147H179L180 144L177 142V144H179L178 147L180 148V156L182 157V158L179 157V158H177V159H178V160H179L180 158H181V159H184L183 156H186L187 158H186V157H185V158L187 159V161H189V163H190L191 160H193V163H192V161H191V163H190V164L192 165V167H190V168H193V167H194L193 169H196V171H197L198 174L196 173V171H194V172L197 174V178H198V175H199L200 180H201V181L199 180L200 182L197 181L199 178L197 179L196 176H195V179H197L195 184H196V185L199 184V185H198V188H199V189L197 188V189H198V192H197V193H196L195 191H194L195 193H193V189H194L195 187H197V186H196L195 184L190 183L191 181H190L189 184H188V180H187L186 183H187L188 185H186V186L184 185V187H182L183 184H181V186H179V185H180V184H179L180 181L176 180V181H178V184H179V185H177V183L175 184V185L178 186L177 189L179 188L178 191H180V192H178V193H180V194L183 193V192H182L183 190H180L181 187H182L181 189H185V187H188L189 185H190V186H191V185H195V187H194V186H191V187L189 186V187L191 188V190H192V193H191V190H190L189 188H186V189H189L187 192L190 194V196H189V194H188V195L186 194V192H185L186 189L184 190L185 194H186L187 196H189L188 199H193V200H194V199H197V198L199 197L200 199H198V200H199L198 202L203 203V205H205V206L209 203L208 206H206V207H208V208H210V206H212L211 208H213V205H216L215 207H216L217 211H215V210H216L215 208H213L214 210H209V211H211L212 213H210V212L208 211V208L202 206V204H201L202 208H204V209L206 208L207 211L205 212L206 209H205V210H204V209L202 210V208H200L199 210H202V212H204L203 215H204V214H205L206 216L208 215L207 217H210V218H212V216H210V214H211V215L213 214V216L217 215V216L219 217V219H220V220H218V222L220 221L219 223H221V228L218 227L219 230H217L218 228L214 229V224H215V223H218L217 221L213 224V223H212V220H211V222L209 221L208 218H207V220H206V216L202 217L203 219H202L201 217H198V218H201L202 223L204 222L203 225H206V224L208 223L207 221H209L210 224H208V225H209V226L212 225V227H213V228H209V226L206 225V226H208V227L205 228L206 226H204L205 229H204V228H202L201 230L199 229V231L197 232V233H199V232L201 233L202 230H203V231H204V234H202V233H203V232H202V233H201L202 235H201V234L199 235V234H197V233L195 232L196 230H195L194 228H195V227L197 228V226H198V228H200L199 224L201 225V223H200L199 221H201V220H199V219L196 217V215H195L196 218L194 217V218H195L194 222L197 221V220H199V221L196 222L197 224H195V225H197V226L193 225V226H195V227L193 228L194 232L196 233V235L200 236V241H201V236L204 235L203 238H205V240H203V238H202V242H203V244H205L206 241L212 243V240H211V239H212L213 237L211 238L210 236H214L215 234L218 235V238L221 236V238H220L221 240L218 239V240H219V241H218L219 244L217 243V240H216V239H217V236H216V238H215V237L213 238V239L216 240V242L214 241L213 243L216 244V245H219V246H220V243H222V238H223V240H225L226 237H229V238H228V241H225V242H228V244H229V246H230L229 249H228L227 247H225V248L228 249V250H226V249L224 250V249H223L224 251H223V250H221V251L224 252L223 254H225L226 257L229 256V254H230V258H228V260H226L227 258L225 257L226 259H224V257H223V258H222V259H223L222 261H224V260H225V261H228L230 264H252V263H253L252 261H254V260H255V257L257 256V255H256V253L258 252L257 250H260V251H261V254H264V253L262 252V250H261V249H263V251H264V246H263V247L261 246L262 248L260 249V247H259L260 245H258V248H259V249L256 248L257 250H255V247H256L255 243H254V242H253V243H252V242H249V241L247 240V238H248V232H249V229H248L249 226H248V223H247V225L244 224V223H246L247 220L249 221V217H248L249 215H250V217H251V218H250V219H251L250 221H252L253 218L255 219V217H256L255 215L258 214V213H256V212L258 211L257 209L260 208L259 205H258L259 207H256L257 209H254V210H253V208H250V209L248 210V208L245 207L246 204H247V206H250V207H251V205H253V204L248 205L249 203H251V202L253 201V200H252L251 202H249L250 199L252 198V197H250V194H252L253 191H252L251 193H249V197H248V198H250L249 200H247L248 198L243 197L244 199L246 198L245 201H247V202H249V203L245 202L246 204L244 205V202H243V203H241V206H240V204H238V203H239V201H240L241 198H240V199H239V198H236V197H235V198H234V197L232 198L231 195H229V194H232V196H233V193H234L235 191L238 190L237 187H235L237 190L235 189V191H233V193H232V190H231V189H234V186H233V185H231L233 188H230V187L228 188V187H226V188H228V190H229V189L231 190V192H230V190H229L228 192H230V193H228V192H227V189L224 188V187L222 186V185H225L224 183L222 184V182H224V178H226V177H225V176L222 177L219 173H218L219 176L216 177V175H215V174H217V172H219V171L221 170V168H223V167H221L220 170H219V167H220V166H219V165L216 166L217 163L219 162V161L217 162V160L220 159V157L217 158V156H218L219 154H218L217 156H215V153L212 152V151H214V150H212V149L208 150L209 153H208V151H205V150H206V148L204 147V142H205V141H204L203 143L201 142V143H202V147H201V146H200L201 144H200V141H199V140H200V137H199V140H197V142H196V143L199 142L198 145H192L191 142H190V140H189V142H190V143H189L188 140L184 139L182 136H181V138H177ZM181 139H182V140H181ZM201 139L204 140V139H206V138H205V137H204V138L201 137ZM255 139H256V138H255ZM260 139H261V140H260ZM1 140H2V139H1ZM45 140H44V141H41V142H43L44 144H46L48 141H45ZM51 140H52V141H51V142L49 141L50 143L48 142L47 144H51V145H52V144H53V140L56 142L55 139H51ZM57 140H58V139H57ZM63 140H64V139H63ZM146 140H148V137L146 138ZM180 140H181L182 142H181ZM250 140H251V139H250ZM250 140H249V141H250ZM256 140L258 141V139H256ZM8 141H9V140H8ZM19 141H20V140H19ZM70 141H71V140H70ZM80 141H81V140H80ZM89 141H90V140H89ZM124 141H125V140H123V143H124ZM126 141H125V142H126ZM139 141H140V140H139ZM141 141H142V140H141ZM143 141H144V143H145V142H146V143L150 142V144H151V142H152V141H148V142H147V141H145V140H143ZM191 141H192V139H191ZM262 141H264V140H262ZM13 142H14V140H13ZM37 142H38V141H37ZM57 142H58V141H57ZM135 142H136V141H135ZM167 142H166V143H167ZM176 142H175L174 144H176ZM208 142H209V141H208ZM208 142H207V144H208ZM251 142H252V141H251ZM251 142L249 143V145H247L248 148L250 147V144H251L252 147H253V146H254L253 143H257V142H252V143H251ZM0 143H1V142H0ZM10 143H11V142H10ZM89 143H90V142H89ZM110 143H111V142H110ZM133 143H134V142H133ZM136 143H137V142H136ZM136 143H135V144H136ZM155 143H156V144H155ZM166 143L164 144V141H163V144L167 146L168 144H166ZM44 144H43V145H44ZM61 144H62V143H61ZM83 144H84V143H83ZM96 144H97V143H96ZM135 144H134V145H135ZM148 144H149V143H148ZM152 144H155V146H156V148H157V145L160 144V143H159V140H158V142H157V140H156V142H153ZM174 144H173V147L175 146ZM177 144H176V146H175L176 148H177ZM194 144H195V140H194ZM246 144H247V143H246ZM257 144H258V143H257ZM257 144H255V145H257ZM261 144H262V145H261V148H262V150H264L263 147H262V146H264V142H262ZM7 145H8V144H7ZM39 145L43 147V145H41L40 142L38 143L37 146L39 147ZM53 145H54V144H53ZM98 145H99V144H98ZM108 145H109V144H108ZM137 145H141V144H137ZM161 145H162V142H161ZM161 145H159V146H161ZM164 145H163V146H164ZM259 145H260V143H259L256 147H257V148H260ZM5 146H6V145H5ZM9 146H10V145H8V147H5V148L10 150V147H11V146H12V148H14L16 145L14 146V143H13V145L11 144V146H10V147H9ZM13 146H14V147H13ZM18 146H19V145H18ZM33 146H34V145H33ZM37 146H35V147H37ZM46 146H47V145H46ZM46 146H45V147H46ZM71 146H72V145H71ZM106 146H107V145H106ZM109 146H110V145H109ZM122 146H123V145H122ZM122 146H121V147H122ZM128 146H129V145H128ZM128 146H127V147H128ZM130 146H132V145H130ZM143 146H144V145H142V147H140V146L137 147L138 150L143 149ZM147 146H148V145H147ZM152 146H154V145H152ZM169 146H170V145H168V146L166 147V149H165V147H163V148L160 147L159 149H160V150H161V149H165V150L167 151V148H168V149L171 148V147H169ZM183 146H184V147L186 146V148L192 150L194 155H195V154H196V155H198V154H199V155H200V154L202 155V154H204L203 151H205V152H206V157H208V156L210 155V157H215V159L217 158V160H215L217 163L214 164V165H213V163H212L213 166H215V167L218 168L217 172H216V169H217V168H216V169H213V170L216 172L215 174H213L215 178L212 177V180H211V181L208 180L207 178H211V176H212V175H210V174H212L211 171L209 170V168H207V167H209L210 165L208 164L207 167H205V164L202 165V162H201V163L199 162V161L201 160L202 156H204V158H205V155H202V156L200 155L201 157L198 158V160H197L196 158L199 157V155H198L196 158L193 157V159L188 160V156L185 155L186 152L188 153L187 149H185V151H184L185 153L183 152L184 155L181 153V152H182L181 149L183 148ZM190 146H191V147H190ZM207 146L210 148L209 144H208ZM42 147H39V148L41 149ZM45 147H44V148H45ZM47 147H48V146H47ZM51 147L53 148L54 146H51ZM99 147H100V146H99ZM101 147H103V146H101ZM107 147H108V146H107ZM118 147H119V146H118ZM150 147H151V146H150ZM173 147H172V148H173ZM243 147H244V146H243ZM252 147H250V149H252V151L249 149V152H248V154H249L250 151H251V154H250V155H254V154H255L254 152H256V151H255L256 147H255L254 151H253V148H252ZM3 148H4V147H3ZM5 148H4V150H5ZM12 148H11V149H12ZM48 148H49V147H48ZM110 148H111V146H110ZM112 148H113V147H112ZM140 148H141V149H140ZM145 148H146V147H145ZM148 148H149V147H148ZM179 148H177V149L179 150ZM204 148H205V149H204ZM211 148H212V147H211ZM241 148H242V147H241ZM241 148H240V149H241ZM261 148H260V149H261ZM26 149H27V148H26ZM33 149H34V147H33ZM40 149H39V150H40ZM49 149H50V148H49ZM102 149H103V148H102ZM119 149H120V148H119ZM119 149H116L117 154H118V151H117V150H119ZM131 149H132V148H131ZM134 149H135V147H134ZM134 149H133V150H134ZM146 149H147V148H146ZM152 149H153V148H152ZM159 149H155L156 151H155V150H154V151L152 150L153 152L151 151V154H150V152H149V154L151 155V156H150V155L148 154L149 157H153V156H152L153 153H154V154H155V153L158 154L157 150L159 151V154H160V150H159ZM174 149H175V148H174ZM174 149H173V150H174ZM237 149H238V147H237ZM240 149L236 150V148H235V151H239ZM245 149H246V148H245ZM9 150H7L8 153H7V152H4L3 150H2V151H3L4 154L7 153L6 156H9V155L12 154V153L9 152ZM31 150H32V149H31ZM36 150H37V148L34 150V152H35ZM42 150H43V149H42ZM42 150H41V152L44 153V151H42ZM72 150H73V149H72ZM95 150H96V149H95ZM100 150H101V149H100ZM103 150H104V149H103ZM103 150H102V151H103ZM105 150H106V149H105ZM108 150H109V149H108ZM113 150H114V149H112V151H113ZM135 150H136V149H135ZM173 150H171L172 152H171V151H168L169 153L166 152V154L163 153L164 155L161 153V155H162V156H165V155H167V154L169 155L170 153H173L174 156L170 154V157H167V158L170 159V161H172V160H171L172 158H173V160L176 161L175 155H177L176 152H178V151H177L176 149H175L176 151H175V150L173 151ZM5 151H6V150H5ZM51 151H53V150H51ZM58 151H59V150H58ZM61 151H62V150H61ZM126 151H127V150H126ZM128 151H129V150H128ZM128 151H127V153H120V154H118V155H111V156L108 155V156H110V157H109V158H106V159H107L106 164H104L101 168L98 167L97 170H102L103 173H111V172H113V173L116 174V170H115V169H117L118 167H120V166L123 165V164H125V165H124L125 167H126V166H127V167L132 166V168H133V165H134L135 163H137V160H136V159H133V160L131 159V158H132L131 153L134 154L135 151H132L131 153H129L130 151H129V152H128ZM148 151H149V150H148ZM163 151H164V150H161V152H163ZM192 151L190 152L191 154H190L189 158H192ZM210 151H211V152H210ZM12 152H13V150H12ZM16 152H17V151H16ZM25 152H26V151H25ZM30 152H31V151H30ZM34 152H33V153H34ZM37 152H38V151H37ZM77 152H78V151H77ZM105 152H107V151H105ZM109 152H111V151H109ZM121 152H122V151H121ZM142 152H143V151L141 150V156H144V155H145V152H144V155H142ZM164 152H165V151H164ZM201 152H202V153H201ZM246 152H247V151H246ZM9 153H10V154H9ZM70 153H71V152H70ZM103 153H104V152H103ZM103 153H102V154H103ZM136 153H138L139 155H135ZM174 153H175V154H174ZM207 153H208V156H207ZM212 153H213V154H212ZM229 153H230V152H227V153H226V156H227V154H229ZM252 153H254V154H252ZM8 154H9V155H8ZM36 154H37V153H36ZM38 154H39V152H38ZM106 154H107V153H106ZM108 154H110V153H108ZM111 154H113V152H112ZM114 154H116V153H114ZM135 154H134V156H138V157L140 156V152H139V151L135 152ZM157 154H156V155H157ZM159 154H158L157 156H159V157L161 158V155H159ZM188 154H189V153H188ZM248 154H247V155H248ZM15 155H16V154H15ZM17 155H18V154H17ZM34 155H35V153H34ZM34 155H33V157H34ZM44 155H45V154H44ZM64 155H65V154H64ZM86 155H87V154H85V156H86ZM146 155H147V154H146ZM168 155H167V156H168ZM182 155H183V156H182ZM194 155H193V156H194ZM196 155H195V156H196ZM211 155H214V156H211ZM229 155H230V154H229ZM6 156H5V157H6ZM18 156H19V155H18ZM21 156H22V155H21ZM57 156H58V155H57ZM87 156H88V155H87ZM141 156H140V158H141ZM154 156H155V155H154ZM171 156H173V157H171ZM220 156H221V155H220ZM223 156H225V155H223ZM223 156H222V158H223ZM2 157H3V155H2ZM11 157H12V156H11ZM33 157H32V158H33ZM37 157H38V156H37ZM40 157H41V156H40ZM145 157H146V156H144V158H145ZM149 157L147 156V159H148ZM227 157H229V156H227ZM248 157H249V155H248ZM7 158H8V157H7ZM25 158H26V157H25ZM32 158H31V157H30V158H27V159H29V160H27V161L30 162V159L33 161L34 159H32ZM34 158H35V157H34ZM104 158H105V157H104ZM136 158H137V157H136ZM154 158H156V157H154ZM164 158H166V157H163V160H164ZM224 158H226V157H224ZM246 158H247V157H246ZM13 159H14V158H13ZM43 159H44V158H43ZM57 159H59V158L57 157ZM158 159H159V158H158ZM168 159H167V160H168ZM181 159H180V160H181ZM208 159H209V157H208ZM208 159H207V161L209 162V161H210L211 159H213V158H210L209 160H208ZM18 160H19V159H18ZM20 160H21V159H20ZM35 160H36V158H35ZM35 160H34L33 164H35V163L37 162V161H35ZM37 160H38V159H37ZM52 160H53V159H52ZM55 160H56V159H55ZM138 160H140V159L138 158ZM141 160H143V159H141ZM144 160H146V159H144ZM148 160H149V159H148ZM151 160H152L151 163H153V162L156 161L157 159L154 160V161H153V159H151ZM160 160H162V159H160ZM163 160H162V161H163ZM180 160H179V161H180ZM203 160H204V159H203ZM0 161L2 162V161H3V158H1ZM12 161H13V160H12ZM27 161H24V163L26 162V164H28ZM32 161H31V162H32ZM42 161H43V160H42ZM42 161H41V162H42ZM53 161H54V160H53ZM57 161H58V160H57ZM59 161H60V159H59ZM104 161H105V160H104ZM157 161H158V162H157ZM157 161H156V162H157L158 164H157L156 162H154V163H155L156 165L159 166V164H161V161H160V162H159V160H157ZM165 161H166V160H165ZM165 161H164V162H165ZM170 161L168 160V161H166V163H168V162H170ZM179 161H178V162H179ZM181 161H182V160H181ZM181 161H180V162H181ZM185 161H186V160H184V162H185ZM187 161H186L185 166H184V162L182 161V163H183L182 167H183V169H184V167H185V168H187L186 170H189L190 168H189V167H186V166H188V165L191 166V165H190L189 163H188V165H187ZM194 161H195V162H194ZM205 161H206V159H205ZM205 161H204V162H205ZM211 161H213V160H211ZM211 161H210V164H211ZM18 162H19V161H18ZM20 162H21V161H20ZM49 162H50V160H49ZM49 162H48V163H49ZM51 162H52V161H51ZM142 162H143V164H145V165L148 163V161H147V163H144V161H142ZM204 162H203V163H204ZM213 162H214V161H213ZM2 163H3V165H4V164L6 165V158L4 159V161H3ZM9 163H11V162H9ZM13 163H15V162H13ZM52 163H53V162H52ZM60 163H61V162H60ZM139 163L141 164L140 161H139ZM166 163H165V165H166V168H167V165H169V164H166ZM170 163H171V162H170ZM214 163H215V162H214ZM20 164H21V163H20ZM26 164H25V165H26ZM31 164H32V163H31ZM53 164H54V163H53ZM56 164H57V163H56ZM89 164H90V163H89ZM137 164H138V163H137ZM155 164H154V166H151V167H150V166H149V163H148L147 165L149 166V170H150L152 167H153V170H154V169H155V168H154V167H155ZM162 164H163V162H162ZM162 164H161V165H162ZM172 164H178V167H179V163H177V161H176V163H175L174 161H172ZM172 164H170L169 166H171ZM206 164H207V162H206ZM218 164H219V163H218ZM5 165H4L3 167H5ZM29 165H30V164H29ZM54 165H55V164H54ZM54 165H53V166H54ZM65 165H66V164H65ZM101 165H102V163H101ZM145 165H144V166H145ZM151 165H152V164H151ZM212 165H211V168H210V169H212V167H213ZM220 165H221V164H220ZM13 166H14V165H13ZM18 166H19V165H18ZM33 166L35 167V165H33ZM36 166H37V165H36ZM55 166H56V165H55ZM144 166H142V168H144L145 170H143L142 168L139 169L140 171L142 170L143 173H144V171H145V172L147 171V170H146V167H144ZM148 166H147V167H148ZM163 166H164V164H163ZM172 166H175V165H172ZM176 166H177V165H176ZM7 167H8V166H7ZM21 167H22V166H21ZM30 167H31V165L28 166V168H30ZM74 167H75V166H74ZM229 167H231V166H229ZM0 168H1V167H0ZM9 168H10V167H9ZM32 168H33V167H31V169H32ZM66 168H67V167H66ZM86 168H87V166H86ZM95 168H96V167H95ZM160 168H162V167H160ZM169 168H170V167H169ZM171 168H172V167H171ZM173 168H174V167H173ZM173 168H172V169H173ZM188 168H189V169H188ZM233 168H234V167H233ZM1 169H2V168H1ZM3 169H4V168H3ZM10 169H11V168H10ZM10 169H9V170H10ZM20 169H21V168H20ZM20 169H19V170H20ZM23 169H25V168H23ZM31 169H26V170H31ZM45 169H46V168H45ZM67 169H68V168H67ZM79 169H80V168H79ZM92 169H94V168H92ZM133 169H134V168H133ZM135 169H137V168H135ZM164 169H165V168H164ZM172 169H171L172 172H174V170L176 169L175 172L177 173V167H175L174 170H172ZM181 169H182V168H181V165H180V170H179V168H178V172L181 171ZM229 169H230V168H229ZM229 169H228V170H229ZM231 169H232V168H231ZM33 170H35V168L32 169V172H29V173H33V172H34ZM119 170H120V169H119ZM128 170H129V169H128ZM157 170H161V169H158V168H157ZM186 170H185V172H186ZM191 170H192V169H190V171H191ZM213 170H212V172H214ZM262 170H263V169H262ZM262 170H261V171H262ZM23 171H25V170H23ZM38 171L41 172L40 170H38ZM43 171H44V170H43ZM66 171H68V170H66ZM81 171H82V170H81ZM90 171H91V170H90ZM136 171L138 172V170H136ZM142 171H141V173H142ZM161 171H162V173H163V170H161ZM161 171H160V173H159V172H158V173L162 175ZM164 171H166V169H165ZM167 171H168V170H167ZM190 171H187V172H190ZM226 171H227V170H225V172H226ZM253 171H254V170H253ZM7 172H8V170L6 171V173H7ZM69 172H70V171H69ZM77 172H80V171L77 170ZM77 172H74V173L71 172L69 175H71V176H72V175H75V176H76V175H78ZM97 172H98V171H97ZM147 172H148V171H147ZM152 172L154 173L155 170H154V171L151 170L150 173L148 172V173L150 174V176H152V174H153ZM168 172H170V171H168ZM192 172H193V171H192ZM194 172H193V174H194ZM221 172H222V170H221ZM3 173H4V172H3ZM9 173H10V172H9ZM13 173H15V172L12 171V174H13ZM50 173H51V172H50ZM151 173H152V174H151ZM155 173H156L157 176H159V175L157 174V171H156ZM170 173H171V172H170ZM170 173H169V174H170ZM176 173H175V174H176ZM180 173H181V174H180ZM223 173H224V170H223ZM223 173H221V174H223ZM263 173H264V170H263ZM93 174H94V173H93ZM172 174H173V173H172ZM185 174H186V173H184V175H185ZM188 174H189V173H188ZM190 174H191V172H190ZM190 174H189V175H190ZM259 174L261 175L262 172L259 173ZM13 175H14V174H13ZM28 175H29V174H28ZM28 175H27V176H28ZM37 175H38V174H37ZM45 175H46V174H45ZM51 175H52V174H51ZM56 175H57V174H56ZM56 175H55V176H56ZM82 175H83V174H82ZM127 175H128V174H127ZM136 175H137L138 177H141V178H142V175L144 176V174H141V176H139L138 174H136ZM136 175H134L135 177H134V176H131L130 178H127V179H130L131 181H133V180H136V181H137ZM145 175H146V173H145ZM164 175H167V174L165 173ZM177 175H178V174H177ZM179 175H181V176L183 177V178L181 177L182 179H179V180H184V179L187 177V175H186V177L184 178L182 172H179ZM189 175H188L187 178H190V177L192 176V175H191V176H189ZM262 175H263V174H262ZM262 175H261V176H262ZM8 176H9V175H8ZM14 176H15V177H14ZM14 176H13L14 178H12L11 180H10V178H9V180L12 182V183H11V182L9 181V183L12 184L11 186H17V187H21V186H22V187H23V185H25V178H24V175L19 174L18 171H17L16 175H14ZM35 176H36V175H35ZM48 176H49V175H48ZM63 176H64V175H63ZM146 176H147V175H146ZM150 176H147V177H150ZM153 176H155V175H153ZM162 176H163V175H162ZM171 176H173V175H171ZM25 177H26V176H25ZM42 177L44 178V176H42ZM58 177H59V176H58ZM72 177H73V179H77L76 177L74 178V176H72ZM88 177H89V176H88ZM103 177H104V176H103ZM120 177L122 178V176H120ZM144 177H145V176H144ZM175 177H176L177 179L180 178V177H177V176H175ZM258 177H259V176H258ZM7 178H8V177H7ZM34 178H35V177H34ZM54 178L57 180L56 177H54ZM54 178H53V179H54ZM59 178H60V177H59ZM59 178H58V179H59ZM145 178H146V177H145ZM152 178H153V177H152ZM171 178L174 179L173 177H171ZM171 178L169 179V176H168V179L170 180V182H172ZM213 178H214V179H213ZM261 178H264V176L261 177ZM32 179H33V178H32ZM36 179H37V178H36ZM45 179H47V177H46ZM50 179H51V178H50ZM60 179H61V178H60ZM63 179H65V178H63ZM67 179H68V178H67ZM104 179H105V178H104ZM104 179H101V180L103 181ZM142 179H143V178H142ZM146 179H149V178H146ZM146 179H143V180L145 181ZM155 179H158V177H157V178L155 177ZM155 179H153V180H155ZM160 179H161V176H160ZM162 179H163V178H162ZM165 179H167V178L164 177V181H165V183H166V180H165ZM190 179H191V178H190ZM227 179H228V178H227ZM253 179H254V178H253ZM253 179H252V180H253ZM28 180H29V179H28ZM40 180H41V179H38V180H36L35 182L33 181V182H34V183H33V187H34V188H33L32 192H33L34 189H36L38 186L40 187V186H42L43 184L45 185L44 182H43V183H40V185H39L38 182H40ZM65 180H66V179H65ZM101 180H100L99 178H97L96 176H90V178H88V181H86V182L84 181L85 184H86V186L84 185V186H85L84 191H85V192L87 191L89 194H92V193H94L95 191L97 192V191L99 190L98 187L100 186V185L98 186V184L100 183L99 181H101ZM107 180H108V179H107ZM174 180H175V179H174ZM225 180H226V179H225ZM261 180H262V179H261ZM30 181H31V179H30ZM30 181H29V182H30ZM50 181H51V180H50ZM60 181H61V180H59L57 183H59ZM78 181H79V180H78ZM82 181H83V180H82ZM131 181H130V182H131ZM140 181H141V180H140ZM162 181H163V180H161V182H162ZM164 181H163V182H164ZM184 181H186V180H184ZM184 181H183V182H184ZM206 181H207V183H206ZM208 181H210L211 183H208ZM249 181H251V180H249ZM262 181H263V180H262ZM41 182H42V180H41ZM46 182H47V181H46ZM52 182H53V181H52ZM61 182H62V184L60 183L61 186L64 185V184H63L64 182H63V181H61ZM65 182H66V181H65ZM98 182H99V183H98ZM142 182H143V181H142ZM146 182H147V180H146ZM158 182H159V181H158ZM158 182H156V183H158ZM170 182L168 181V183H170ZM192 182H193V180H192ZM198 182H199V183H198ZM226 182H227V181H226ZM255 182H256V181H255ZM257 182L259 183L258 180H257ZM260 182H261V181H260ZM48 183H49V182H48ZM48 183H47V184H48ZM57 183H54V184H56L54 187H57V185H58ZM78 183H79V182H78ZM132 183H134V181H133ZM137 183H138V182H137ZM139 183H140V182H139ZM144 183H145V182H144ZM147 183H148V182H147ZM165 183H164V184H165ZM251 183H252V182H251ZM261 183H262V182H261ZM30 184H31V183H30ZM41 184H42V185H41ZM47 184H46V185H47ZM52 184H53V183H52ZM65 184H66V183H65ZM134 184H135V183H134ZM145 184H146V183H145ZM150 184H151V183H150ZM160 184H161V183H160ZM171 184H172V183H171ZM208 184H209L210 186H209ZM228 184H229V180H228L227 185H228ZM28 185H29V183H28ZM44 185H43V186H44ZM128 185H129V184H128ZM139 185H141V183H140ZM157 185H159V184H157ZM166 185H167V183H166ZM166 185H163V187L166 186ZM168 185H169V184H168ZM168 185H167V186H168ZM175 185H174V183H173L172 186H175ZM217 185H218V186L221 185V187L224 188V189L226 190V191H225V194H226V193L228 194V195H226L228 198H225L226 196H224V194H223V193H224V190H222L223 193H222V192L220 193L219 191L216 193V194H219V195H220V194H223L224 197L220 195V197L223 198L222 200L220 199V197H218V199H220V200H216V199H214L215 197H212V195H213L212 192H213V190L215 189L214 187L217 188V187H218ZM227 185H225V186H227ZM229 185H230V184H229ZM30 186L32 187V185H30ZM51 186H52V185H51ZM59 186H60V185H59ZM77 186H78V185H77ZM84 186H83V187H84ZM143 186H144V185H143V183H142V186H140V187H143ZM150 186H151V185H150ZM160 186H161V188H162L163 191L169 190V189H165V190H164V188H166L167 186L163 188V187H162V184L159 185V186H157V188L159 187L160 190H161ZM250 186H251V185H250ZM7 187H8V184H7ZM26 187H27V186H26ZM26 187H25V188H26ZM64 187H65V186H62V187H60V188L57 187V189L54 188V189H56V190H54V191L58 192V193H56V192H55V193H56V194H61V195H62V193H65L67 196H72L73 198H75L74 200H76L77 198H81V197H82V194H83V192H84V191H79V190H78L79 188H78L77 190H75L76 186H73L74 190H71V189H73V188H72V187H67V185H66L65 188H64ZM80 187H81V186H80ZM131 187H132V185H131ZM140 187H138V190H137V191L135 190V191H136L135 194L137 195V197L140 195V194H139V195L137 194L138 191H140V189H139ZM152 187L155 188L156 186L154 187V184H153ZM170 187H171V185H170ZM175 187H176V186H175ZM192 187H194V188L192 189ZM262 187H263V186H262ZM0 188H1V187H0ZM14 188H15V187H14ZM40 188H41V187H40ZM46 188H48V187H46ZM49 188H50V187H49ZM51 188H53V186H52ZM62 188H64V189H62ZM105 188H106V187H105ZM128 188H129V187H128ZM144 188H145V189H144L145 191H142L143 194L141 193L143 196H144V192H146V189L148 190V187H147V188L144 187ZM149 188H150V187H149ZM157 188H156V189H157ZM171 188H173V187H171ZM247 188H248V187H247ZM249 188H250V187H249ZM12 189H13V188H12ZM15 189H16V188H15ZM15 189H14V191H15ZM17 189H18V188H17ZM41 189H42V188H41ZM44 189H45V187L43 188L42 191H44V193H45V191H47L48 189H45V190H44ZM85 189H86V190H85ZM106 189H107V188H106ZM106 189H105V192H106ZM156 189H154V190H156ZM195 189H196V188H195ZM197 189H196V191H197ZM219 189H220V191H221V188H220V187H219ZM219 189H217V190H219ZM38 190H39V188H38ZM49 190H50V189H49ZM49 190H48V191H49ZM126 190H128V189H126ZM130 190L132 191V189H130ZM141 190H142V189H141ZM149 190H152V191H153L152 188L149 189ZM243 190H245V192H247V189H243ZM243 190L241 189V191H243ZM248 190H249V189H248ZM9 191H10V190H9ZM16 191H17V190H16ZM42 191H40V193L38 194V196H37V193H36V195L34 194L35 197L37 196L39 202H40V200H39L40 197H39V196L44 195V193H43ZM102 191H103V190H102ZM107 191H108V189H107ZM111 191H112V190H111ZM120 191H121V190H120ZM131 191H130V192H131ZM163 191H161V192H163ZM171 191H173V190L171 189ZM174 191H175V188H174ZM200 191H201V192H200ZM215 191H216V189H215ZM238 191L241 192L240 190H238ZM263 191H264V190H263ZM4 192H5V191H4ZM34 192H35V191H34ZM41 192H42L43 194H42ZM52 192H53V189H51V191H50L49 193L51 194ZM103 192H104V191H103ZM108 192H109V191H108ZM149 192H150V191H149ZM153 192H154V191H153ZM161 192H160V193H161ZM168 192H170V191H168ZM176 192H177V190H176ZM239 192H238V194H240ZM248 192H250V191H248ZM248 192H247V193H248ZM14 193H16V192H14ZM101 193H102V192H101ZM101 193H100V194H101ZM118 193H119V192H118ZM120 193H123V191L120 192ZM126 193H129V190H128ZM126 193L124 192V195H125ZM132 193H133V192H132ZM139 193H140V192H139ZM154 193H155V192H154ZM157 193H159V192H157ZM157 193H156V194H157ZM165 193H166V192H164V194H165ZM173 193H174V192H173ZM178 193H176V194H178ZM1 194H2V192H1ZM1 194H0V195H1ZM31 194H33V193H31ZM31 194H30V195H31ZM46 194H48V192H46ZM52 194H53V193H52ZM52 194H51V195H52ZM108 194H109V193H108ZM112 194H113V193H112ZM115 194H116V192H115ZM129 194H130V193H129ZM129 194H126V195H128V196H127L128 198H129V197L132 198V197H133L132 195H134V194H132V195H131V194L129 195ZM146 194H147V198H148V197L150 198L151 195L149 196V194H152V193H149V194H148V191H147ZM168 194H170V193H168ZM168 194H167V195H168ZM185 194H184V196H185ZM208 194H209V195H208ZM210 194H211V198H212V200H210L211 198H210V199H209V198H207V199H206V198H203V199H202L203 201L201 202V198H202V197H204V196H206V195H208V197H209ZM216 194H215V195H216ZM234 194L236 195V192H235ZM238 194H237L236 196H238ZM241 194H242V193H241ZM241 194H240V197H241ZM255 194H256V193H255ZM257 194H258V193H257ZM9 195H10V194H9ZM54 195H55V194H54ZM94 195H95V194H94ZM94 195H93V196H94ZM97 195H99V194H97ZM102 195H103V194H102ZM109 195H110V194H109ZM116 195H117V194H116ZM154 195H155V194L152 195V198L154 197ZM157 195H159V194H157ZM171 195H172V192H171ZM173 195H174V194H173ZM178 195H179V194H178ZM200 195H202V197H201ZM203 195H204V196H203ZM261 195H262V194H261ZM261 195H260V196H261ZM2 196H3V195H2ZM7 196H8V195H7ZM14 196H15V194H14ZM14 196H13V197H14ZM55 196H56V195H55ZM55 196H54V197H55ZM58 196H59V195H58ZM64 196H65V195H64ZM67 196H66V197H67ZM93 196H92V197H93ZM95 196H96V195H95ZM95 196H94V197H95ZM114 196H115V195H114ZM118 196H120V195L118 194ZM121 196H122V194H121ZM145 196H146V195H145ZM145 196H144V197H145ZM155 196H156V195H155ZM165 196H166V195H165ZM179 196H180V198L182 199V197H181L182 195H179ZM216 196H217V195H216ZM247 196H248V195H247ZM254 196H255V195H254ZM254 196H253V197H254ZM260 196H259V197H260ZM262 196H263V195H262ZM262 196H261V197H262ZM15 197H16V196H15ZM17 197L19 198V195H18V194H17ZM31 197H32V196H31ZM42 197H43V196H41V198H42ZM45 197H46V196H45ZM47 197H48V195H47ZM52 197H53V196H52ZM61 197H62V196H61ZM61 197H60V198H61ZM85 197H86V196H85ZM101 197H102V196H101ZM107 197H108V195H107ZM123 197H125V196H123ZM127 197H125V198H127ZM134 197H135V196H134ZM134 197H133V198H134ZM159 197H162V196H159ZM159 197H158V199H159ZM170 197H171V196H170ZM173 197H174V196H173ZM230 197H231L232 199H231ZM255 197H258V196L256 195ZM261 197H260V198H261ZM3 198H4V197H3ZM3 198H2V199H3ZM120 198H121V197H120ZM138 198H139V197H138ZM154 198H155V197H154ZM262 198H263V197H262ZM8 199H9V198H8ZM12 199H13V198H12ZM14 199L16 200V198H14ZM14 199H13V203H14ZM32 199H33V198H32ZM35 199H36V198H35ZM42 199H43V198H42ZM51 199H52V198H51ZM54 199H55V198H54ZM68 199H71V198H68ZM94 199H96V198H94ZM139 199H140V198H139ZM141 199H144V198L141 197ZM162 199L165 200V198H162ZM177 199H178V198H176V200H177ZM204 199H205V200H204ZM213 199H214V200H213ZM244 199H242L241 201H243ZM254 199H255V198H254ZM258 199H259V198H258ZM5 200H6V199H5ZM26 200H27V199H26ZM29 200H30V199H29ZM29 200H27V202H30ZM59 200H60V199H59ZM92 200H93V198H92ZM116 200H117V199H116ZM122 200H123V199H122ZM132 200H133V199H132ZM132 200H130V201H132ZM135 200H136V197H135ZM137 200H138V199H137ZM144 200H147V199H144ZM149 200H151V199H149ZM153 200H157V199H153ZM179 200H180V199H179ZM185 200H187V199L185 198ZM215 200H216V201H215ZM255 200H257V199H255ZM259 200H260V199H259ZM1 201H2V200H1ZM9 201L12 202V200H9ZM17 201H18V199H17ZM24 201H25V200H24ZM24 201H23V202H24ZM50 201H52V200H50ZM76 201H77V200H76ZM78 201H79V200H78ZM88 201H89V200H88ZM95 201H96V200H95ZM124 201H125V200H124ZM130 201H129V202H130ZM147 201H148V200H147ZM157 201H159V200H157ZM241 201H240V202H241ZM36 202H37V200H36ZM36 202L34 201V203H36ZM39 202H38V203H39ZM47 202H48V200H47ZM68 202H69V201H68ZM97 202H98V201H97ZM100 202H101V201H100ZM117 202H118V201H117ZM127 202H128V201H127ZM129 202H128V203H129ZM133 202H134V201H132L131 203L133 204ZM143 202H145V203H146V206H147V202H146V201H143ZM148 202H149V201H148ZM154 202H156V201H154ZM190 202H191V201H190ZM190 202H189V206L187 205V206H188V209H189L190 205H192V206L194 205V204H190ZM198 202H197V203L195 202V203L198 205ZM204 202H206L207 204L204 203ZM258 202H259V201H258ZM261 202H262V201H261ZM263 202H264V201H263ZM5 203H6V201H5ZM13 203H12V204H13ZM30 203H31V202H30ZM30 203H28L27 206H28ZM40 203H42V200H41ZM40 203H39V204H40ZM48 203H50V202H48ZM53 203H54V202H53ZM63 203H64V202H62V204H63ZM98 203H99V202H98ZM115 203H116V202H115ZM119 203H120V202H119ZM139 203H140V202H139ZM156 203H158V202H156ZM156 203H155V204H156ZM163 203H164V201H163ZM172 203H173V202H172ZM176 203H177V202H176ZM191 203H192V202H191ZM252 203H254V201H253ZM256 203H257V202H256ZM256 203H254V204H256ZM14 204H15V203H14ZM25 204H26V202L24 203V205H25ZM39 204H38L37 206H39ZM42 204H44V202H43ZM42 204H41V205H42ZM66 204L68 205V203H66V201H65V206L67 207ZM74 204H75V203H74ZM103 204H104V203H103ZM107 204H108V203H107ZM107 204H106V205H107ZM143 204H144V203H143ZM148 204H149V203H148ZM150 204H152V202H151ZM150 204H149V206H150ZM153 204H154V203H153ZM155 204L152 205L153 208H154V206H156ZM210 204H211V205H210ZM212 204H213V205H212ZM257 204H258V203H257ZM3 205H4V204H3ZM6 205H7V204H6ZM9 205H10V204H9ZM22 205H23V203H22ZM22 205H21V206H22ZM31 205H32V203H31ZM31 205H30V206H31ZM45 205H46V204H45ZM53 205H54V204H53ZM55 205L58 206L57 204H55ZM84 205H86V204H84ZM118 205H119V204H118ZM120 205H121V203H120ZM120 205H119V206H120ZM133 205H134V204H133ZM133 205H132V207H133ZM197 205H194V206H196L197 208H199L200 206H197ZM209 205H210V206H209ZM242 205H243V206H242ZM260 205H262V204H260ZM4 206H5V205H4ZM14 206H15V205H14ZM25 206H26V205H25ZM25 206H23L24 209H25V208L27 209V207H25ZM30 206H29V207H30ZM59 206H60V205H59ZM59 206H58V207H59ZM70 206H71V205H70ZM102 206H103V205H102ZM126 206L129 207V204L126 205ZM149 206H148V207H149ZM158 206H159V205H158ZM253 206L255 207V205H253ZM263 206H264V204H263ZM7 207H8V206H7ZM10 207H12V206H10ZM16 207H17V206H16ZM34 207L37 208L35 212L32 211L33 209H31V208H34ZM43 207H44V205H43ZM46 207H47V205H46ZM46 207H45V208H46ZM74 207H76V204L73 206V208H74ZM107 207H109V206H107ZM120 207H122V206H120ZM137 207H139V206H137ZM144 207H145V206H144ZM148 207H146V208H148ZM178 207H179V206H178ZM217 207H218V208H217ZM241 207H243V208L245 207L246 210L248 211V213H249V212L251 211V209H252V210H253L252 214H249V215L246 214V212L243 211V209H242ZM3 208H4V207H3ZM13 208H14V207H13ZM13 208H12V209H13ZM18 208H19V207H18ZM45 208H43V209H45ZM60 208H61V207H60ZM122 208H125V207H122ZM130 208H131V207H130ZM134 208H136L135 205H134ZM142 208H143V206H142ZM146 208H145V209H146ZM151 208H152V207H151ZM158 208H159V207H158ZM161 208H162V207H161ZM169 208H170V207H169ZM193 208H194V207H193ZM211 208H210V209H211ZM245 208H244V209H245ZM0 209H1V208H0ZM10 209H11V208H10ZM12 209H11V210H12ZM16 209H17V208H16ZM30 209H31L30 212H33V213H37V212H38V211H37V210H38V207H36V205H35V206H31ZM30 209H29V210H30ZM43 209H42V210H43ZM48 209H50L49 206H48ZM53 209H54V208H53ZM56 209H57V207H56ZM58 209H59V208H58ZM62 209H63V207H62ZM67 209H68V207H67ZM67 209H63V211H64V210H67ZM109 209H110V208H109ZM111 209H112V208H111ZM137 209H139V208H137ZM171 209H172V208H171ZM1 210L3 211V209H1ZM14 210H15V208H14ZM17 210H18V209H17ZM17 210H16V211H17ZM20 210H21V209H20ZM34 210H35V209H34ZM51 210H52V209H51ZM51 210H50V211H51ZM54 210H55V209H54ZM72 210H73V209H72ZM76 210H77V209H76ZM76 210H75V211H76ZM118 210H119V209H118ZM122 210H123V209H122ZM124 210H126V209H124ZM130 210H131V209H129L128 211H130ZM135 210H136V209H135ZM139 210H140V209H139ZM149 210H150V209H147V211H149ZM154 210H155V209H153V211H154ZM159 210H160V209H159ZM219 210H220V212H219ZM255 210H257V211L254 212ZM27 211H28V209H27ZM27 211H25V210L23 211L25 215H27V214L25 213V212H27ZM56 211H57V210H56ZM67 211H68V210H67ZM90 211H91V210H90ZM108 211H109V210H108ZM131 211H133V210H131ZM136 211H138V210H136ZM145 211H146V210H145ZM147 211H146V212H147ZM150 211H152V210H150ZM173 211H174V210H173ZM173 211H172V212H173ZM183 211H184V210H183ZM185 211H186V209H185ZM191 211H192V210H191ZM193 211H194V209H193ZM197 211H198V210H197ZM13 212H15V211H13ZM17 212H18V211H17ZM23 212H21V215H22ZM41 212H42V211H41ZM44 212H47V211L44 210L42 213H44ZM48 212H49V211H48ZM68 212H69V211H68ZM85 212H86V211H85ZM103 212H104V211H103ZM115 212H116V211H115ZM124 212H125V211H124ZM154 212H155V211H154ZM181 212H182V211H181ZM200 212H201V211H200ZM208 212H209V214H208ZM214 212H216V213H214ZM4 213H5V211H4ZM11 213H12V211H11ZM42 213H39V212L37 213L38 215L41 216V217L39 216L40 218H43L42 216H44V215H42ZM61 213H62V211H57V212H53V213H52L53 215H52L51 213H50V214H51L52 217H53L54 215H58V216H59ZM75 213H76V212H75ZM101 213H102V211H101ZM142 213H144V212H142ZM147 213H148V212H147ZM149 213H152V212H149ZM157 213H159V211H158ZM177 213H178V212H177ZM177 213H175L174 217L176 216ZM179 213H180V211H179ZM179 213H178V214H179ZM184 213H185V212H184ZM206 213H207V214H206ZM250 213H251V212H250ZM254 213H255V214H254ZM1 214H2V213H1ZM9 214H10V213H9ZM24 214H23V216H25ZM30 214H31V213H30ZM37 214H34L35 216H34L33 218H36V215H37ZM44 214H45V213H44ZM46 214H47V213H46ZM46 214H45L44 217H46ZM64 214H66V213H64ZM64 214H63V217L65 216ZM68 214H69V213H68ZM70 214H71V211H70ZM96 214H97V213H96ZM102 214H105V213H102ZM127 214H128V212H127ZM130 214H131V213H130ZM130 214H129V215H130ZM135 214H136V213H135ZM154 214H155V213H154ZM160 214H161V215H160ZM162 214H163V213H159L160 217L162 216ZM164 214H165V213H164ZM164 214H163V215H164ZM170 214H172V213H170ZM170 214H169V215H170ZM173 214H174V212H173ZM178 214H177V215H178ZM187 214H188V213H187ZM189 214H190V212H189ZM192 214H193V212H192ZM197 214H199V213L197 212ZM244 214H246V216L248 217V219H247L246 221H244V219H245V218H244V216H245ZM14 215L16 216V214H14ZM18 215H19V214H18ZM18 215H17V216H18ZM71 215H72V214H71ZM147 215H148V214H147ZM152 215H153V214H151V217H150L151 219H152ZM184 215H185V214H184ZM203 215H202V216H203ZM251 215L253 216V218H252ZM15 216H14V217H15ZM17 216H16V217H17ZM31 216H32V215H31ZM47 216H49V215L47 214ZM61 216H62V214H61ZM61 216H59V218H61ZM67 216H68V215H67ZM77 216H79V215H77ZM97 216H98V215H97ZM99 216H101V215L99 214ZM123 216H124V215H123ZM130 216H132V215H130ZM139 216H140V215H139ZM143 216H144V214H143ZM143 216H142V217H143ZM154 216H155V218H156V214L153 215V217H154ZM171 216H172V215H171ZM171 216H169V218H170ZM180 216H181V214H180ZM188 216H189V215H188ZM188 216H187V217H188ZM190 216H191V215H190ZM199 216H201V215L199 214ZM254 216H255V217H254ZM1 217H2V216H1ZM1 217H0V219L2 220ZM10 217H11V216H10ZM19 217H20V215H19ZM26 217L28 218V215H27ZM29 217H30V216H29ZM52 217H50V218H52ZM63 217H62V219H63ZM69 217H70V216H69ZM72 217H73V216H72ZM87 217H88V216H87ZM110 217H111V216H110ZM144 217H145V216H144ZM164 217L166 218V214H165ZM176 217H177V216H176ZM4 218L6 219V217H4ZM4 218H3V219H4ZM7 218H9V217L7 216ZM21 218L23 219L24 217H21ZM31 218H32V217H30V220L33 221L34 219H31ZM40 218H39V219H40ZM59 218H57V219H59ZM94 218H95V216H94ZM96 218H97V217H96ZM96 218H95V219H96ZM105 218H106V217H105ZM114 218H115V217H114ZM128 218H130V217H128ZM137 218H138V217H137ZM146 218H147V217H146ZM158 218H159V217H158ZM162 218H163V216H162L160 219L162 220ZM167 218H168V215H167ZM167 218H166V220L163 218V219L166 221V223H167V220L169 221V218H168V219H167ZM171 218H172V217H171ZM178 218H179V215H178ZM178 218H177V219H178ZM213 218H214V217H213ZM215 218H216V216H215ZM215 218H214V219H215ZM257 218H259L258 215H257ZM19 219H20V218H19ZM37 219H38V217H37ZM39 219H38L37 221H39ZM53 219H54V218H53ZM53 219H51V220H53ZM73 219H74V218H73ZM75 219H76V218H75ZM79 219H80V218H79ZM87 219H88V218H87ZM90 219H91V218H90ZM102 219H103V218H102ZM117 219H118V218H117ZM139 219H140V217H139ZM139 219H138V220H139ZM141 219H142V220H141ZM141 219H140V223H141V221H143V219L145 220V218H141ZM151 219H150V220H151ZM183 219H184V218L181 217V219H179V220H177V221L181 222V220H183ZM192 219H193V217H192ZM196 219H197V220H196ZM204 219L206 220V222H205ZM259 219H260V220H258V221L261 222V219H262V218L260 217ZM6 220H8V219H6ZM15 220H17V218H15ZM35 220H36V219H35ZM46 220H47V219H46ZM48 220H49V219H48ZM63 220H64V219H63ZM85 220H86V219H85ZM103 220H104V219H103ZM130 220H131V218H130ZM130 220L128 219V224H129ZM134 220H136V219H134ZM146 220H147V219H146ZM155 220H158V219L156 218ZM161 220H160V221H161ZM164 220H163V221H164ZM170 220H171V221H172V220L174 221L173 218L170 219ZM185 220H186V217H185L184 221H185ZM187 220H188V219H187ZM189 220H190V219H189ZM215 220H216V219H215ZM2 221H4V220H2ZM9 221H10V220H9ZM9 221H5L4 223H6V222H7L6 224L10 223L8 226L13 227V226H11V222H9ZM13 221H14V219H13ZM17 221H18V220H17ZM17 221H16V222H17ZM20 221H21V220H20ZM28 221H29V219H28ZM32 221H31V222H32ZM40 221H41V220H40ZM66 221H67V220H66ZM68 221H69V219H68ZM70 221H71V219H70ZM100 221H102V220H100ZM104 221H105V220H104ZM165 221H164V222H165ZM171 221H170V222H171ZM177 221H176V222H177ZM184 221H182L180 224H182ZM190 221L192 222V223L190 222V224H194L192 220H190ZM213 221H214V220H213ZM242 221H244V223H243ZM253 221H254V220H253ZM18 222H19V221H18ZM22 222H23V221H22ZM22 222H21V223H22ZM31 222H30V223H31ZM71 222H72V221H71ZM87 222H88V221H87ZM113 222H114V221H113ZM118 222H119V221H118ZM121 222H123V221H121ZM121 222H120V224H121ZM132 222H133V221H132ZM145 222H147V221H145ZM157 222L159 223V220H158ZM164 222H163V223H164ZM12 223H14V222H12ZM33 223H34V222H33ZM51 223L53 224V222H51ZM61 223H62V222H61ZM68 223H69V222H68ZM89 223H90V222H89ZM100 223H101V222H100ZM115 223H116V222H115ZM123 223H125V222H123ZM126 223H127V222H126ZM126 223H125V224H126ZM142 223H143V222H142ZM158 223L155 222V224H157V225L160 226L161 224H158ZM160 223H161V222H160ZM185 223H186V224H187V223L189 224V221H188V222H184V225H186ZM219 223H218V224H219ZM226 223H227V224H226ZM251 223H252V222H251ZM254 223H255V222H254ZM256 223L258 224L257 221H256ZM261 223L264 224V221L261 222ZM261 223L259 224L260 226L262 225ZM6 224H5V226H6ZM18 224H19V223H18ZM18 224H16V225H18ZM35 224H40V223H36V222H35ZM35 224H33L34 227H35ZM56 224H57V221H56ZM62 224H63V223H62ZM108 224H109V223H108ZM113 224H114V223H113ZM116 224H117V223H116ZM116 224H115V225H116ZM132 224H133V223H132ZM137 224H138V223H136V225H137ZM146 224H147V223H145V225H146ZM151 224H152V223H151ZM155 224H154V225H155ZM174 224H175L174 226L172 225L173 228L176 226V223H175V222H174ZM190 224H189L188 226H186V227H188L187 229H190V227H191L190 230H192V226H190ZM218 224H217V225H218ZM252 224H253V223H252ZM257 224H256V225H257ZM0 225L2 226L3 224L0 223ZM12 225H13V224H12ZM16 225H14V226H16ZM19 225H21V224H19ZM23 225H24V224H23ZM26 225H27V224H26ZM69 225H70V223H69ZM69 225H67V227H68ZM80 225H81V224H80ZM129 225H130V224H129ZM139 225H140V224H139ZM166 225H167V224H166ZM166 225H163V226H166ZM177 225H178V224H177ZM226 225H228V226H226ZM233 225H234L235 229H233ZM256 225H254V226H256ZM21 226H22V225H21ZM21 226L18 227V228H21V229H22V231H20V233H22V232L25 230V229L23 230V226H22V227H21ZM48 226H50V224H49ZM91 226H92V225H91ZM161 226H162V225H161ZM168 226H170V225H168ZM172 226H170V227H172ZM182 226H183V225H182ZM182 226H181V227L178 226V228H174V229H177V230H178L179 228H181L180 230H178V232L180 233V236H181V233H182L181 230L183 229V233H184V230H185V227L182 228ZM189 226H190V227H189ZM215 226H216V225H215ZM222 226H223V227H222ZM251 226H252V225H251ZM262 226H263V225H262ZM262 226H261V227H262ZM3 227H4V226H3ZM16 227H17V226H16ZM24 227H25V226H24ZM37 227H38V226H37ZM41 227H42V226H41ZM43 227H44V226H43ZM43 227H42V228H43ZM55 227H57V226L55 225ZM59 227H60V226H59ZM59 227H58V228H59ZM62 227H63V225H62ZM73 227H74V226H73ZM87 227H88V226H87ZM89 227H90V226H89ZM112 227H113V226H112ZM149 227H150V226H149ZM149 227H148V229H150ZM170 227H169V228H170ZM176 227H177V226H176ZM202 227H203V226H202ZM261 227H260V228H261ZM13 228H14V227H13ZM13 228H11V229H13ZM18 228H16V229L18 230ZM49 228H50V227H49ZM53 228H54V227H53ZM93 228H94V226H93ZM93 228H92V229H93ZM108 228H109V227H108ZM130 228H131V227H130ZM133 228H134V227H133ZM135 228H136V227H135ZM141 228H143L142 225H141ZM145 228H146V227H145ZM145 228H144V229H145ZM164 228H166V227H164ZM167 228H168V227H167ZM208 228H209L210 230H209ZM222 228H223V229H222ZM250 228H253V226L250 227ZM5 229H6V228H5ZM7 229H9V227H7ZM28 229H29V228H28ZM32 229H33V227H32ZM50 229H51V228H50ZM55 229H56V228H55ZM59 229H60V228H59ZM63 229H64V228H63ZM65 229H66V228H65ZM90 229H91V228H90ZM92 229H91V230H92ZM109 229H110V228H109ZM138 229H139V228H137V230H138ZM146 229H147V228H146ZM160 229H162V228H159V230H160ZM174 229H172V230H173L174 232H176L177 230H174ZM187 229H186V230H187ZM211 229H212V230H211ZM213 229H214V235H211V234H213V233H211L210 231H213ZM255 229H257V227H256ZM3 230H4V229H3ZM13 230H14V229H13ZM38 230H39V229H38ZM75 230H76V229H75ZM106 230H107V229H106ZM133 230H134V229H133ZM139 230H142V229H139ZM155 230H156V229H155ZM162 230H163V229H162ZM190 230H188V231L192 234L193 231L191 232ZM258 230H260V229H258ZM258 230H256V232H258L257 234H258V235H261V234H259V231H258ZM15 231H16V230H15ZM25 231H26V230H25ZM30 231H31V229H30ZM30 231H29V232H30ZM117 231H119V230H117ZM130 231H131V230H130ZM151 231H152V230H151ZM173 231L171 232L172 234L174 233ZM251 231H253V230L251 229ZM262 231H263V230H262ZM31 232L33 233V231H31ZM31 232H30V233H31ZM45 232H46V231H45ZM50 232H52V231H50ZM55 232H56V231H55ZM58 232H60V231H58ZM110 232H111V231H110ZM124 232H125V231H124ZM159 232L161 233L162 231L160 230ZM164 232H165V231H164ZM164 232H163V233H164ZM169 232H170V230L168 231V233H169ZM178 232H176V234H177ZM206 232H208V233L210 232L211 234L209 233V235H208V234H206ZM15 233H16V232H15ZM18 233H19V232H18ZM18 233H17V234H18ZM30 233H29V234H30ZM32 233H31V234H32ZM36 233H37V232H36ZM41 233H42V231H41ZM53 233H54V232H53ZM67 233H68V232H67ZM77 233H78V232H77ZM115 233H116V232H115ZM115 233H113V234H115ZM117 233H118V232H117ZM117 233H116V235L118 236ZM121 233H122V232H121ZM133 233H134V232H133ZM135 233H136V232H135ZM152 233H153V232H152ZM156 233H157V232H156ZM160 233H159V234H160ZM249 233H250V232H249ZM4 234H5V233H4ZM29 234H27V235H29ZM34 234H35V233H34ZM42 234H43V233H42ZM42 234H40V235H42ZM46 234H47V233H46ZM57 234H58V233H57ZM111 234H112V233H111ZM145 234H146V235H151V233H150V234L145 233ZM166 234H167V233H166ZM184 234H187V231H186V233H184ZM193 234H194V233H193ZM220 234H221V235H220ZM227 234H228V235H227ZM250 234H251V233H250ZM250 234H249V235H250ZM252 234H253V233H252ZM257 234H256V237L258 236ZM20 235H21V234H20ZM20 235H19V236H20ZM24 235H25V236H24ZM27 235L25 234V232L23 233V237H25V239H26V236H27ZM35 235H36V234H35ZM40 235H39V236H40ZM43 235H44V234H43ZM50 235H51V233H50ZM152 235H153V234H152ZM161 235H162V234H161ZM161 235H160V237H161ZM167 235H168V234H167ZM224 235H225V236H224ZM2 236H3V235H2ZM31 236H32V235H31ZM33 236H34V235H33ZM37 236H38V235H37ZM39 236H38V237H39ZM47 236H48V235H47ZM51 236H53V235H51ZM92 236H93V234H92ZM112 236H113V235H112ZM132 236H133V235H132ZM134 236H135V234H134ZM141 236H142V234H141ZM183 236L186 237V235H183ZM183 236H181V237H183ZM198 236H197V237H198ZM206 236H209L210 238L208 239ZM222 236H223V237H222ZM250 236H252V235H250ZM263 236H264V235H263ZM3 237H4V236H3ZM27 237H28V236H27ZM29 237H30V236H29ZM38 237H37V238H38ZM60 237H62V236H60ZM115 237H116V236H115ZM128 237H129V236H128ZM160 237L158 236L159 239H161ZM166 237H167V236H166ZM166 237H165V238H166ZM171 237H173V236H171ZM171 237H170V238H171ZM181 237H180V238L177 237V238H178L177 240H178L179 242H180V241H181V242L183 241V239H182ZM185 237H183V238L185 239ZM191 237H194V238H192V240H191L192 243H193L194 240L199 241V239L195 238L196 236H194V235H190V234H189V240H190ZM252 237H253V236H252ZM254 237H255V235H254ZM254 237H253V239H254ZM258 237H259V236H258ZM258 237H257V238H258ZM0 238H2V237H1V233H0ZM42 238H43V237H42ZM110 238H111V237H110ZM129 238H130V237H129ZM131 238H132V237H131ZM174 238H175V235H174ZM206 238H207V239H206ZM224 238H225V239H224ZM257 238H256V239H257ZM262 238H263V237H262ZM6 239H7V238H6ZM6 239L3 238V239H1V241L4 240V242H7L8 240H6ZM20 239H21V238H20ZM30 239H31V238H30ZM30 239H29V240H30ZM38 239H39V238H38ZM43 239H44V238H43ZM108 239H109V238H108ZM139 239H140V238H139ZM154 239H155V235H154ZM163 239H164V238H163ZM168 239H169V238H168ZM168 239H167L166 241H168L169 243L171 242V243L174 244V242H173L171 239H169V240H168ZM251 239H252V238H251ZM251 239H249V240H251ZM256 239H254V240H256ZM259 239H260V238H259ZM5 240H6V241H5ZM9 240H10V239H9ZM11 240H12V238H11ZM13 240H14V239H13ZM22 240H23V239H22ZM27 240H28V239H27ZM29 240H28V241H29ZM33 240H34V239H33ZM56 240H57V239H56ZM56 240H55V241H56ZM96 240H97V239H96ZM257 240H258V239H257ZM257 240H256V241H257ZM261 240H262V239H260V241H261ZM25 241H26V240H25ZM58 241H59V240H58ZM66 241H68V240H66ZM128 241H129V240H128ZM138 241H139V240H138ZM149 241H152V240H149ZM154 241H155V240H154ZM163 241H164V240H163ZM163 241H162V244H163ZM174 241H175V240H174ZM197 241H196V245L193 243V244H194L193 246H195V247L197 246ZM200 241H199V242H200ZM204 241H205V242H204ZM247 241H248L251 245H255V247H254V246L250 247V244H248ZM258 241H259V240H258ZM258 241H257V242H258ZM4 242H3V243H4ZM18 242H19V241H18ZM22 242H23V241H21L20 243H22ZM30 242H31V240H30ZM33 242H34V241H33ZM39 242L41 243V241H39ZM44 242H45V241H44ZM48 242H50V241H48ZM56 242H57V241H56ZM143 242H144V241H143ZM175 242H176V241H175ZM185 242H187V241H185ZM9 243H10V242H9ZM12 243H14V242H12ZM12 243H11V244H12ZM16 243H17V242H16ZM16 243H15V244H16ZM27 243H28V242H27ZM27 243H26V244H27ZM31 243H32V242H31ZM51 243H52V242H51ZM62 243H63V242H62ZM132 243H133V242H132ZM156 243H157V241H156ZM164 243H165V244H164V247H165V245H168V246H169L168 243H167V244H166V242H164ZM171 243H170V244H171ZM183 243H184V242H183ZM188 243H189V242H188ZM260 243H261V242H260ZM0 244H1V243H0ZM5 244H6V243H5ZM5 244H3V245H5ZM11 244H10V245H11ZM17 244H18V243H17ZM24 244H25V243H24ZM24 244H21V245H24ZM29 244H30V243H29ZM32 244H33L34 247H35V244H36V243H35V244L32 243ZM32 244H30V245H32ZM45 244H46V243H45ZM53 244H54V243H53ZM65 244H66V242H65ZM97 244H98V242L96 243V245H97ZM100 244H101V243H100ZM100 244H98V245H100ZM133 244H134V243H133ZM135 244H136V243H135ZM144 244H145V243H144ZM154 244H155V243H154ZM190 244H191V243H190ZM190 244H189V245H190ZM199 244H200V243H199ZM203 244H202V245H203ZM206 244H207V243H206ZM206 244H205V245H206ZM208 244H209V248L211 249V247H210V246H211L210 243H208ZM226 244H227V243H226ZM228 244H227V245H228ZM262 244H263V243H262ZM1 245H2V244H1ZM1 245H0V246H1ZM10 245H9V246H10ZM27 245H28V244H27ZM33 245H32V246H33ZM36 245H37V244H36ZM40 245H41V244H40ZM46 245H47V244H46ZM57 245H58V244H57ZM158 245H159V244H157V246H158ZM174 245H175V244H174ZM187 245H188V244H187ZM5 246H6V245H5ZM7 246H8V245H7ZM11 246H12V245H11ZM11 246H10V247H11ZM15 246H16V245H15ZM24 246H26V245H24ZM37 246H38V245H37ZM42 246H43V245H42ZM49 246H50V244H49ZM51 246H52V245H51ZM61 246H63V245H61ZM61 246H60V247H61ZM84 246H85V245H84ZM111 246H112V245H111ZM151 246H152V245H151ZM157 246H155V247H157ZM168 246H167V247H168ZM170 246L172 247V245H170ZM170 246H169V247H170ZM176 246L182 247V246H185V245L182 244V246H180V245L178 244V245H176ZM176 246H175V247H176ZM193 246H192V247H193ZM198 246H199V245H198ZM198 246H197L196 248L199 249ZM221 246L224 247V246H225V243H224L223 245L221 244ZM3 247H4V246H3ZM10 247H8V248H10ZM13 247H14V246H13ZM13 247H12L11 249H13ZM18 247H20V246H18ZM27 247H28V246H27ZM30 247H31V246H30ZM124 247H125V246H124ZM126 247H127V246H126ZM147 247H148V245H147ZM152 247H154V246H152ZM155 247H154V248H155ZM162 247H163V246H162ZM164 247H163V248H164ZM169 247H168V248H169ZM171 247L169 248L170 250H172ZM179 247H178V249H180ZM201 247H202V246H201ZM203 247H204V246H203ZM205 247H206V246H205ZM213 247H214V245H213ZM213 247H212V249H213ZM245 247H246V250H245ZM247 247H250V248H252V249L248 248V250H247ZM5 248H6V247H4V252H5ZM8 248H6V249L8 250ZM14 248H15V247H14ZM24 248H25V247H24ZM24 248H22V249L24 250ZM32 248H33V247H32ZM45 248H46V247H45ZM49 248H50V247H49ZM52 248H53V246H52ZM56 248H57V246H56ZM65 248H66V247H65ZM75 248H76V247H75ZM97 248H98V247H97ZM100 248H101V247H100ZM133 248H134V247H133ZM139 248H140V247H139ZM141 248H142V247H141ZM157 248H159V246H158ZM188 248H189V247H188ZM215 248H217V247L215 246ZM220 248H221V247H220ZM220 248H219V249H220ZM17 249L19 250V249H21V248H17ZM17 249H16V252H18ZM29 249H30V248H29ZM33 249H34V248H33ZM33 249H32V250H33ZM35 249H36V248H35ZM39 249H40V247H39ZM103 249H104V248H103ZM125 249H126V248H125ZM131 249H132V248H131ZM137 249H138V248H136V250H137ZM165 249H166V248H165ZM173 249H174V247H173ZM184 249H185V248H184ZM193 249H194V248H193ZM193 249H192V250H193ZM205 249H206V248H205ZM210 249H209V250H210ZM0 250H1V249H0ZM23 250H22V251H23ZM40 250H41V249H40ZM65 250H66V249H65ZM121 250H123V249H121ZM148 250H149V249H148ZM154 250H155V249H154ZM159 250H160V249H159ZM170 250H169V251H170ZM187 250H188V249H187ZM201 250H202V249H201ZM209 250H208V251H209ZM213 250H214V249H213ZM213 250H212V253H211V254L214 255L215 251H214V253H213ZM217 250H218V248L216 249V251H217ZM1 251H2V250H1ZM9 251H10V250H9ZM27 251H28V248H27ZM29 251H30V250H29ZM29 251H28V252H29ZM38 251H39V250H38ZM42 251H43V248H42ZM44 251H45V250H44ZM49 251H50V249H49ZM53 251H54V250H53ZM59 251H60V250H59ZM71 251H72V250H71ZM118 251H119V250H118ZM142 251H144V250H142ZM155 251H156V250H155ZM163 251H164V250H163ZM163 251H162V252H163ZM198 251H200V249H199ZM206 251H207V250H206ZM219 251H220V250H219ZM221 251L218 252V254L222 255V252H221ZM226 251H227L228 253H227ZM260 251H259V252H260ZM14 252H15V249H14ZM14 252H13V253H14ZM19 252H20V251H19ZM19 252H18V253H19ZM24 252L27 253L26 250H25ZM30 252H31V251H30ZM39 252H40V251H39ZM39 252H38V253H39ZM47 252H48V251H47ZM128 252H129V251H128ZM146 252H147V251H146ZM152 252H153V254L155 253L153 250H152ZM183 252L187 253L186 250H184ZM194 252H195V250H194ZM202 252H204V251H202ZM210 252H211V250H210ZM225 252H226L227 254H226ZM5 253H7V251H6ZM5 253H4V254H5ZM11 253H12V252H11ZM11 253H10V254H11ZM25 253H22V255L25 254ZM35 253H36V252H35ZM50 253H52V252H50ZM81 253H82V252H81ZM100 253H102V252H100ZM120 253H122V251H121ZM137 253H138V252H137ZM159 253H161V252H159ZM167 253H172V251H171V252H167ZM167 253H166V254H167ZM175 253H176V252H175ZM177 253H178V250H177ZM181 253H182V251H181ZM188 253H189V256H191L190 254H192V253H191V252H188ZM204 253H205V252H204ZM254 253H255L256 256L254 255ZM0 254L4 255V254H3V251H2ZM30 254H31V253H27V255H29V256H30ZM42 254H44V253H42ZM47 254H48V253H47ZM55 254H56V256H59V255H58L59 253H58V254L55 253ZM128 254H129V253H128ZM130 254H132V253L130 252ZM141 254H142V253H141ZM156 254H157V252H156L154 255H156ZM161 254H162V253H161ZM172 254H173V253H172ZM179 254H180V251H179ZM182 254H184V253H182ZM182 254H181V255H182ZM199 254H201V253H198V255H199ZM207 254H208V253H207ZM215 254H217V252H216ZM218 254H217V255H218ZM8 255H9V254H8ZM22 255H21V256H22ZM25 255H26V254H25ZM25 255H24V256H25ZM40 255H41V254H40ZM64 255H66V254H64ZM99 255H100V254H99ZM122 255H123V254H122ZM125 255H126V254H124L123 256H125ZM133 255H135V254H133ZM149 255H150V254H149ZM158 255H159V254H158ZM169 255H170V254H169ZM173 255H174V254H173ZM203 255H204V254H203ZM220 255H219V256H216V259H213V261H214V260L216 261V260L218 259V260H220V262H221V259H219V258H221ZM247 255H250L249 258L246 257ZM16 256H17V254H16ZM24 256H23V258H22L23 263L21 262L20 264H28V263L30 264V261L28 260V262H27V259L24 258ZM32 256H34V255H32ZM42 256H43V255H42ZM60 256H62V255H60ZM84 256H85V255H84ZM84 256H83V258H84ZM130 256H131V255H130ZM139 256H140V255H139ZM161 256H164V255H161ZM167 256H168V255H167ZM171 256H172V255H171ZM171 256H170V257H171ZM182 256H183V255H182ZM189 256H188L187 258H189ZM208 256H209V255H208ZM208 256H207V258H208ZM254 256H255V257H254ZM259 256H261V257H260L261 259H259ZM259 256H257L258 259L260 260V261L258 262V264H264V262L262 263V261H261V260L264 259V257H263L264 255L262 256V255L259 254ZM0 257H1V256H0ZM2 257L5 258V257H7V256L4 255V256H2ZM2 257H1V258H2ZM36 257H37V256H36ZM44 257L46 258V256H44ZM101 257L104 258V256H102V255H101ZM106 257H107V256H106ZM106 257H105V258H106ZM133 257H134V256H133ZM140 257H141V256H140ZM144 257H147V255H146V256L144 255ZM164 257H165V256H164ZM178 257H179V259L181 260L182 257H180L179 255H178ZM201 257H202V256H201ZM209 257H210V256H209ZM213 257H214V256H213ZM218 257H219V258H218ZM1 258H0V259H1ZM3 258H2V259H3ZM40 258H42V257H40ZM93 258H94V257H93ZM122 258H124V257H122ZM122 258L120 259V261L122 260ZM126 258H128V257L126 256ZM138 258H139V257H138ZM148 258H149V257H148ZM150 258L153 259V257H151V256H150ZM154 258H155V257H154ZM159 258H160V257H159ZM174 258H175V257H174ZM176 258H177V257H176ZM187 258H186V259H187ZM197 258H198V257H197ZM8 259H9V258H8ZM29 259H30V258H29ZM51 259H52V258H51ZM55 259H56V258H54V260H55ZM67 259H68V258H67ZM170 259H171V258H170ZM186 259H184V257H183V260H186ZM189 259H190V258H189ZM194 259H195V258H194ZM204 259H205V257H204ZM204 259H202V262H203ZM209 259H210V258H208L207 260H209ZM211 259H212V258H211ZM229 259H230V261H231V259H232V261H234V263H233L232 261L230 262ZM256 259H257V258H256ZM4 260H5V259H4ZM31 260H32V259H31ZM39 260H41V259H38V261H39ZM45 260H46V259H45ZM57 260H58V259H57ZM61 260H62V259H61ZM100 260H101V259H100ZM106 260H107V259H106ZM123 260H124V259H123ZM123 260H122V261H123ZM141 260H142V259H141ZM141 260H139V261H141ZM172 260H173V259H172ZM175 260H177V259H175ZM187 260H188V259H187ZM191 260L193 261V258H192ZM0 261H1V260H0ZM5 261H6V260H5ZM5 261H3V262H5ZM15 261H16V260H15ZM18 261H19V260H18ZM24 261H25V262H24ZM32 261H33V262H37V261H35L34 259H33ZM46 261H47V260H46ZM49 261H51V260H49ZM101 261H102V260H101ZM127 261H128V260H127ZM127 261H126V262H127ZM143 261H144V260H143ZM150 261H152V260H150ZM178 261H179V260H178ZM198 261H199V260H198ZM200 261H201V260H200ZM205 261H206V260H205ZM205 261H204V262H205ZM209 261L211 262V260H209ZM225 261H224V262H225ZM255 261H258V260H255ZM255 261H254V264L257 263V262H255ZM263 261H264V260H263ZM7 262H8V261H7ZM10 262H11V260H10ZM33 262H31V263L33 264ZM63 262H64V259H63ZM63 262H61L60 264H63ZM103 262H105V261H103ZM106 262H107V261H106ZM110 262H111V261H110ZM110 262H109V264H110ZM123 262H124V261H123ZM134 262H135V261H134ZM160 262H161V259H160ZM170 262H171V264H172V261H170ZM196 262H197V261H196ZM204 262H203V263H204ZM206 262H207V261H206ZM216 262H217V261H216ZM216 262H215V263H216ZM224 262H223L222 264H228L227 262H225V263H224ZM250 262H251V263H250ZM14 263H15V262H14ZM48 263H49V262H48ZM57 263H58V262H57ZM116 263H117V262H116ZM116 263H115V264H116ZM120 263H121V262H120ZM120 263H119V264H120ZM132 263H133V261H132ZM167 263H168V262H167ZM174 263H176V262H174ZM184 263H185V261H183V263H181V264H184ZM186 263H187V262H186ZM191 263H192V262H191ZM194 263H195V262H194ZM198 263H199V262H198ZM200 263H201V262H200ZM215 263H214V264H215ZM218 263H219V261H218ZM0 264H2V263L0 262ZM4 264H5V263H4ZM9 264H10V263H9ZM34 264H37V263H34ZM38 264H39V263H38ZM69 264H70V263H69ZM101 264H102V263H101ZM105 264H106V263H105ZM111 264H114V262H111ZM137 264H138V263H137ZM148 264H149V263H148ZM152 264H153V262H152ZM157 264H158V263H157ZM161 264H163V262H162ZM177 264H178V263H177ZM201 264H202V263H201ZM204 264H205V263H204ZM207 264H208V262H207ZM209 264H210V263H209ZM212 264H213V263H212ZM216 264H217V263H216ZM220 264H221V263H220Z\"/></svg>",
    "mask_w": 264,
    "mask_h": 264
}]
</instances>
